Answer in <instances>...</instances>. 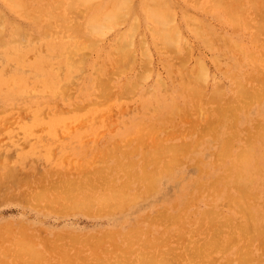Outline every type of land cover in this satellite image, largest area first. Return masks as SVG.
<instances>
[{
    "label": "rangeland",
    "instance_id": "rangeland-1",
    "mask_svg": "<svg viewBox=\"0 0 264 264\" xmlns=\"http://www.w3.org/2000/svg\"><path fill=\"white\" fill-rule=\"evenodd\" d=\"M5 1V2H4ZM0 0V16L4 13L5 15L3 16L4 18L2 19L1 17V22H0V31L5 35H1L2 33H0V36H2V38L0 37V42H3L2 45L0 44V184H1V189H0V224L3 225L0 227V264L4 263V264H13V262H15V264H17V262L20 260L24 261L23 264H26L29 260L26 258H35V257H31L29 256V251L32 250L30 253L35 256H39L38 253H40V256L42 255L41 253H43V255L41 257L37 256V260L33 261L36 262L39 260L41 261V263L39 262V264H55L56 262H58V264H69L67 261L68 260H72V258L68 259L66 261V263L64 262L68 257V255H71L72 253H74V255H76L75 251H79V248L83 250V252L81 251V254H78L77 252V257L73 256V254L71 255V257L75 258V262L72 261L74 264H84V261L86 264H90L89 261L92 260V264H96V262L98 260L95 261V259L97 258H102L103 260H105L106 262H101V260L99 259L98 263L101 262L106 264H111L110 262H114L115 260H126V257H124L122 251L119 254V250H123V248L125 249L126 246L129 247L125 252V256H129L130 254V258L127 259L126 261L130 263H136L139 264L141 260H139L140 258H142L143 253L142 252H146L144 254V256L146 257L147 255L149 257L152 256V252L154 253V251L156 253L153 254V256H155V254L157 255L158 253V257L157 259L159 260L160 257L162 258H166V256L168 257V259L171 256V252L172 256L170 259H172V261L175 260V257L178 256V258H182L181 255H176L177 252H181L182 250L184 252H181L182 255L184 253V259H180L182 262L181 264H207L209 260L210 262H215L213 264H226V262H230L228 264H241L244 263L243 261L247 260L252 262L251 264H264V149H262L264 147V80H261L264 78V73H263V77H261L262 73L264 72V41L262 42V40H264V10H260V6L262 7V5H260L262 2L264 3V0H258V1H254L255 3L257 2V4H254V8L253 6H251V2L248 0H239V3L236 0V2L234 3L235 5H241L236 6L238 9L237 11L233 8L234 4L229 3L231 1L234 2L235 0H221V4L220 2L217 0V6L214 5L213 1L214 0H198L197 5L199 6H195L194 4H196L197 0H120L119 3L118 0H95V4L93 1L91 0H84L82 2V0H78L76 1V3L74 5H69L71 2V0H67V3L69 2V4H66V0H62L64 2H59V9L56 8V4L57 2L54 0ZM18 1H21V4H18ZM53 1V2H52ZM74 1V2H75ZM91 1V3L93 2L94 5H91L89 2ZM113 1V2H111ZM117 1V2H116ZM132 1L134 3H132ZM148 1V2H147ZM152 1V3H151ZM163 1V2H162ZM174 1V2H173ZM183 1V2H182ZM216 1V0H215ZM225 6L229 3L231 7L229 8L230 10L233 8L234 10H228V7H223L224 3ZM261 1V2H260ZM25 2L26 4H23L24 9L21 8L22 3ZM52 2L53 6L55 7V10L53 9L54 7L52 6V4L49 3ZM72 2V3H74ZM87 2V3H85ZM117 6H116V3ZM154 2V3H153ZM166 2H168V5L166 6ZM180 2V3H179ZM189 2V3H188ZM212 2V3H211ZM10 3V4H9ZM13 3H17L18 5H21L20 7L16 4L15 6H13ZM36 3V4H35ZM47 3V4H45ZM79 3L83 4V5H79ZM104 3V4H103ZM121 3V4H120ZM128 3V4H127ZM138 3V4H137ZM145 5H144V4ZM159 3V4H158ZM204 3V4H203ZM210 3V4H209ZM260 3V4H259ZM12 4V5H11ZM43 4V5H42ZM102 4L104 5V7H102ZM108 4L110 5V8L113 4H115V6L117 8H119L118 11L115 12L114 10H116V8L114 9H110ZM175 4V5H172ZM181 4V5H180ZM213 4V5H212ZM216 4V3H215ZM219 4V5H218ZM245 4V7L242 6ZM248 4V5H247ZM252 4V5H253ZM30 5V6H29ZM46 5V6H45ZM48 5V7H47ZM84 5H85V9L88 8L86 6L89 5V9L87 14L86 11H83L84 9ZM96 5V6H95ZM99 5V6H98ZM124 5V7L122 6ZM131 5V6H130ZM152 7H151V6ZM158 5V6H157ZM171 5V6H170ZM179 5V6H178ZM210 5V6H208ZM212 5V6H211ZM221 5V6H220ZM255 5L258 6V10L255 9ZM7 6V7H6ZM18 6V8H17ZM22 6V7H23ZM43 6V7H42ZM68 6V9L74 10V12L76 13L79 8V6L81 7V10L83 12V16L84 18H82V12L79 11L76 15L74 13L73 16H71L73 13L71 12V14L69 13L70 18L69 21L72 19V23L75 22L76 24H79V26H83V29L81 27V29L84 31H81V34L83 33L84 35H82L83 37L85 36V33H89L88 35L91 34V36H85V40L82 38L81 40L79 39V34L80 31L78 32V38L76 39L77 36H74V34L76 35V28L77 25H73L71 22L67 21L66 18H69L66 14V12L68 13L69 10H66L65 7ZM78 6V7H76ZM108 6V7H107ZM133 6V7H132ZM182 6V7H180ZM185 6V7H184ZM187 6V8H186ZM10 9H9V8ZM28 9H27V8ZM38 7V8H37ZM76 7V8H75ZM83 7V8H82ZM99 7H101L99 9ZM172 7V8H171ZM177 7V8H176ZM195 7V8H194ZM206 7V8H205ZM215 7V8H214ZM242 7V9H241ZM34 8V9H33ZM39 9L41 11L44 10V12L39 13L38 11H36L37 9ZM44 8V9H43ZM50 8V9H48ZM93 8V9H92ZM107 8V9H106ZM129 8V9H128ZM136 8V9H135ZM149 8H151L150 10H148ZM161 8V9H158ZM167 8V9H166ZM181 8L183 10H181ZM211 8V9H210ZM240 8V9H239ZM247 8V9H246ZM253 8V10H252ZM257 8V7H256ZM264 8V5H263ZM26 9V10H25ZM33 9L34 12H32L31 10ZM36 9V10H35ZM52 9V10H51ZM96 9V10H95ZM140 9V10H139ZM172 9V10H171ZM244 9V10H243ZM27 12L28 10V16L27 14L25 15V12ZM108 10V11H107ZM111 10V11H110ZM146 10V11H145ZM158 10V11H157ZM207 10V11H205ZM210 10V11H209ZM216 10V11H215ZM219 10V11H218ZM246 10V11H245ZM260 10V11H259ZM31 11V12H30ZM51 11L53 14H50L51 12H49V17L50 15H59V12H61L60 14H62V18L64 17L66 22L69 23H64L65 25L68 24L67 27H70L71 29H69L68 31H71L74 33L72 34L71 32L68 33V31L66 30V27H58L59 24L58 23H62L59 22L58 19H60L59 17L57 18L56 22L53 16V19L51 20V22L53 21L54 23L51 24L50 19H48V17H46V12ZM98 11V12H97ZM113 11V12H112ZM122 11V12H121ZM129 11V12H128ZM150 11V12H149ZM165 11V12H164ZM173 11V12H172ZM182 11V12H181ZM227 11V12H226ZM229 11V12H228ZM233 11L235 12V18H237L239 15V18L241 17V19H234L230 17L233 16ZM239 11V12H238ZM242 11V13H241ZM245 11V12H244ZM248 11V12H247ZM263 11V13H261ZM21 12V13H20ZM57 12V13H56ZM96 12V13H95ZM112 12V14L110 15V13ZM119 12V13H118ZM149 12V14H148ZM157 12H164L161 13V15H159V13ZM167 12V13H166ZM188 12V13H187ZM190 12V13H189ZM194 12V13H193ZM216 12V13H215ZM220 15H219V13ZM232 12V13H231ZM250 12V13H249ZM252 12V13H251ZM255 12V13H254ZM256 12H258V14H256ZM34 15H40L39 17H41V14H44V18L41 17V19L39 20L38 18L33 19V18H26L29 17V15L31 14ZM38 13V14H37ZM81 13V14H80ZM85 13V14H84ZM90 13V14H89ZM103 13V14H102ZM144 13V14H143ZM187 13V14H186ZM218 13V14H217ZM14 14V15H13ZM23 14V15H22ZM65 14V15H64ZM78 14L80 16H78ZM89 14V15H88ZM98 14V15H97ZM120 14V15H119ZM124 14V15H123ZM130 14V15H129ZM132 14V15H131ZM143 14V15H142ZM168 14V15H167ZM176 14V15H175ZM178 14V15H177ZM203 14V16H201ZM226 14V15H225ZM230 14V17L228 16ZM237 14V15H236ZM18 15V16H17ZM25 15V17H24ZM47 15V16H48ZM88 17H87V16ZM139 15V16H138ZM147 15V16H146ZM164 15V16H163ZM197 15V16H195ZM205 15V16H204ZM219 15V17L217 18V16ZM253 15V16H252ZM257 15V16H255ZM259 15V16H258ZM263 17H260L262 16ZM8 16V17H7ZM67 16V17H66ZM97 16L98 20H96L94 17ZM111 16H113V19H110ZM116 16H119L116 17ZM122 16V17H121ZM131 16V17H130ZM141 16V17H140ZM151 16V17H149ZM153 16V18H152ZM158 16V17H157ZM168 16V17H167ZM177 16V18L175 17ZM184 16H185V20H184ZM249 16V17H248ZM254 17L252 19V17ZM23 19H22V18ZM35 18V16H32ZM52 17V16H51ZM99 17H101V19H99ZM113 22H111L109 19ZM124 17V18H123ZM172 17V18H171ZM199 17V18H198ZM207 17V18H206ZM211 17V18H210ZM6 18V19H5ZM42 18L44 19L43 21ZM61 18V19H62ZM79 18L77 21L78 23H76L75 19ZM93 18V21L91 20ZM105 18V19H104ZM123 18V19H122ZM138 18V20H137ZM140 18V19H139ZM142 18V19H141ZM146 18V19H145ZM202 18V19H201ZM205 18V19H204ZM220 18V19H219ZM244 18V19H243ZM247 18V19H246ZM249 18V19H248ZM18 19V20H17ZM27 21H26V20ZM41 21L40 23L36 22V20ZM74 19V21H73ZM91 23L93 22V25L89 24L90 20ZM102 19L105 21H102ZM115 19V21H114ZM120 21H118V20ZM127 19V20H126ZM137 21H136V20ZM145 19V20H144ZM154 19V20H153ZM158 19V20H157ZM176 19V20H174ZM181 19V20H180ZM193 19V20H192ZM196 19V20H195ZM209 21H207V20ZM222 19V20H221ZM258 19V21L256 22V20ZM260 19V20H259ZM263 20V23H260L259 25H261V30L260 27L258 25V22H261ZM12 20V21H11ZM15 20V21H14ZM80 20V21H79ZM83 20V22H82ZM108 20V21H107ZM125 20V21H124ZM220 20V21H219ZM230 20V22L228 21ZM237 20V21H236ZM249 20L248 24L247 21ZM251 20V21H250ZM62 21V20H60ZM140 21V22H139ZM144 21V22H143ZM154 21V22H153ZM177 21V22H176ZM236 22V23H232ZM4 22V23H3ZM11 22L13 24H11ZM21 22V23H20ZM47 22V23H46ZM82 22V23H80ZM97 22V23H96ZM115 22V24H114ZM119 22V23H116ZM134 22H136L134 24ZM149 22V23H148ZM157 22H159V24H157ZM168 22V23H167ZM175 26H174V24ZM183 22V23H182ZM191 22V23H190ZM196 22V23H195ZM198 22V23H197ZM223 22V23H222ZM240 22V23H239ZM50 23L51 27L54 28L51 30H54L53 32L49 33L51 36L49 38V36H45L46 38L43 37V35H41L42 30L45 32L46 31V24ZM63 23L60 26H64ZM95 23V24H94ZM108 23V24H107ZM171 23V24H170ZM187 23V25H186ZM203 23V24H202ZM242 24V26L237 25L236 24ZM17 24V25H16ZM49 24V25H50ZM82 24V25H80ZM103 24V25H102ZM111 24V25H110ZM118 24V25H116ZM139 24V25H137ZM153 24V25H152ZM155 24V25H154ZM165 24V25H164ZM178 24V25H177ZM185 24V25H184ZM194 24V25H192ZM198 24V25H196ZM213 24V25H212ZM219 24V25H218ZM224 24V26H223ZM227 24V25H226ZM249 25L247 27H245L246 25ZM255 25V27L253 25ZM44 25V27H43ZM58 25V26H57ZM121 25V26H120ZM161 25V26H160ZM208 25V27H207ZM211 25V26H210ZM218 25V27H217ZM221 25V26H220ZM231 25V26H230ZM16 26L20 29L19 33H24L27 34L25 32H28V35L23 36L25 43L21 40L23 38H21V36H19L18 34V30H16L15 27ZM28 26V27H27ZM76 27V28H73ZM137 26V29H136ZM139 26V27H138ZM149 26V27H148ZM197 26V27H196ZM207 27V29H205V27ZM235 26V27H234ZM252 26V28H251ZM257 26V27H256ZM5 27V29H4ZM27 27V28H26ZM56 27V29H55ZM88 27V28H87ZM95 27V28H94ZM148 27V28H147ZM163 27V28H162ZM175 27V28H174ZM186 27V29H185ZM191 27V28H190ZM210 27V28H209ZM223 27V28H222ZM230 27V28H229ZM235 29H234V28ZM237 27H239V29H237ZM250 29H249V28ZM8 28V30H7ZM12 28V29H11ZM32 28V29H31ZM64 28V29H63ZM79 28V27H78ZM77 28V29H78ZM91 28V29H90ZM102 28V29H101ZM106 30H105V29ZM152 28V29H151ZM162 28V29H161ZM166 28L168 30H166ZM172 28V29H171ZM195 28V29H194ZM216 28V29H214ZM225 28V29H224ZM228 28V29H227ZM248 28V29H247ZM257 28V30H256ZM25 29V30H23ZM30 29V30H29ZM63 29V30H60ZM68 29V28H67ZM73 29L75 31H73ZM79 29V30H81ZM100 29V30H97ZM136 29V30H135ZM174 29V30H173ZM199 29V30H198ZM202 29V31L200 30ZM231 29V30H230ZM234 29V30H233ZM242 29V30H241ZM254 29V30H253ZM3 30V31H2ZM17 31V33H14V31ZM23 30V31H21ZM55 30H59L60 33L56 34L58 31L55 32ZM105 30V31H104ZM157 30V31H156ZM173 30V31H171ZM206 30V31H205ZM227 35H226V32ZM260 30V31H259ZM89 31V32H88ZM94 31V32H92ZM158 32L156 34H152L154 32ZM160 31V32H159ZM164 31V32H163ZM171 31V32H170ZM178 31V32H177ZM198 31V33H196ZM200 31V33H199ZM215 31V32H214ZM230 31V32H229ZM232 31L234 34H232ZM256 31V32H255ZM263 31V32H262ZM30 32V34H29ZM55 32V33H54ZM66 33V34H63ZM98 32V33H97ZM100 32V33H99ZM109 32V33H108ZM150 32V33H149ZM162 32V33H161ZM188 32V33H187ZM223 32V33H222ZM241 32V34H240ZM243 32V33H242ZM246 32V33H245ZM256 34V38L254 37L255 35H252L254 33ZM7 33V34H6ZM121 33V34H120ZM123 33V34H122ZM129 33V34H128ZM143 33V34H142ZM183 33V34H182ZM186 33V34H185ZM203 33V34H202ZM244 33L246 35H244ZM249 37H248V35ZM17 34V35H16ZM44 34V32H43ZM46 34V33H45ZM48 34V33H47ZM48 34V35H49ZM61 34L63 36H61ZM70 34V35H69ZM94 34V35H93ZM117 34V35H116ZM128 36H127V35ZM159 34V35H158ZM175 34H179L177 36H174ZM210 34V35H209ZM238 34V36L236 35ZM243 36V37H241ZM32 35L34 36L35 39L32 37ZM54 35V36H52ZM56 35V36H55ZM60 35V37H59ZM103 35V36H101ZM107 35V36H106ZM136 35V36H135ZM141 35V36H140ZM163 35V36H161ZM167 35V36H166ZM169 35V36H168ZM200 35V36H199ZM208 35V36H207ZM258 35V36H257ZM13 36V38H12ZM69 36V37H68ZM74 36L75 39H71V37ZM81 36V35H80ZM97 36V37H96ZM115 36V37H114ZM135 36V37H134ZM171 39H167L168 37ZM197 36V37H194ZM220 36V37H219ZM240 36V38H239ZM21 39H18V38ZM39 40H38V38ZM62 37V39H61ZM92 37L91 39L96 42L91 43L90 45L89 42H87L86 40H90L88 38ZM114 37V38H113ZM122 37V38H121ZM130 37V38H129ZM141 37V38H140ZM146 37V38H145ZM153 37V38H152ZM174 37V38H173ZM224 37V39H223ZM253 37V38H252ZM260 39H258V38ZM44 38V40H43ZM64 38V39H63ZM104 38V40H103ZM119 38V39H118ZM126 38V39H125ZM129 38V39H127ZM133 38V39H132ZM155 38V39H154ZM165 38V39H162ZM178 38V39H177ZM239 38V39H238ZM248 40H247V39ZM250 38V39H249ZM27 39V40H26ZM31 39V44H30V40ZM57 39V40H56ZM102 39V40H101ZM121 39V40H120ZM145 39V40H144ZM161 39V40H160ZM175 43V46L173 45V43H170L172 40ZM183 39V40H182ZM200 39V40H198ZM210 39V40H209ZM227 39V41H226ZM230 39V40H229ZM252 39V40H251ZM257 39V40H256ZM4 40V41H3ZM19 40V41H18ZM35 40V42H34ZM81 41L84 40L81 44L80 42L77 43V41ZM98 40V41H97ZM101 40V41H100ZM117 40V41H116ZM120 40V41H119ZM125 40V43L123 42ZM139 40V41H138ZM169 40V42H167ZM176 40V41H175ZM203 40V41H202ZM208 40V41H207ZM214 40V41H213ZM247 40V41H246ZM14 41V42H13ZM114 41V42H113ZM130 41V42H129ZM133 41V42H132ZM144 41V42H143ZM181 41V42H180ZM186 41V42H184ZM195 41V42H194ZM212 41V42H211ZM225 41V42H224ZM238 41V42H237ZM255 43H254V42ZM261 41V42H260ZM20 42H22L20 44ZM87 42V43H85ZM91 42V40H90ZM101 42V43H100ZM120 42V43H119ZM137 42V43H136ZM147 42V43H146ZM156 42V43H155ZM167 42V43H166ZM205 42V43H204ZM215 42V43H214ZM258 42V43H257ZM11 43V44H10ZM16 43V44H15ZM76 44L77 47H74ZM98 43V44H96ZM125 46H124V44ZM133 43V44H132ZM136 43V44H135ZM162 43V44H161ZM172 44V46L174 48H176V53H174L173 49H168L169 45ZM178 43V44H177ZM180 43V44H179ZM223 43H225L224 45H222ZM229 46H228V44ZM244 43V44H243ZM250 43L252 44L250 46ZM5 44V45H4ZM72 46H71V45ZM78 44V45H77ZM85 44V45H84ZM86 44L88 45V47H86ZM117 44V45H115ZM129 46V48L127 47V45ZM145 44V45H144ZM168 44V45H167ZM185 44V46H184ZM203 44V47H202ZM217 44V45H216ZM233 44V45H232ZM236 44V45H235ZM83 45L85 46L83 48ZM110 47H109V46ZM120 45V46H119ZM122 45L125 47L123 48ZM147 45V46H146ZM168 46V48L166 49V47ZM183 45V46H182ZM221 45V46H220ZM244 45V47H243ZM257 45V46H256ZM261 47H260V46ZM5 46V47H4ZM42 46V47H41ZM82 46V47H80ZM93 48H92V47ZM98 46V47H96ZM119 46V47H118ZM131 46V47H130ZM141 46V47H140ZM177 46V47H176ZM219 46V47H218ZM224 46V47H223ZM231 46V47H230ZM234 46V48H233ZM241 48H240V47ZM4 47V48H3ZM71 47V48H69ZM80 47V48H79ZM91 47V48H89ZM122 47V48H121ZM161 47V48H160ZM223 47V48H221ZM226 47V48H225ZM246 47V48H245ZM259 49H258V48ZM42 48V49H41ZM62 48V49H61ZM67 48L71 49V50H67ZM72 48H79L80 50L84 49V53L86 52L87 55H85L83 53V51L78 52V50L73 49ZM82 48V49H81ZM118 48V52L117 49ZM122 51L126 52V50H128V55H130V57L133 59H131L132 63L130 65V60L128 59V55H125V53L121 54V49ZM144 48V49H142ZM183 48V49H182ZM185 48L189 49L186 50ZM199 48V49H198ZM207 48V50H206ZM213 48V49H212ZM229 48V49H228ZM231 48V49H230ZM257 48V49H256ZM64 49V50H63ZM66 49V50H65ZM219 51H218V50ZM239 49V50H238ZM43 50V51H42ZM89 50V51H88ZM108 52H107V51ZM154 50V51H153ZM163 50V51H162ZM166 50V51H165ZM169 50V51H167ZM172 50V51H171ZM185 50V51H184ZM191 50V51H190ZM201 50V51H200ZM216 50V51H215ZM226 50V51H225ZM238 50V51H237ZM250 50V51H249ZM262 50V51H261ZM66 51V52H65ZM69 51V53H68ZM105 51V52H104ZM114 52V53H111ZM120 51V52H119ZM137 51V52H136ZM187 51V52H186ZM222 51V52H221ZM230 53H228V52ZM232 51V52H231ZM242 51V52H241ZM76 52V53H75ZM89 52V53H88ZM132 52H135V54L133 55ZM180 52V53H179ZM182 52V53H181ZM189 52L188 55H185V53L187 54ZM240 52V53H239ZM258 52V53H256ZM262 52V53H261ZM64 53V54H63ZM72 53V54H71ZM78 53L80 55H78ZM104 53V54H103ZM119 53V55L117 56V54ZM140 53V54H139ZM150 53V54H149ZM179 53V54H178ZM192 53V54H190ZM235 53V54H234ZM237 53H239L237 55ZM245 53V54H243ZM251 53V55H250ZM253 53V55H252ZM74 54V61L75 58L79 59L77 62V60L74 62H72V57ZM90 54V55H89ZM102 54V55H101ZM127 54V53H126ZM149 54V55H148ZM166 54V55H165ZM222 54V55H221ZM227 54V56H226ZM263 54V57H262ZM31 57H30V56ZM77 55V56H76ZM101 55V58H100ZM121 55V57H120ZM123 55H125V57H123ZM156 55V56H155ZM179 55H181L180 57H183L182 59L179 58ZM184 55V56H183ZM202 55V56H201ZM247 55V56H246ZM59 56V57H58ZM63 56V57H62ZM79 56V57H78ZM87 56V57H86ZM111 56V57H110ZM117 56V57H116ZM139 56V58H138ZM175 56V57H174ZM187 56H189V58H187ZM212 56V57H211ZM220 56V57H219ZM224 56V57H223ZM240 56V57H239ZM246 56V57H245ZM251 56H255V58H251ZM2 57V58H1ZM58 57V58H57ZM80 57H82L80 59ZM107 57L109 59H107ZM129 57V58H130ZM167 57V59H165ZM170 57V58H169ZM186 57V58H185ZM193 57V58H192ZM223 57V58H221ZM243 57V58H242ZM256 57H258L256 59ZM260 57V58H259ZM262 57V58H261ZM86 58V60L84 59ZM104 58V59H103ZM112 58V59H111ZM119 59V61L117 59ZM123 58H127L129 62V67L127 66V62L126 59ZM137 58V59H136ZM214 58V59H213ZM220 58V59H219ZM238 58V59H237ZM240 58V59H239ZM60 59V60H59ZM71 59V60H70ZM84 59V60H83ZM106 59V60H105ZM114 59V60H113ZM175 59V60H174ZM181 59V60H180ZM190 59V60H189ZM229 61H228V60ZM233 59V60H231ZM236 59V62L235 60ZM245 59V60H243ZM248 59V60H247ZM253 59V60H252ZM256 59V60H255ZM82 60V61H81ZM101 60V65L98 63ZM103 60V61H102ZM108 60V61H107ZM113 60V61H112ZM116 60L118 63H116ZM146 60V61H144ZM163 60V61H162ZM168 60V61H167ZM184 60V63H182V61ZM186 60V63H185ZM188 60V62H187ZM195 60V61H194ZM225 60V61H224ZM247 60V62H246ZM252 60V61H251ZM260 60V61H259ZM262 60V61H261ZM85 61V63H84ZM98 61V62H97ZM121 61V62H120ZM123 61H125L124 64ZM135 61V62H133ZM141 61V62H140ZM161 61V62H160ZM167 61V62H166ZM170 61V62H169ZM178 62L177 63H175ZM220 61V62H219ZM234 61V62H233ZM240 63H239V62ZM243 63H242V62ZM245 61V62H244ZM255 61V63L253 62ZM71 62L73 64H71ZM97 62V63H96ZM114 62V63H113ZM140 62V64H139ZM145 62V63H144ZM148 62V65H146V63ZM165 62V63H163ZM181 65H180V63ZM190 62V63H189ZM230 62V63H229ZM253 62V63H252ZM261 62V63H260ZM82 63V64H81ZM107 63L109 65H107ZM113 63V64H111ZM118 64L116 66V64ZM173 63V64H171ZM175 63V64H174ZM194 63V64H193ZM196 63V64H195ZM217 63V64H216ZM223 63V65H222ZM237 63V64H236ZM239 63V64H238ZM249 63V64H248ZM75 64V65H74ZM85 66H84V65ZM111 64V65H110ZM125 67H124V65ZM134 64V65H133ZM165 64V65H164ZM184 64V65H183ZM187 64V66H185ZM193 64V65H192ZM229 64V65H228ZM232 64V65H231ZM255 64V65H253ZM106 65V66H105ZM123 65V67L121 66ZM139 65V66H138ZM153 65V66H152ZM175 65V66H174ZM178 65V66H177ZM247 65V66H246ZM64 66V67H63ZM112 66V67H111ZM132 66V67H131ZM137 66V67H136ZM182 66V67H180ZM219 66V67H218ZM243 66V67H242ZM63 67V69H62ZM115 67V68H114ZM124 68L125 71H123V69L120 72L121 68ZM128 67V68H127ZM139 67V69H138ZM145 67V68H144ZM167 67V68H165ZM170 67V68H169ZM176 67V68H175ZM186 67V70H181V68ZM189 67V68H188ZM197 68L196 73L195 70L194 73L192 72V69ZM201 67V68H200ZM249 67V68H248ZM259 67V68H257ZM80 68V70H79ZM84 74L81 75V70L83 73V69ZM130 68V69H129ZM135 68V69H134ZM137 68V69H136ZM147 68V69H146ZM222 68V70H221ZM232 68V70H231ZM235 68V69H234ZM246 68V69H245ZM63 72H61L62 70ZM97 69L99 70V72L97 71ZM103 69V70H102ZM108 69H110V71H108ZM119 69V70H118ZM180 69V70H179ZM185 69V68H184ZM206 69V70H205ZM248 69V70H247ZM261 69V71H260ZM114 70V71H111ZM167 70V71H166ZM178 70V71H177ZM215 70V71H214ZM263 70V71H262ZM80 71V72H79ZM127 71V72H126ZM129 71V72H128ZM175 71V72H174ZM183 73H182V72ZM186 71H189L188 73H191V75H189L190 79L192 80V82H190V79H188L189 77L186 76ZM197 71L199 72L197 75ZM60 72V73H59ZM93 72V74H92ZM109 72V74H108ZM117 72L116 74L113 73ZM136 72V73H135ZM154 72V73H152ZM204 72V73H202ZM224 72V73H223ZM229 72V73H228ZM237 72V73H236ZM255 72V73H254ZM110 73H112L111 75H113L111 77ZM130 73V74H129ZM135 73V74H134ZM150 75H149V74ZM168 75H167V74ZM175 73V74H174ZM202 73V74H201ZM243 73V74H242ZM249 73V74H248ZM253 73V75L251 74ZM120 76H118V75ZM125 74V75H124ZM160 76H159V75ZM194 76H193V75ZM201 74V75H200ZM223 74V75H221ZM227 74V75H226ZM75 75V76H74ZM76 75H78V79L76 77ZM81 75V77H80ZM110 75V76H109ZM118 77H117V76ZM134 75V76H133ZM138 75V76H137ZM185 75V77L183 76ZM215 75V76H214ZM248 75V76H247ZM256 75V76H255ZM259 75V77L257 78V76ZM109 76V77H108ZM116 76V77H115ZM136 76V77H135ZM195 78H193V77ZM200 76V77H199ZM232 76V77H230ZM239 76V77H238ZM254 77L253 78H251ZM74 77V78H73ZM115 79H114V78ZM125 77V80H124ZM129 77V78H128ZM149 77V78H148ZM153 79H152V78ZM171 77V79H170ZM176 77H178L176 79ZM214 77V79H213ZM241 77V78H240ZM81 78V80L79 79ZM85 78V79H84ZM100 78H106L108 80V83L106 84V82H103L100 80ZM181 78H185V80L181 79ZM208 78V79H207ZM247 78V79H245ZM250 78V79H248ZM256 78L258 80V82L256 81ZM77 79V80H76ZM87 79V80H86ZM112 81H111V80ZM117 79V80H116ZM120 79V80H119ZM137 79H142L141 81L139 80V82H137ZM145 79V80H144ZM147 79V80H146ZM174 79V80H173ZM188 79V80H187ZM201 81H199V80ZM72 80V81H71ZM74 80V81H73ZM83 80H86L85 82ZM130 80V81H129ZM151 80V81H150ZM173 80V81H171ZM178 80V81H177ZM199 82H198V81ZM214 80V81H213ZM223 80V81H222ZM232 80V81H231ZM243 80V81H242ZM249 80V81H248ZM253 80V82H252ZM71 81V82H70ZM98 81V83H96ZM111 81V82H110ZM115 81V83H114ZM170 83H169V82ZM187 81V83L185 84V82ZM194 81V82H193ZM206 81V82H205ZM217 81V83L215 82ZM238 83H237V82ZM263 81V82H262ZM73 82V83H72ZM93 82V83H92ZM103 82L104 84H106V86H104L101 83ZM120 82V83H119ZM123 82V84H122ZM135 82V83H134ZM144 82V83H143ZM150 84H149V83ZM161 82V83H159ZM178 82V84H177ZM182 82V84H180ZM191 84H190V83ZM201 82V85H200ZM227 82V84H226ZM234 82V83H233ZM241 82V84H240ZM254 82H256L254 84ZM261 82V83H260ZM62 83H64V86H62ZM72 83V84H71ZM110 83V84H109ZM142 83V84H141ZM153 83V84H152ZM189 83V84H188ZM204 83L205 86L202 84ZM216 83V84H215ZM253 85H252V84ZM258 83V84H257ZM93 84V85H92ZM96 84L98 86H96ZM135 84V85H134ZM157 84V85H156ZM209 84V85H208ZM212 84V85H210ZM222 84V85H221ZM82 85V86H81ZM111 85L112 89H111ZM120 85V86H119ZM128 85V86H127ZM137 85V86H136ZM147 85V86H146ZM150 85V86H149ZM156 86V88L154 86ZM167 85V87H166ZM175 85V86H174ZM180 87H178V86ZM183 85V86H181ZM188 85V86H187ZM221 86V90H218L217 92H219V94L216 92L215 95V90L218 86ZM247 87H246V86ZM257 85V86H256ZM259 85V86H258ZM125 86V87H124ZM159 86V88H158ZM192 86V87H191ZM202 86V87H200ZM208 86V87H207ZM219 86V88H220ZM239 86V87H238ZM252 86V87H251ZM255 86V87H254ZM60 87H63L62 89H60ZM68 87V88H67ZM95 87V88H94ZM99 87V90H98ZM104 87V88H103ZM110 87V88H109ZM115 87V88H114ZM128 87V89H127ZM130 87V88H129ZM175 87V88H174ZM185 87V90H184ZM258 87V90H257ZM260 87L262 88V90L260 89ZM83 88V89H82ZM108 88V89H107ZM146 88V89H145ZM151 88V89H149ZM172 88V89H171ZM174 88V89H173ZM179 88V89H178ZM183 88V89H182ZM193 88V89H192ZM199 88L200 91H202V93L206 94L205 96L201 93H194L196 92V89ZM201 88V89H200ZM204 88L206 90H204ZM223 88V89H222ZM232 88V89H231ZM234 88V90H233ZM245 88V90L243 89ZM249 88V91H247V89ZM254 88V89H253ZM66 89V91H64ZM100 91L98 93V91ZM110 89V90H109ZM121 89V90H120ZM139 89V90H138ZM162 89V90H160ZM166 91H165V90ZM230 89V90H229ZM242 89V91L240 90ZM256 89V90H255ZM95 90V91H94ZM133 90V91H132ZM152 90V91H151ZM158 90V92L156 91ZM171 90V91H169ZM190 90V91H189ZM195 90V91H192ZM197 90V92L199 91ZM210 90V91H209ZM212 90V91H211ZM242 92L239 93L238 92ZM244 90V92H243ZM62 93H61V92ZM97 91V92H96ZM113 91V93H111ZM116 93H115V92ZM131 91V92H130ZM150 91V93H149ZM154 91V92H153ZM161 91V92H159ZM189 93H188V92ZM192 91V92H191ZM204 91V92H203ZM232 91V93H231ZM259 93H258V92ZM120 92V93H119ZM136 92V93H135ZM148 92V93H147ZM151 92H153L151 94ZM178 92V93H177ZM180 92V93H179ZM183 92V93H182ZM234 92V93H233ZM253 92V93H252ZM255 92V93H254ZM258 96H257V93ZM17 93V94H16ZM58 93V94H57ZM104 93V94H103ZM107 93V94H106ZM110 93L112 94L111 97L112 99H110V97H108ZM126 93L128 94H132L135 95H129L128 97H126ZM145 93V96H144ZM170 93V94H168ZM177 93V94H176ZM188 93V96H187ZM209 93V94H208ZM227 93V94H226ZM262 93V94H261ZM97 94V95H96ZM106 94V95H105ZM114 94V95H113ZM122 94H124L123 96H121ZM127 94V95H128ZM154 94V95H153ZM165 94V95H164ZM174 94L176 96H174ZM182 94V95H180ZM196 96H195V95ZM203 95L202 100L199 99V95ZM208 94V96H207ZM211 94H214V96H212ZM218 94V95H217ZM224 94V95H223ZM242 94V95H241ZM15 95V96H14ZM33 95V97H32ZM36 95V96H35ZM56 95V96H55ZM108 95V96H107ZM192 95L195 97H192ZM211 97H216V102L219 105V108L217 105V103L215 102L214 98H210ZM241 99H238V96ZM244 95V96H243ZM255 95V97H253ZM262 95V96H261ZM121 96V97H120ZM151 98H150V97ZM158 96V97H156ZM166 96V98H164ZM190 96V97H189ZM219 96V97H218ZM241 96V97H240ZM262 98H261V97ZM15 97V98H12ZM52 99H51V98ZM108 97V98H107ZM115 97V98H114ZM120 97V98H119ZM148 97V98H147ZM169 97V98H168ZM177 97V99H176ZM186 97V98H185ZM201 97V96H200ZM231 97V98H230ZM235 97V98H234ZM251 97V98H250ZM261 98L259 99V101H257V98ZM25 98V99H24ZM27 98V99H26ZM29 98V99H28ZM194 98V99H193ZM224 98V99H223ZM161 99V100H160ZM192 101H191V100ZM199 99V100H198ZM204 99V100H203ZM211 99V101H210ZM218 99V100H217ZM227 99V100H225ZM230 102H229V100ZM237 101H235V100ZM26 100V101H25ZM29 100V101H28ZM163 100H165L164 102L168 103H164ZM171 100V101H170ZM179 100V101H178ZM189 100V101H188ZM199 101L198 102L196 101ZM212 100H214V102H212ZM253 102H252V101ZM261 100V101H260ZM194 101H196L194 103ZM207 101L209 103H207ZM240 101V102H239ZM244 101V102H243ZM248 101V102H247ZM251 101V102H250ZM221 102V103H220ZM262 105H260V103ZM151 103V104H150ZM182 103V104H180ZM192 103V104H191ZM194 103V104H193ZM202 103V104H201ZM216 103V104H215ZM224 103V104H223ZM228 103V104H227ZM245 103V104H243ZM248 103H250L248 105ZM161 104V105H160ZM197 104V105H196ZM211 104V105H210ZM214 104V105H213ZM260 106H259V105ZM164 105V106H163ZM175 105H177L175 107ZM192 105V106H191ZM195 105V106H194ZM200 105V108H198ZM229 105V106H228ZM245 105L247 107H245ZM180 106V107H179ZM187 106V107H186ZM195 109H194V107ZM197 106V107H196ZM227 106V107H226ZM234 106V107H233ZM236 106V107H235ZM241 106V109L239 108ZM152 110H150L149 109ZM154 107L156 109H154ZM163 107V108H162ZM174 107L176 108V111H174ZM217 107L216 110L219 111V115L221 113L222 118L219 117L218 112L215 110V108ZM224 107H226L227 111L224 110ZM229 107V108H228ZM259 107V108H258ZM262 107V108H261ZM14 108V109H13ZM181 108V109H180ZM192 108V109H191ZM199 109L201 110V112H203L201 114V112L198 111H194ZM205 110H204V109ZM213 108V109H212ZM233 108V109H232ZM160 109V110H159ZM163 109V110H162ZM180 109V110H179ZM222 110V112H220V110ZM230 109V110H229ZM235 109V110H234ZM237 109V110H236ZM239 109V110H238ZM249 109V111H248ZM158 110V112H157ZM179 110V112L177 113V111ZM189 110V111H188ZM203 110V111H202ZM232 110V111H231ZM211 111V112H210ZM226 111V112H225ZM235 111V112H233ZM245 111V112H244ZM161 114H160V113ZM197 114H196V113ZM201 116V120L199 118V121H201L202 123H199L198 121V117L199 114ZM231 112V114H230ZM239 115H237L236 114ZM173 113V114H172ZM195 113V114H194ZM212 115H211V114ZM214 113V114H213ZM216 113V114H215ZM223 113V114H222ZM233 113H235L233 116ZM242 113V114H241ZM246 114V115H245ZM184 115H186V118H184ZM208 115L210 116V119H208ZM228 117H227V116ZM230 115V116H229ZM246 117H245V116ZM234 117V119H232ZM160 118V119H159ZM207 118V119H206ZM220 118V119H219ZM237 118V119H236ZM252 118V120H251ZM256 118V119H255ZM217 119V120H216ZM231 119V120H230ZM241 119V120H240ZM244 119V120H243ZM261 119V120H260ZM166 120V121H165ZM216 120V121H215ZM218 120H220L219 122H217ZM228 122H227V121ZM233 120L234 124H231ZM243 120V121H242ZM257 120V121H256ZM195 121V122H194ZM197 121V128L196 130H194L192 132V128L195 129V125ZM211 121V122H210ZM222 121V122H221ZM230 121V122H229ZM255 121V122H254ZM261 121V122H260ZM163 122V123H162ZM194 122V123H191ZM214 122V123H213ZM145 123V125H144ZM199 123V124H198ZM208 123V124H207ZM215 123H217V125H215ZM228 123V124H227ZM231 127H230V125ZM255 128H254V125ZM256 123H258V125H256ZM202 124V130L200 129ZM207 124V125H206ZM211 124V125H209ZM247 124V125H246ZM261 124V125H260ZM150 125V126H148ZM155 125V126H154ZM157 125V126H156ZM213 125L217 126V129H219L218 131H213V130H217L214 126L213 129L209 130L210 127L212 128ZM227 125V126H226ZM144 126V127H143ZM209 126V127H208ZM225 126V127H224ZM234 126L237 129H233ZM249 126V127H248ZM258 126V127H257ZM151 127V129H149ZM170 127V128H169ZM206 127V128H205ZM220 127V128H219ZM162 128V129H161ZM172 128V129H171ZM186 128V129H185ZM208 128V129H207ZM240 128V129H239ZM244 128V129H243ZM246 128L247 131L246 132ZM251 128V129H250ZM160 129V131H158ZM165 129H168L169 131H166ZM191 132L188 133L190 130ZM206 129V130H205ZM231 129V130H230ZM173 130V131H172ZM185 130V131H184ZM188 130V131H186ZM205 130V131H204ZM234 130H236L235 132H239L238 135H234L235 132ZM245 130V131H244ZM259 130H262L259 132ZM155 131V132H154ZM157 131V133H156ZM177 131V132H176ZM202 131V132H201ZM206 131H209L208 133ZM214 134H213V132ZM167 132V134H166ZM172 133V135H174V133L176 135H174V137L171 138V136L169 135V133ZM183 132H187L188 134L183 135ZM203 132H206L207 134L204 135ZM217 132V133H216ZM230 132V133H229ZM233 132V133H232ZM250 132V134H249ZM253 132V133H252ZM257 132V133H256ZM259 132V133H258ZM156 133V135H155ZM159 133V134H158ZM178 133V134H177ZM182 133V134H180ZM201 133V134H200ZM248 133V134H247ZM190 134V135H189ZM193 134V135H192ZM201 136H200V135ZM211 134V135H210ZM218 134V135H217ZM230 135L231 137L227 136ZM240 134V135H239ZM245 134V136L243 135ZM255 136H254V135ZM262 134V135H261ZM159 135V136H158ZM166 135V136H165ZM168 135L170 137H168ZM192 135V136H191ZM197 135L199 136L197 138ZM214 137H213V136ZM222 135V136H221ZM258 135V136H257ZM156 136V137H155ZM206 136V137H205ZM220 136V137H219ZM254 136V137H252ZM164 137V138H163ZM168 137V138H166ZM185 137V138H183ZM240 137V138H238ZM246 137H249L246 139ZM160 138V139H159ZM186 140L188 142L185 141V143L183 142V140ZM193 138V140H192ZM218 138V140L216 141V139ZM220 138H222V140L224 141L225 139L228 141H222ZM225 138V139H224ZM231 138V139H229ZM242 138V140H241ZM244 138V140H243ZM159 139V141H158ZM205 139V140H204ZM207 139V140H206ZM258 141H256V140ZM262 139V140H261ZM147 140L148 143H150L149 147L147 148L148 145L145 146V141ZM156 142H155V141ZM163 140V141H162ZM177 140V141H176ZM181 140V141H180ZM220 140V142H219ZM230 140V142H229ZM155 143H154V142ZM165 141V142H164ZM190 141V142H189ZM192 141V142H191ZM194 149L192 144L194 143ZM196 141H200L198 144ZM208 141V142H207ZM213 141V142H212ZM233 141V143H231ZM250 141V142H249ZM254 143H253V142ZM164 142V143H163ZM204 142V143H203ZM208 144H207V143ZM218 142V143H217ZM235 142V143H234ZM242 142V143H240ZM247 142H249V144H247ZM256 142V143H255ZM138 143V144H137ZM154 143V145H152ZM158 143V144H157ZM171 143V145H169ZM181 143H183L182 145H180ZM216 143V144H215ZM221 143V144H220ZM226 143H228V147L226 145ZM262 143V144H261ZM113 144V147H112ZM144 144V146H143ZM161 144V145H160ZM165 146H164V145ZM172 144H174L175 146H172ZM186 146V145H189ZM202 144V145H201ZM212 144V145H211ZM230 144V145H229ZM257 144V146H256ZM121 145V146H120ZM130 145V146H128ZM137 145V146H136ZM180 146L184 147V149L181 147L179 149L178 152V147ZM210 145V147H209ZM221 147H220V146ZM224 145V146H223ZM239 145V146H238ZM260 145V146H259ZM110 146V147H109ZM118 146V151L116 149V147ZM138 147L134 148V147ZM147 153H145V149ZM154 148H153V147ZM186 147H189L190 149L185 152L184 150L186 149ZM248 146V152H244L246 151L245 149H247ZM115 147V150L113 149ZM152 147V148H151ZM155 147L156 150H155ZM166 147V148H165ZM174 147V148H173ZM196 147V148H195ZM207 147V148H206ZM227 147V148H226ZM244 147V148H243ZM259 147V148H258ZM109 148V149H108ZM110 148L112 152H110ZM171 148V150H170ZM203 148V149H202ZM257 148V149H256ZM134 152V150H136ZM161 149V150H160ZM175 149V150H174ZM183 149V150H182ZM193 149V150H192ZM215 149V150H214ZM219 149V150H218ZM223 149V150H222ZM236 149V150H235ZM107 150V151H106ZM109 150V151H108ZM123 150V151H122ZM126 150V151H125ZM142 150V151H141ZM154 150V151H153ZM158 150V151H157ZM177 150V151H176ZM187 150V149H186ZM200 150V151H199ZM208 152H207V151ZM221 150V151H220ZM231 152H230V151ZM243 150V151H242ZM254 150V152H253ZM109 152V154H111V156L108 158V155L106 152ZM157 151V152H155ZM182 151V152H181ZM199 151V152H198ZM217 151V152H216ZM219 151L221 154H219ZM224 151V152H223ZM234 151V152H233ZM116 152V153H115ZM118 152V153H117ZM132 152V154L130 153ZM134 152V153H133ZM140 152V153H139ZM143 152V154H142ZM165 152V153H164ZM205 152V153H204ZM214 152V153H213ZM226 152V153H225ZM227 152L229 153V155L227 154ZM242 153V154H239ZM103 153V155H102ZM121 153V154H120ZM129 153V154H127ZM147 155H145V154ZM158 153V154H157ZM164 153V155H163ZM169 153V154H168ZM182 153V155H181ZM190 153V154H189ZM215 153L218 154L215 156ZM235 153V154H234ZM247 153V154H246ZM254 153V155H253ZM263 153V154H262ZM126 154V155H124ZM131 154V155H130ZM166 154V155H165ZM175 154V155H174ZM178 154V155H176ZM207 154V155H206ZM214 154V155H213ZM224 154H226L224 156ZM242 155L241 157H237V155ZM246 154V156H245ZM259 154V156H258ZM104 155L106 156V160L104 158ZM115 155V156H114ZM144 155V156H143ZM151 155V156H150ZM169 155V156H167ZM199 155V156H198ZM211 155V156H210ZM103 157L104 160L101 158V160H98V157L100 158ZM120 156V157H119ZM146 156V157H145ZM172 156V157H171ZM253 156H254V160H253ZM11 157V158H10ZM123 157V158H122ZM128 157V158H126ZM150 157V158H149ZM155 159H153V158ZM160 159H159V158ZM164 157V158H163ZM166 157V158H165ZM177 157V158H176ZM212 157V158H211ZM216 162H215V159ZM219 159H218V158ZM96 158V163L98 164H90V162H95ZM108 158V161H107ZM173 158H175V162L173 160ZM179 158V159H178ZM185 158V159H184ZM192 158V159H191ZM222 158V159H221ZM237 158V159H236ZM247 160H246V159ZM134 159V161H133ZM136 159V160H135ZM151 159H152V163H151ZM171 159V160H170ZM177 159V161H176ZM93 160V161H92ZM103 160V161H102ZM145 160V161H144ZM155 160V161H154ZM160 160V161H159ZM173 160V161H172ZM189 162H188V161ZM228 162H227V161ZM236 160V161H234ZM242 160V161H241ZM10 161L9 165L7 164ZM89 161V163H88ZM104 161L106 163H104ZM120 161V162H119ZM123 161V162H122ZM128 161L132 162V167L131 166V162L129 164L126 165V163H128ZM148 161V162H146ZM171 161V163H170ZM187 161V163H186ZM248 161V162H247ZM103 165H101L102 163ZM119 162V163H118ZM151 164H150V163ZM169 162V163H168ZM174 162V163H172ZM182 162V163H181ZM185 162V163H184ZM197 162V163H196ZM263 162V163H262ZM5 163V164H4ZM117 163V164H116ZM136 163V164H135ZM142 163V164H141ZM147 163V164H145ZM158 163V164H157ZM166 163V164H165ZM181 163V164H180ZM218 163V164H217ZM238 165H237V164ZM246 163V164H245ZM90 164V165H89ZM108 164V165H107ZM134 164V165H133ZM138 164V165H137ZM164 164V165H163ZM173 164V165H172ZM183 164V165H182ZM191 164V165H190ZM201 164V165H200ZM214 164V165H213ZM244 164V165H243ZM4 167H3V166ZM84 172L89 173V175L91 176L89 179V175L88 177H86L87 173H84V179H81L82 182H80L81 176H83L81 171L85 168ZM89 165V166H87ZM113 165L114 168H111ZM115 165V166H114ZM119 165V166H118ZM144 165V166H143ZM155 165V166H154ZM158 165V166H157ZM168 168H165L163 166H165ZM182 166V169L180 168ZM197 167H196V166ZM231 165V166H230ZM260 167H259V166ZM6 166V167H5ZM16 166V167H15ZM82 166V167H81ZM101 166V167H99ZM105 166V167H104ZM143 166V167H142ZM146 166V167H145ZM160 166V167H159ZM178 166V167H175ZM187 166V167H186ZM212 166V167H211ZM230 166V167H229ZM263 166V167H262ZM8 167V168H7ZM13 169H12V168ZM81 167V168H80ZM95 167H99L98 169H100V171L97 172L98 169H96ZM104 167V168H102ZM109 167V168H108ZM121 167V168H119ZM142 167V170H141ZM172 167V168H171ZM193 167V168H190ZM201 167V171L200 168ZM203 167V168H202ZM259 167V168H258ZM10 168L14 171V169H17V171L15 170V173L18 172L14 177H15V182H16V177H18V183L13 182V180L9 181L10 175H13V173L11 172ZM94 168V169H93ZM127 168V169H126ZM137 168V169H136ZM139 168V169H138ZM146 168V172L143 171V169ZM190 168V169H189ZM199 168V169H198ZM79 169V170H78ZM121 169H125V171L123 172V170ZM136 169V170H135ZM152 169V170H151ZM155 169V172H154ZM178 169V170H176ZM186 169V170H185ZM217 169V170H216ZM230 171H229V170ZM240 169V170H239ZM65 170L69 171V173L67 174V172H65ZM89 170V172H88ZM96 170V171H95ZM103 172H102V171ZM118 172H117V171ZM129 170V171H128ZM151 170V171H150ZM168 174L166 171H168ZM195 172H194V171ZM242 170V171H241ZM254 170H256L254 172ZM258 170V171H257ZM261 170V172H260ZM8 171V172H7ZM24 171V172H22ZM58 171H63V175L62 173L59 174ZM72 171V172H70ZM73 171H75V174L73 173ZM81 171V172H79ZM96 172V174L94 172ZM111 171V172H110ZM113 171V173H112ZM128 171V172H127ZM163 171V172H162ZM165 171V172H164ZM178 171V172H177ZM199 171V173H198ZM207 171V172H206ZM223 171V172H222ZM234 171V172H232ZM246 171V172H245ZM2 172H7L9 174H6V176L8 177H3L4 175L2 174ZM47 172V173H46ZM77 172V173H76ZM105 172V173H104ZM133 174H132V173ZM139 172V173H138ZM151 172V173H150ZM153 172L155 174H153ZM162 172V175H161ZM218 172V173H217ZM225 172V173H224ZM230 172V174H229ZM237 172V174H236ZM244 174H243V173ZM252 172V174H251ZM14 173V174H15ZM20 173V175H19ZM25 173V174H24ZM41 173V175L39 174ZM66 173V174H65ZM74 175H73V174ZM94 173V175L92 174ZM126 173V174H125ZM131 173V174H130ZM146 175H145V174ZM157 173V174H156ZM175 173V174H174ZM202 173V174H201ZM243 175H242V174ZM255 173V174H254ZM258 175H257V174ZM48 174V175H47ZM110 174V175H109ZM112 174V175H111ZM127 174H129L130 176H127ZM166 174V175H165ZM236 176H235V175ZM249 174V176H248ZM254 174V175H253ZM27 175V176H26ZM29 175V177H28ZM42 175L44 179L42 178ZM47 175V176H46ZM50 175H52V177H50ZM58 175V179L57 178ZM100 175V176H99ZM102 175V177H101ZM107 175V176H106ZM114 175V176H113ZM134 175H136V177H134ZM155 175V176H154ZM169 175V176H168ZM220 177H218V176ZM228 175V176H227ZM251 175V176H250ZM253 175V176H252ZM36 177V180L34 181V178ZM97 176V177H96ZM103 176H105L106 178L103 179ZM118 176V177H117ZM140 176V177H139ZM144 176V178H143ZM147 176V178H146ZM151 176V177H150ZM160 176V177H159ZM235 176V177H234ZM13 177V178H14ZM23 177V178H22ZM24 177L30 178V181ZM40 179H39V178ZM47 177V179H46ZM78 177V180L76 179ZM86 177V178H85ZM110 177V178H109ZM139 177V178H138ZM156 177H158L156 179ZM176 177V178H175ZM180 177V178H179ZM216 177V178H215ZM219 179H218V178ZM248 177V178H247ZM94 178V179H93ZM100 178V179H99ZM104 181H102V179ZM109 178V179H108ZM115 180H114V179ZM128 178V179H127ZM130 178V179H129ZM132 178V180H131ZM137 178V180H136ZM150 178H152L150 180ZM160 178V179H159ZM179 178V179H178ZM253 178V179H252ZM8 181H7V180ZM12 179V178H11ZM20 179V180H19ZM50 179V180H49ZM69 179V182L66 180ZM118 179V180H117ZM143 179V180H142ZM147 179H149V181H147ZM177 179V180H176ZM217 179V180H216ZM236 179V181H234ZM252 179V180H251ZM258 179V181H257ZM7 181L6 183L3 181ZM37 180H39L38 182H36ZM41 180H44V183H46L47 185L49 184L48 181H50V184L48 186L44 185L45 189V194L46 195H42L40 192L38 194L39 188H40V182ZM52 180H54L53 182L58 184V185H63L65 184L66 187L63 185L62 188L55 186V188L53 187L55 183L52 182ZM59 180H64V181H59ZM76 183L73 184L72 188L70 186V183H74L73 181ZM85 180V181H84ZM89 180V181H88ZM114 180V181H111ZM142 182H141V181ZM176 180V181H175ZM199 180V181H198ZM27 181V182H25ZM47 181V182H46ZM66 181V182H65ZM72 181V182H71ZM90 184H86L87 182ZM93 183H91V182ZM117 181V182H116ZM141 183H140V182ZM174 181V182H173ZM245 181V183H244ZM13 182V183H12ZM21 182V183H20ZM35 182V183H34ZM43 182V181H42ZM41 182V183H42ZM67 182L69 183V185H67ZM100 182V183H98ZM124 186H122L121 184ZM126 182V183H125ZM139 182V183H138ZM152 182V185H151ZM179 182V183H178ZM211 182V183H210ZM218 182V183H217ZM231 182V183H228ZM3 183V185H2ZM6 185H5V184ZM12 183V184H11ZM61 183V184H60ZM83 183V185H82ZM104 183V184H103ZM130 183V184H129ZM157 183V184H156ZM199 183V184H198ZM224 183V184H222ZM226 183H228V187L226 185ZM233 183V184H232ZM235 183V184H234ZM238 183V184H237ZM18 184V185H17ZM30 184L32 186H30ZM53 184V185H52ZM55 184V185H56ZM94 184H97L98 186H95ZM101 184V185H100ZM103 184V185H102ZM144 184V185H143ZM171 184V185H170ZM197 184V185H196ZM207 184V185H206ZM210 184V185H209ZM241 184V185H240ZM248 184V185H247ZM262 184V185H261ZM39 185V188L38 186ZM41 185V186H43ZM52 188H50L51 186ZM80 185V186H78ZM84 186L85 188H80ZM107 185V186H106ZM120 185V186H118ZM126 185V186H125ZM161 185V186H160ZM202 185V186H201ZM212 185V186H211ZM215 185V187L213 186ZM217 185V186H216ZM253 185V186H252ZM258 185V186H257ZM259 185H261L259 187ZM35 186V187H34ZM49 187L46 189L45 188ZM68 186H70V190H72V193H70L71 191H68L69 188ZM90 186H95L97 188H91ZM104 186V187H103ZM133 186V187H132ZM140 186V187H138ZM151 186V187H148ZM166 186V187H165ZM190 186V187H189ZM200 186V187H199ZM219 186V187H218ZM235 186L237 188H235ZM238 186H241L240 188ZM248 186V188H247ZM4 187V189H3ZM76 187V188H75ZM103 187V188H102ZM107 187V188H106ZM113 187V188H111ZM117 187V188H116ZM137 187V188H136ZM149 189H148V188ZM204 187V188H203ZM213 187V188H212ZM218 187V188H217ZM222 187V189H221ZM252 187V188H251ZM258 187V190H256ZM262 187V188H261ZM57 188L59 190H57ZM67 188V189H64ZM102 188V189H101ZM127 188V189H126ZM135 188V189H134ZM172 188V190H171ZM183 188V189H182ZM201 190H200V189ZM232 188V189H231ZM242 191L240 193V191ZM65 191H63V190ZM75 189H79L78 191H74ZM82 189V192H81ZM86 189V190H85ZM107 191H106V190ZM156 189V190H155ZM174 189V190H173ZM182 189V190H181ZM221 189V190H220ZM245 189V190H244ZM251 189V190H250ZM25 191L21 192V191ZM30 190V191H29ZM33 190H35V192H31ZM47 190V191H46ZM67 190V191H66ZM97 190V191H96ZM99 190V191H98ZM152 190V191H150ZM155 190V191H153ZM163 190V191H162ZM180 190V191H179ZM218 190H220L219 192H217ZM234 190V191H233ZM247 194L245 195L246 192ZM249 190V191H248ZM5 191V192H4ZM41 191V190H40ZM51 191H53V193H51ZM58 191V192H57ZM62 191V192H61ZM74 191V192H73ZM91 191V192H89ZM93 191V192H92ZM111 191V192H110ZM147 191V192H146ZM223 191V192H222ZM229 191V192H228ZM231 191V192H230ZM262 191V192H261ZM30 194V199L29 196ZM61 192V193H60ZM63 192H69V193H65L70 194V198L73 196L75 197L76 194L77 196L74 198V200L77 202L80 207L75 210V206H77L76 204L71 205V203L69 202V197H64V193ZM95 192V193H94ZM144 194H143V193ZM160 192L161 196H160ZM169 192V193H168ZM199 192H201L199 194ZM251 194H249V193ZM257 192V193H256ZM261 192V193H260ZM24 193V196H23ZM57 193V194H56ZM83 193V194H82ZM93 193V194H92ZM111 193V194H110ZM127 196H126V194ZM136 193V194H135ZM155 193V194H154ZM173 193V194H171ZM179 193V194H178ZM194 193V194H193ZM211 193V194H209ZM223 193V194H222ZM227 193V194H226ZM254 193V194H253ZM260 193V194H259ZM72 194V195H71ZM81 194V195H80ZM99 194V195H98ZM115 194V195H114ZM139 194V195H138ZM154 194V195H153ZM159 194V195H158ZM170 194V196H169ZM208 194V195H207ZM214 194V195H213ZM217 194V195H216ZM243 196H242V195ZM9 196L11 198H6L5 197ZM26 195V196H25ZM35 195V200L33 199ZM39 195V196H36ZM55 195V196H53ZM61 197H58L60 196ZM112 195V197H111ZM141 195V196H140ZM148 195V196H147ZM164 195V197H163ZM168 195V196H167ZM181 195V196H180ZM200 195V196H199ZM230 195V196H229ZM232 195V196H231ZM247 196V197H244ZM4 196V197H3ZM15 196V197H14ZM55 197V198H52ZM69 196V195H67ZM123 196V198H122ZM126 196V197H125ZM135 196V197H134ZM145 196V197H143ZM154 196V197H153ZM160 196V197H159ZM166 196V197H165ZM225 196V197H224ZM236 196V197H235ZM242 196V197H241ZM262 196V197H261ZM39 197V198H38ZM41 197V198H40ZM82 197V198H81ZM119 197V198H118ZM140 197V198H139ZM148 197V199H147ZM152 197V198H151ZM159 197V198H158ZM193 197V198H192ZM198 197V198H197ZM215 197V198H214ZM221 197V198H220ZM230 197V198H229ZM245 198V201L244 198ZM253 197V199H252ZM259 197V198H258ZM6 198V200H5ZM19 198V199H17ZM26 198V199H25ZM28 198V201H26ZM39 200H38V199ZM49 198L50 201H49ZM85 198V199H83ZM146 198V199H145ZM150 198V199H149ZM195 198V199H194ZM218 198V199H217ZM234 198V199H233ZM236 198L239 200L237 201ZM241 198V199H240ZM251 198V199H250ZM262 198V199H261ZM42 202H41V200ZM47 199V200H46ZM55 199H58V203L60 202L62 205H68V207L71 208V206L73 207L72 209L67 210V208H65L64 206H61V204L57 203L55 201ZM68 199V201H67ZM112 199V200H111ZM152 199V200H151ZM155 199V200H154ZM161 199V200H160ZM191 199V200H190ZM204 199V200H203ZM216 199V200H214ZM230 199V200H229ZM232 199V200H231ZM5 200V201H2ZM38 200V201H37ZM97 200V201H95ZM106 200V201H105ZM111 200V201H109ZM114 200V201H113ZM116 200V201H115ZM119 200V201H118ZM126 200V201H124ZM143 200V201H142ZM190 200V201H189ZM209 200V201H208ZM219 202H218V201ZM259 200V201H257ZM47 201V204L50 205V207L48 205V207H46L44 205V203ZM63 201V202H62ZM81 204H79L80 202ZM132 201V202H131ZM135 201V202H134ZM146 201V202H145ZM149 201V203H147ZM193 201V202H192ZM234 201V202H233ZM254 201V202H253ZM27 202V204H26ZM31 202V203H30ZM39 202V203H38ZM49 202V203H48ZM91 202V203H90ZM105 202V203H104ZM134 202V203H133ZM192 202V204H190ZM211 202H213L214 204L212 205ZM217 202V203H216ZM231 202L233 204H231ZM239 202V203H238ZM53 203V204H51ZM66 203V204H65ZM85 203V204H84ZM116 205H115V204ZM124 203V204H123ZM126 203V205H125ZM142 203V204H141ZM146 203V204H145ZM153 203V204H152ZM164 203V204H163ZM166 203V204H165ZM185 203V204H184ZM204 203V204H203ZM222 203V204H220ZM228 203V204H227ZM230 203V205H229ZM246 203V204H244ZM254 203V204H253ZM34 204H36L34 206ZM37 204H41L37 209ZM46 204V203H45ZM93 204V205H92ZM110 204V206H109ZM123 204V205H122ZM144 204V205H143ZM151 204V205H150ZM161 204V205H160ZM180 204V205H179ZM226 204V205H225ZM239 204V205H238ZM243 205L244 209H242L240 207V205ZM260 204V205H259ZM52 205V206H51ZM71 205V206H70ZM125 205V206H124ZM139 205V207H138ZM157 205V206H156ZM175 205V206H174ZM187 207H186V206ZM210 205V206H208ZM232 205H234V207H232ZM238 205V206H237ZM252 205V206H251ZM259 205V207H258ZM59 206V207H58ZM85 206V207H84ZM111 206L113 208H111ZM137 206V207H136ZM147 206V207H146ZM174 206V207H173ZM178 206V207H177ZM214 206V207H213ZM236 206V207H235ZM248 206V207H247ZM56 207V208H55ZM58 207V209H57ZM61 207V208H60ZM65 210H63V208ZM78 207V206H77ZM93 207V208H92ZM128 207V208H127ZM168 207V208H167ZM195 207V208H194ZM207 207V208H206ZM248 209H246V208ZM52 208V209H50ZM60 208V209H59ZM109 208L111 212H109ZM115 208V209H114ZM133 208V209H132ZM151 208V209H150ZM161 208V209H160ZM186 208V212L184 211V209ZM204 208V209H203ZM257 208V209H256ZM262 208V209H261ZM30 209V210H29ZM45 209V210H43ZM57 210L54 212V210ZM82 209V210H81ZM145 209V210H144ZM160 210V212L158 210ZM171 209V210H170ZM181 209V210H180ZM212 211L209 214L208 211ZM233 211H232V210ZM242 212H240L241 210ZM252 215H249L250 217V221L248 220V212H245L246 210ZM53 210V211H51ZM97 210H99L98 212H96ZM102 210H104V212H102ZM120 210V211H119ZM126 210V211H125ZM158 212H157V211ZM163 210V213L165 215H163V213L161 212ZM165 210V211H164ZM178 210V211H177ZM208 210V211H207ZM219 210V211H218ZM239 212H238V211ZM244 210V211H243ZM41 211V212H40ZM66 211H72L70 213L66 212ZM80 211V212H79ZM93 211V212H92ZM108 211V212H106ZM135 213H134V212ZM139 211V212H138ZM153 211V212H152ZM175 211V212H174ZM206 211V212H205ZM221 211V213H220ZM224 211V212H223ZM227 211V212H225ZM260 211V213H258ZM63 212V213H62ZM77 212V213H76ZM88 212V214H87ZM100 212V216L99 215ZM127 212V213H126ZM149 212V213H148ZM183 212V213H182ZM195 212V213H194ZM203 212V213H202ZM206 214H205V213ZM218 212V214H217ZM236 212V213H235ZM41 213V214H40ZM66 213V214H65ZM72 213V214H71ZM108 213V214H107ZM119 213V214H118ZM121 213V214H120ZM124 213V214H123ZM148 213V214H147ZM160 213V214H159ZM162 213V214H161ZM170 216H169V214ZM175 213V215H174ZM227 213V214H226ZM257 213V214H256ZM38 214V215H37ZM46 214V215H45ZM49 214V215H48ZM54 214V216L52 215ZM57 214V215H56ZM70 214V215H67ZM75 214V215H74ZM78 214V215H77ZM82 214V215H81ZM94 214V215H93ZM97 214V215H96ZM102 214V215H101ZM113 214V215H112ZM136 214V215H135ZM179 214V216H178ZM184 214V215H183ZM214 214V215H211ZM217 214V215H216ZM80 215V216H79ZM105 215V216H104ZM110 215V216H108ZM115 215V216H114ZM134 215V217H133ZM138 215V216H137ZM143 215V216H142ZM155 215V217H153ZM157 215V216H156ZM163 215V216H162ZM200 215V216H199ZM204 215V216H203ZM212 218H210L209 217ZM221 215V216H220ZM227 217H226V216ZM237 215V216H236ZM242 215V216H241ZM43 216V217H42ZM60 216V217H59ZM137 216V217H136ZM162 216V218H161ZM167 216V217H166ZM171 216H175L174 218ZM176 216L178 217V219H176ZM183 216V218H182ZM188 216V217H187ZM193 216V217H192ZM233 216V217H232ZM235 216V218H234ZM239 216V217H238ZM241 216V217H240ZM37 217V219H36ZM42 217V218H40ZM75 217V218H74ZM105 217V218H104ZM112 219H111V218ZM116 217V218H115ZM119 217V218H118ZM125 217V218H124ZM134 219H133V218ZM143 217V218H140ZM147 217V218H146ZM149 217V218H148ZM157 217V218H156ZM181 217V218H180ZM209 219L211 220H208ZM221 217V218H220ZM230 217V218H229ZM238 217V218H237ZM252 217V218H251ZM40 218V219H38ZM93 218V219H92ZM95 218L98 220H95ZM104 218V219H103ZM108 218V220H107ZM115 218V219H113ZM130 218V219H129ZM145 218V219H144ZM152 218V219H151ZM154 218V219H153ZM160 218V219H159ZM165 218V219H164ZM192 218V219H191ZM215 220H214V219ZM224 218V219H223ZM232 218V220H231ZM237 218V220H235ZM254 218V219H253ZM7 219V220H6ZM28 219V220H27ZM30 219V220H29ZM103 219V220H102ZM111 219V220H110ZM117 219V220H116ZM119 219V220H118ZM124 219V220H123ZM129 219V220H128ZM138 219V220H137ZM151 220H153V222L151 223ZM156 219V220H155ZM158 219V220H157ZM164 219V220H163ZM167 219H169L167 221ZM174 219V222H173ZM176 219V220H175ZM191 219V220H190ZM200 219V220H199ZM217 219V220H216ZM228 219V220H226ZM38 220V221H37ZM52 220V221H51ZM95 220V221H94ZM105 220V221H104ZM113 220V221H112ZM115 220V221H114ZM160 220V221H159ZM163 220V221H162ZM179 220V221H178ZM195 220V221H194ZM208 220V221H206ZM225 221L224 224L221 226V221ZM243 220V221H242ZM50 221V222H49ZM102 221V222H100ZM120 221V222H119ZM129 221V222H128ZM141 221V222H140ZM171 221V222H170ZM202 222V224H204L201 228H199L200 222ZM212 221H217L216 225L213 224ZM220 221V222H219ZM230 221V222H229ZM236 221H238L236 223ZM246 221V222H245ZM257 221V222H256ZM43 222V223H42ZM96 222V223H94ZM110 222V223H109ZM114 222V223H113ZM158 222V223H155ZM161 222L163 224H161ZM173 222V224H172ZM185 222V223H183ZM209 222V223H208ZM212 222V223H211ZM219 222V224H218ZM227 222V225H226ZM233 222V223H231ZM103 226H101L100 225ZM119 223V224H118ZM125 223V224H124ZM141 223V224H140ZM192 223V224H191ZM221 223V224H220ZM238 223H240L241 225H238ZM32 224V225H31ZM46 224V225H45ZM108 224V225H106ZM117 224V225H116ZM170 224V225H169ZM191 224V225H190ZM208 224H212L213 227H211ZM231 224V226H230ZM233 224V225H232ZM242 226L244 225V228H246L247 226H251V227H255L253 229H251V231H246L243 230V235L241 236V231H242V227H240L241 231L235 227V226ZM246 224V225H245ZM14 225V226H13ZM22 225V226H20ZM43 225V226H42ZM97 225V226H96ZM164 225V226H163ZM169 225V227H168ZM178 225V226H177ZM199 225V227H197ZM208 225L209 229H208ZM217 227V229L221 228L223 229L224 232H222L220 229L219 231H217L215 234L217 236H215L212 231L215 230V226ZM221 227H219V226ZM235 225V226H234ZM12 226V227H10ZM25 226H28V228H24ZM77 226V227H76ZM97 228H96V227ZM122 226V229H121ZM153 226V227H152ZM157 226V227H155ZM166 226V227H165ZM184 226V227H183ZM234 226V227H233ZM10 227V230H9ZM16 227V228H15ZM21 227V228H20ZM34 227H36L34 229ZM62 227V228H61ZM65 227V228H64ZM70 227V228H69ZM95 227V228H94ZM114 227V228H113ZM120 227V228H119ZM165 229H163V228ZM178 227V228H177ZM181 227V228H180ZM195 227V228H194ZM206 227V229H205ZM231 228V230H229ZM261 227V228H260ZM9 230H7V229ZM14 228V229H13ZM20 228V229H19ZM44 231V232H42ZM45 228V229H42ZM75 228V229H74ZM92 228V229H91ZM101 228V229H100ZM107 228V229H106ZM125 228V229H124ZM138 228V229H136ZM140 228V229H139ZM151 228V229H150ZM154 228V229H153ZM158 228V229H157ZM173 228V229H172ZM176 228V229H175ZM180 228V229H179ZM192 228V229H191ZM199 228V229H198ZM215 228V229H214ZM227 230H226V229ZM13 229V230H12ZM24 229V231H23ZM79 229V230H78ZM85 229V230H84ZM124 229V230H123ZM127 229V230H126ZM135 229V230H134ZM151 231H150V230ZM162 229V231H161ZM170 229V230H169ZM185 229L186 232H185ZM198 230V231H194V230ZM202 229H205L208 232H205V230L202 231ZM216 229V230H217ZM236 230L233 231L232 230ZM263 230L258 231V230ZM5 230V231H4ZM8 232H7V231ZM40 230V231H39ZM48 230V231H46ZM64 230V231H63ZM78 230V231H76ZM88 230V231H87ZM106 230V231H105ZM143 230V231H142ZM156 230V231H154ZM160 230V231H159ZM169 230V231H168ZM178 230V232H177ZM180 230V231H179ZM183 232H182V231ZM190 230V231H189ZM191 230L194 231V233H191ZM201 230V231H200ZM215 230V231H216ZM4 231V232H3ZM21 231V232H20ZM27 232V234H18V233H23V232ZM67 231V232H66ZM80 231V232H79ZM153 231V232H152ZM168 231V232H167ZM172 233H171V232ZM189 231V232H188ZM222 232V236L220 233L218 232ZM230 231V234H228ZM251 232V233H247L246 232ZM7 232V233H6ZM11 232V234L9 233ZM57 232V234H56ZM74 232V233H73ZM90 232V233H89ZM122 232V233H121ZM129 232V233H128ZM146 232V233H145ZM152 232V233H151ZM180 232V234H179ZM201 232V233H200ZM213 234V238L215 236V238H221L219 241V239L215 240L212 239V236L210 235L211 233ZM214 232V231H213ZM259 232V233H258ZM115 233V234H114ZM135 233V234H134ZM138 235H137V234ZM142 233V234H140ZM149 233V234H148ZM155 233V234H154ZM182 233V234H181ZM196 233V234H195ZM207 233V235H206ZM215 233V232H214ZM245 233V235H244ZM13 234V235H12ZM17 234V235H16ZM31 234H33V236H31ZM40 234V235H39ZM43 234V235H42ZM58 234H61L60 238L63 239H57L56 237H58ZM63 234V235H62ZM81 234V235H80ZM106 234V236H105ZM108 234V235H107ZM122 234V235H121ZM150 237H148L147 235ZM162 234V235H161ZM169 234V235H168ZM177 235H184L183 239L182 237L177 239L178 242H176L175 244V240ZM195 234V235H194ZM235 234V235H233ZM256 234V235H255ZM11 237H10V236ZM20 235H22L23 239ZM26 235L28 236L26 238ZM29 235L31 237H29ZM39 235V236H38ZM42 235V236H41ZM48 235V236H47ZM65 235V236H64ZM66 235H72V237L74 236V240H79L73 242V240H70L69 236ZM84 235V236H82ZM89 235H93V237L89 236ZM97 238H101L100 241H97L99 239H95V236ZM104 235V236H103ZM133 235V236H132ZM135 235V236H134ZM137 235V236H136ZM145 235V236H144ZM154 235V236H153ZM170 236V238L168 239V237L166 236ZM190 235V237H189ZM205 235V236H203ZM210 235V236H209ZM220 235V237H218ZM227 235H232L233 237L237 238V243L235 241V239L233 238V241H235V243H231V239L232 237H229ZM247 235V236H246ZM254 236V240L253 238H251L253 241L251 242L252 244L250 245V241L251 240L249 238ZM17 236V237H15ZM34 236L36 238H34ZM38 236V237H37ZM46 236V237H45ZM55 236V237H54ZM82 236V237H81ZM100 236V237H99ZM108 236V237H107ZM111 236V237H110ZM115 236V237H114ZM118 236V238H117ZM125 236V237H124ZM132 238H131V237ZM159 236V238H158ZM164 236V237H163ZM172 236V237H171ZM203 236V237H202ZM207 236V237H206ZM226 236V237H225ZM244 236H246L247 238H245L244 240ZM7 237L9 238V242L8 240H3V239H7ZM54 237V238H52ZM75 237H77L75 239ZM89 238V244H91L92 246L94 245L95 240L97 242H95L98 247H92L94 248L95 252L91 251V248L87 242V244H85V238ZM110 237V238H109ZM142 237V238H141ZM148 237V238H146ZM156 237V238H155ZM197 239H196V238ZM202 237V238H201ZM205 237V238H204ZM223 237V238H222ZM240 237V239H239ZM242 237V238H241ZM260 237V238H259ZM262 237V240H261ZM15 238V239H13ZM19 238V239H18ZM30 238V240H29ZM46 238L51 239V243L49 240H46ZM57 240H56V239ZM65 238V239H64ZM84 238V240H83ZM152 238V239H151ZM168 241H166L167 239ZM173 238V239H172ZM178 238V237H177ZM185 238H187V240H184ZM200 238V239H199ZM211 238L212 240H214V242L209 239ZM230 240V245L228 246V244L226 243L227 241L224 240ZM18 239V240H17ZM29 241H28V240ZM56 241L57 244H61L57 246V244H55L57 247L55 250H52L53 248V242ZM116 239V240H113ZM126 239V240H125ZM128 239V240H127ZM130 239V240H129ZM139 239V240H138ZM147 239V240H146ZM154 239V240H153ZM158 239V240H156ZM164 239V242H163ZM172 239V240H171ZM191 239V240H188ZM198 240V242H194V240ZM207 241H211L212 243H214L216 245V247H214L215 245H212L210 243L211 246L207 245L208 250L211 251H216L212 252L206 250L205 246L203 245L204 240ZM209 239V240H208ZM23 242H20L22 241ZM35 241V243L33 241ZM44 240V241H43ZM108 240V241H107ZM118 240V241H117ZM135 240V242H134ZM141 240V241H140ZM149 240V241H148ZM156 240V241H155ZM171 240V241H170ZM195 240V241H196ZM223 240V241H222ZM248 240V241H247ZM4 241V242H2ZM19 241V242H18ZM48 243V245L52 246L51 248H49L50 250L48 251L47 247L44 246V244H46V242ZM65 241L68 244H72L74 243L75 246L72 245H66ZM72 241V243L70 242ZM94 241V242H93ZM103 244H101L99 246V242H102ZM107 241V244H106ZM111 241V243L109 242ZM132 241V242H131ZM146 241V242H145ZM148 241V242H147ZM158 242L157 245L156 243H152V242ZM184 241V242H183ZM216 241V242H215ZM13 242V243H12ZM15 242V243H14ZM18 242V245H17ZM33 242V244L31 243ZM45 242V243H43ZM82 242V243H80ZM91 242V243H90ZM105 242V243H104ZM129 242V243H127ZM134 242V243H133ZM137 242V243H136ZM164 243V246L159 243ZM167 242V243H166ZM170 242V243H169ZM181 242H183L182 244H180ZM186 242V243H185ZM188 242V244H187ZM209 242H204V244ZM221 242V243H220ZM223 242V243H222ZM245 245L248 242V248L243 246L242 248H240V245L242 243ZM260 242H262L260 244ZM19 243L21 244V247L19 246ZM27 243V247H24V244L26 246ZM53 243V244H52ZM120 245L121 248H116L113 247V245L115 244ZM121 243V244H120ZM131 244V246H129ZM144 243V244H141ZM146 243V244H145ZM148 243V246H147ZM195 243H197L198 247L195 245ZM217 243V244H216ZM220 243V244H219ZM2 244V245H1ZM30 244H32L30 246ZM36 244V245H35ZM77 244V245H76ZM85 244V246H84ZM112 244V245H111ZM128 244V245H127ZM153 244V246H152ZM166 244V245H165ZM169 244V246H168ZM173 244V245H172ZM188 246H187V245ZM224 244V245H223ZM227 244V245H226ZM11 245V246H9ZM14 245V246H13ZM23 245V246H22ZM65 245V246H64ZM124 245V246H123ZM142 245V246H141ZM144 245V246H143ZM155 245V246H154ZM178 247H182L181 248H175V249H170L169 247L173 248L175 246ZM204 246L203 249V255H200V253L202 254V248H200L201 246ZM225 245L228 246L225 248ZM255 245V246H254ZM263 245V247L261 246ZM35 246V247H34ZM69 246V247H68ZM72 246V248H71ZM95 246V245H94ZM103 246V247H102ZM107 246V247H106ZM116 246V245H115ZM146 246V248H145ZM162 248V249H160ZM168 246V247H167ZM176 246V247H177ZM187 246V250L190 251V253L186 250ZM196 246V247H194ZM224 248L222 249V251L224 250V252L222 253L220 248ZM222 246V247H221ZM15 247V248H14ZM23 247V250L20 248ZM33 247V248H32ZM113 247V248H112ZM132 247V248H131ZM185 247V248H184ZM198 248L195 249V251H192V249L194 250V248ZM212 247V249L214 248V250L210 249ZM230 247V248H229ZM254 249H252V248ZM258 247V249H257ZM263 250H262V248ZM36 248V251H35ZM68 251L67 256L63 257L61 253L58 254V252H61V250ZM66 248V249H65ZM71 248V249H68ZM76 248V249H75ZM97 248V250H96ZM102 248H104L105 250H107V252H102ZM111 250V254H110V249ZM118 250H116V249ZM149 248V249H148ZM159 248V249H158ZM169 248V249H168ZM239 248L241 249L240 251H242L243 253L239 252ZM246 248V249H245ZM256 248V249H255ZM9 253L10 250V257L8 254H4L5 256H3L2 253H7V251ZM12 249V251H11ZM15 249V250H14ZM37 249H40L37 250ZM61 249V250H60ZM78 249V250H77ZM88 249V250H86ZM135 249V251H134ZM146 249V250H145ZM166 249V250H165ZM200 249V250H199ZM244 249V250H243ZM249 249V256L248 257V253L247 250ZM16 250L18 251V256L21 253V259L16 258L18 257L17 254H14L16 252ZM22 250V251H21ZM29 250V251H28ZM115 250V251H114ZM154 250V251H153ZM160 250V251H159ZM165 252H164V251ZM169 250V253H166V251ZM174 250V251H173ZM176 250V251H175ZM48 251V252H47ZM58 251V252H57ZM89 251V252H88ZM101 251V252H100ZM114 251V253H113ZM128 251H134V252H130L129 254ZM150 251V252H149ZM159 251V252H158ZM164 253H163V252ZM191 251L196 253V251H200L199 253L197 252V257L195 258L194 255H190V257H194V260L190 261V257L188 256L189 254H191ZM246 251V253L244 252ZM254 251V252H253ZM25 252H27L25 254ZM38 252V253H37ZM55 252V253H54ZM71 252V253H70ZM101 254H100V253ZM140 252L141 257L140 256ZM147 252L151 253V254H147ZM168 252V251H167ZM188 255H187V253ZM204 252L206 253L204 256ZM211 254H208V253ZM263 252V253H262ZM13 253V254H12ZM17 253V252H16ZM51 253V254H50ZM64 253V252H63ZM92 253V254H91ZM99 255L101 256H98ZM165 254V257L162 255ZM260 253V254H259ZM22 254H24L22 256ZM30 254V255H31ZM54 254V255H53ZM56 254V256H55ZM121 258H117L118 255ZM127 254V255H126ZM147 254V255H146ZM168 254V255H166ZM174 254V256H173ZM195 254V255H196ZM232 254V255H231ZM254 254L256 258H254ZM8 255V256H7ZM14 255L16 259H12L14 258ZM29 257H27V256ZM49 255V256H48ZM66 255V254H64ZM79 255L81 256H86V258L88 259V263L86 262L87 259L85 258L84 260L81 261V259H79ZM116 255V256H115ZM122 255V256H120ZM138 255V256H137ZM151 255V256H150ZM213 255V256H212ZM223 257H222V256ZM226 255V256H225ZM230 255V256H229ZM243 255L246 256V258L244 257V259L241 257ZM261 255V256H259ZM7 256V257H6ZM45 256V257H44ZM61 256L63 257V261H58V260H62ZM93 256L97 257V258H93L91 259ZM111 256V257H110ZM133 256V257H132ZM135 256V257H134ZM152 256V258H153ZM198 256H204V261L198 259ZM218 258L216 260V257ZM241 257V259L239 261V258ZM52 258L50 260V258ZM54 257V258H53ZM58 257V258H57ZM114 257V259H113ZM149 257H146L145 260H148ZM174 257V260L173 258ZM187 257V259H186ZM192 257V258H193ZM211 257H215L214 261H211L213 259H211ZM252 257L254 259H252ZM262 260H260L261 258ZM8 258V260H7ZM49 258V259H47ZM61 258V259H60ZM73 258V260H74ZM110 260H108V259ZM112 258V259H111ZM133 258H135V260H133ZM144 258V257H143ZM161 258V259H162ZM201 258V257H200ZM208 258V259H207ZM233 258V260L231 259ZM23 259V260H22ZM26 261H25V260ZM91 259V260H90ZM107 259V260H106ZM151 259V258H150ZM156 259V258H155ZM160 259V261H161ZM169 259V260H170ZM179 259H177L176 261H174V264H177L180 261ZM197 259V260H196ZM211 259V260H210ZM226 259H231L228 261H225ZM250 259V260H248ZM252 259V260H251ZM18 260V261H16ZM28 260V261H27ZM49 260V261H48ZM57 260V261H56ZM102 260V261H103ZM139 260V261H138ZM143 260V259H142ZM154 260V258H153ZM151 260V262H154L156 264H169L168 261H166L167 259H162V261L158 262L156 260L153 261ZM190 262H188V261ZM199 260V261H198ZM8 261V263L6 262ZM13 261V262H12ZM52 263H51V262ZM54 261V263H53ZM110 261V262H109ZM116 261L114 262L115 264ZM132 261V262H131ZM150 260H148L149 263ZM185 261V262H184ZM196 261H198L196 263ZM225 261V263H224ZM241 263H239V262ZM246 261V263H247ZM10 262V263H9ZM30 262V261H29ZM33 262H31V264H34ZM78 262V263H77ZM124 261L121 262V264ZM127 262H124L123 264H126ZM146 262V261H143ZM150 262V263H151ZM163 262V263H162ZM188 262V263H186ZM113 263V264H114ZM129 263V264H130ZM142 263V261H141ZM147 262L145 264H148ZM170 263V264H173ZM245 263V264H246ZM247 263V264H249ZM30 264V263H27ZM57 264V263H56ZM71 264V262H70ZM118 264H120L118 262ZM128 264V263H127ZM143 264V263H142ZM153 264V263H151Z\"/></svg>",
    "mask_w": 264,
    "mask_h": 264
},
{
    "label": "bare ground",
    "instance_id": "bare-ground-1",
    "mask_svg": "<svg viewBox=\"0 0 264 264\" xmlns=\"http://www.w3.org/2000/svg\"><path fill=\"white\" fill-rule=\"evenodd\" d=\"M3 1H4V0H3ZM12 1H13V0H12ZM21 1H22V0H21ZM21 1H18V4H21ZM23 1H24V0H23ZM37 1H39V0H37ZM54 1H56V0H54ZM57 1H58V2H57ZM57 1H56V2H57V4H56V5H57L56 8L59 9L58 7H59V5L61 4V3L59 4V2H61L62 0H61V1H60V0H57ZM74 1H75V0H71V1H70V2H71L70 4H69V2L67 3V0H66L65 2H66V4L74 5V4L76 3V1H78V0H76L75 2H74ZM83 1H84V0H82V2H83ZM85 1H86V0H85ZM91 1H93V2L95 3V0H91ZM91 1H90L89 3H90L91 5H94L93 2L91 3ZM96 1H97V0H96ZM98 1H99V0H98ZM100 1H101V0H100ZM100 1H99V2H100ZM127 1H128V0H127ZM129 1H130V0H129ZM135 1H136V0H135ZM148 1H149V0H148ZM148 1H147V2H148ZM175 1H176V0H175ZM189 1H190V0H189ZM192 1H193V0H192ZM194 1H195V0H194ZM200 1H201V0H200ZM203 1H204V0H203ZM218 1H219L220 4H221V0H218ZM237 1H238V2H236V0H235V1L232 2V3H231V1H230L229 3L231 4V6H232V4H234L235 2L240 4L241 0H240V2H239V0H237ZM243 1H244V0H243ZM247 1H248V0H247ZM249 1H250V2L252 1L250 4H251V6H253V8H254V4H257V2L255 3V2H254L255 0H254V1H253V0H249ZM256 1H258V0H256ZM261 1H262V0H261ZM261 1H260V2H261ZM4 2H5V1H4ZM52 2H53V1H52ZM52 2H51V3L48 2V3H49V4H52ZM62 2H64V1H62ZM72 2H74V3H72ZM111 2H113V1H111ZM116 2H117V1H116ZM116 2H115V3H116ZM119 2H120V0H118L117 3H119ZM136 2H137V1H136ZM162 2H163V1H162ZM173 2H174V1H173ZM176 2H177V1H176ZM182 2H183V1H182ZM196 2H197V3L194 4L195 6H196L197 4H199V3H198V0H197ZM201 2H202V1H201ZM213 2H214L213 4L217 6V0H216V1L214 0ZM227 2H228V0H227ZM0 3H1V2H0ZM85 3H87V2H85ZM85 3H83V4H85ZM96 3H97V2H96ZM96 3H95V4H96ZM113 3H114V2H113ZM117 3H116V6H117ZM132 3H134V2L132 1ZM151 3H152V1H151ZM153 3H154V2H153ZM179 3H180V2H179ZM188 3H189V2H188ZM211 3H212V2H211ZM215 3H216V4H215ZM223 3H224V1H223ZM229 3H228V4H229ZM253 3H254V4H253ZM9 4H10V3H9ZM16 4H17V3H13V6H15ZM18 4H17V5H18ZM23 4H26V5H27V3H25V2L22 3V6H23ZM35 4H36V3H35ZM45 4H47V3H45ZM83 4L79 3V5H83ZM103 4H104V3H103ZM103 4H102V7H104ZM120 4H121V3H120ZM127 4H128V3H127ZM137 4H138V3H137ZM143 4H144V3H143ZM158 4H159V3H158ZM165 4H166V6H167V5H168V2H166ZM203 4H204V3H203ZM209 4H210V3H209ZM213 4H212V5H213ZM225 4H226V3L223 4V5H224L223 7H228V6H230V4H229V5L227 4L228 6H227V5L225 6ZM252 4H253V5H252ZM259 4H260V3H259ZM11 5H12V4H11ZM42 5H43V4H42ZM61 5H62V4H61ZM96 5H97V4H96ZM96 5H95V6H96ZM144 5H145V4H144ZM172 5H175V4H172ZM180 5H181V4H180ZM212 5H211V6H212ZM218 5H219V4H218ZM247 5H248V4H247ZM260 5H262V7L260 6V8H261L260 10H262V9L264 10V8H263L264 3L262 2ZM18 6L20 7L21 5H18ZM18 6H17V8H18ZM22 6H21V8L24 9V6H23V7H22ZM29 6H30V5H29ZM45 6H46V5H45ZM52 6H53V4H52ZM98 6H99V5H98ZM108 6H109V8H110V5H109V4H108ZM108 6H107V7H108ZM113 6L116 8V10H114V12L119 10V8H117V7L115 6V4H113V5L111 6L110 9H113V8H114ZM121 6H122V5H121ZM130 6H131V5H130ZM150 6H151V5H150ZM157 6H158V5H157ZM170 6H171V5H170ZM178 6H179V5H178ZM197 6H199V5H197ZM208 6H210V5H208ZM220 6H221V5H220ZM236 6H239V7H240L241 5H238V4L235 5V4H234L233 8L237 11L238 8H237ZM242 6L245 7V4L242 5ZM258 6H259V5H258ZM258 6L255 5V9L258 10ZM6 7H7V6H6ZM42 7H43V6H42ZM47 7H48V5H47ZM53 7H54V6H53ZM76 7H78V6H76ZM76 7H75V8H76ZM86 7H88V8H86V9H89V8H90L89 5L86 6ZM122 7H124V5H123ZM132 7H133V6H132ZM151 7H152V6H151ZM180 7H182V6H180ZM184 7H185V6H184ZM256 7H257V8H256ZM8 8H9V7H8ZM26 8H27V7H26ZM37 8H38V7H37ZM37 8H36V9H37ZM65 8H66V10H69L68 13L66 12L67 16L69 17V18H66V20L69 21L70 18L75 17V16H73L74 13H75V12H74L75 9H74V10L68 9V6L65 7ZM82 8H83V7H82ZM100 8H101V7H99V9H100ZM115 8H114V9H115ZM171 8H172V7H171ZM176 8H177V7H176ZM186 8H187V6H186ZM194 8H195V7H194ZM205 8H206V7H205ZM214 8H215V7H214ZM229 8H231V7H228L227 9L230 10ZM233 8H232L231 10H234ZM253 8H252V10H253ZM9 9H10V8H9ZM27 9H28V8H27ZM33 9H34V8H33ZM33 9L31 10L32 12H34ZM36 9H35V10H36ZM43 9H44V8H43ZM48 9H50V8H48ZM53 9L55 10V7H54ZM78 9H80V10H78V11L75 13V15H76L79 11L82 12L80 6H79ZM86 9H85V5H84V9H83V11H86V14H87L88 10H86ZM92 9H93V8H92ZM106 9H107V8H106ZM117 9H118V10H117ZM128 9H129V8H128ZM135 9H136V8H135ZM150 9H151V8H149L148 10H150ZM158 9H161V8H158ZM166 9H167V8H166ZM210 9H211V8H210ZM239 9H240V8H239ZM241 9H242V7H241ZM246 9H247V8H246ZM25 10H26V9H25ZM25 10H24V12H25ZM38 10H39V9H37L36 11H38ZM44 10H45V9H44ZM44 10L41 9V11L39 10L40 12H39V11H38V12H39V13H41V12L43 13ZM51 10H52V9H51ZM95 10H96V9H95ZM139 10H140V9H139ZM171 10H172V9H171ZM181 10H183V9L181 8ZM231 10H230V11H231ZM235 10H234V11H235ZM243 10H244V9H243ZM260 10H259V11H260ZM28 11H29V10H28ZM28 11L25 12V15L28 13ZM31 11H30V12H31ZM107 11H108V10H107ZM110 11H111V10H110ZM145 11H146V10H145ZM157 11H158V10H157ZM205 11H207V10H205ZM209 11H210V10H209ZM215 11H216V10H215ZM218 11H219V10H218ZM234 11H233V16H232V17H230V14L228 15V16L230 17V19L233 18V17H234V18L236 17ZM245 11H246V10H245ZM245 11H244V12H245ZM49 12H51V11H49ZM49 12L47 11L45 14H46V17H48V19H50V21H48V22H50L51 24H53L54 22H53V21L51 22V20L53 19V16H54V15H50V17H49V15H48ZM54 12H55V11H54ZM54 12H53V13H54ZM71 12L73 13V14L71 15V16H73V17H70V16H69V13L71 14ZM97 12H98V11H97ZM112 12H113V11H112ZM112 12L110 13V15L112 14ZM121 12H122V11H121ZM128 12H129V11H128ZM149 12H150V11H149ZM149 12H148V14H149ZM164 12H165V11H164ZM164 12H161V13H164ZM172 12H173V11H172ZM181 12H182V11H181ZM226 12H227V11H226ZM228 12H229V11H228ZM238 12H239V11H238ZM247 12H248V11H247ZM20 13H21V12H20ZM34 13H36V12H34ZM47 13H48V14H47ZM53 13L51 12L50 14H53ZM56 13H57V12H56ZM60 13H61V12H59V15H58V16H57V14L54 16V18L56 17L55 22H56L57 18H58L59 16L61 17L62 14H63L64 12H63L62 14H60ZM95 13H96V12H95ZM118 13H119V12H118ZM157 13H159V15H161L160 12H157ZM166 13H167V12H166ZM187 13H188V12H187ZM187 13H186V14H187ZM189 13H190V12H189ZM193 13H194V12H193ZM207 13H208V11H207ZM215 13H216V12H215ZM218 13H219V12H218ZM218 13H217V14H218ZM231 13H232V12H231ZM241 13H242V11H241ZM249 13H250V12H249ZM251 13H252V12H251ZM254 13H255V12H254ZM261 13H263V11H262ZM30 14H31V13H30ZM37 14H38V13H37ZM80 14H81V13H80ZM84 14H85V13H84ZM89 14H90V13H89ZM89 14H88V15H89ZM102 14H103V13H102ZM143 14H144V13H143ZM143 14H142V15H143ZM256 14H258V12H256ZM2 15H3V14H2ZM2 15H1L0 17L3 19V18H4L3 16L5 15V13H4L3 16H2ZM13 15H14V14H13ZM22 15H23V14H22ZM25 15H24V17H25ZM47 15H48V16H47ZM64 15H65V14H64ZM97 15H98V14H97ZM115 15H116V12H115ZM119 15H120V14H119ZM123 15H124V14H123ZM129 15H130V14H129ZM131 15H132V14H131ZM167 15H168V14H167ZM175 15H176V14H175ZM177 15H178V14H177ZM219 15H220V13H219ZM219 15L217 16V18L219 17ZM225 15H226V14H225ZM236 15H237V14H236ZM263 15H264V14H263ZM263 15L260 16V17H263ZM17 16H18V15H17ZM27 16H28V14H27ZM27 16H26V18H33V19L38 18L39 20L41 19V17L44 18V14H43V15L41 14V17H39L40 15H34V14L29 15V17H27ZM32 16H35V18L32 17ZM51 16H52V17H51ZM67 16H66V17H67ZM78 16H80V15L78 14ZM81 16H82V18L85 17V16L83 15V12H82V15H81ZM83 16H84V17H83ZM86 16H87V15H86ZM138 16H139V15H138ZM146 16H147V15H146ZM163 16H164V15H163ZM195 16H197V15H195ZM201 16H203V14H202ZM204 16H205V15H204ZM220 16H221V15H220ZM239 16H241V15H239ZM239 16H238L237 18H235V19H238V21H239V19H241V17L239 18ZM252 16H253V15H252ZM252 16H251V17H252ZM255 16H257V15H255ZM255 16H254V17H255ZM258 16H259V15H258ZM7 17H8V16H7ZM60 17H59V18H60ZM87 17H88V16H87ZM92 17H94V16H92ZM112 17H113V16H111L110 19H113ZM116 17L119 18V16H116ZM121 17H122V16H121ZM130 17H131V16H130ZM140 17H141V16H140ZM149 17H151V16H149ZM157 17H158V16H157ZM167 17H168V16H167ZM174 17H175V16H174ZM248 17H249V16H248ZM254 17H252V19H253ZM1 18H0V22L2 21ZM21 18H22V17H21ZM43 18H42L41 21L44 20ZM61 18H62V17H61ZM61 18L58 19L59 22H62V23L64 22V23H65V22H66V21L64 20L65 18H64V17H63L62 19H61ZM94 18H95L96 20H98L97 16L94 17ZM123 18H124V17H123ZM123 18H122V19H123ZM152 18H153V16H152ZM171 18H172V17H171ZM175 18H177V16H176ZM198 18H199V17H198ZM206 18H207V17H206ZM210 18H211V17H210ZM234 18H233V19H234ZM263 18H264V17H263ZM5 19H6V18H5ZM22 19H23V18H22ZM38 19L36 20V22L40 23L41 21H39ZM78 19H79V18L75 19L76 23H78V21H77ZM99 19H101V17H99ZM104 19H105V18H104ZM108 19H109V17H108ZM110 19H109V20H110ZM139 19H140V18H139ZM141 19H142V18H141ZM145 19H146V18H145ZM145 19H144V20H145ZM201 19H202V18H201ZM204 19H205V18H204ZM219 19H220V18H219ZM243 19H244V18H243ZM246 19H247V18H246ZM248 19H249V18H248ZM17 20H18V19H17ZM25 20H26V19H25ZM58 20H57V22H58ZM60 20H62V21H60ZM89 20H90V19H89ZM91 20L93 21V18H92ZM91 20L89 21V22H90L89 24H90V25H91V24L93 25V22H94V21L91 23ZM117 20H118V19H117ZM126 20H127V19H126ZM135 20H136V19H135ZM137 20H138V18H137ZM137 20H136V21H137ZM153 20H154V19H153ZM157 20H158V19H157ZM174 20H176V19H174ZM180 20H181V19H180ZM184 20H185V16H184ZM192 20H193V19H192ZM195 20H196V19H195ZM206 20H207V19H206ZM221 20H222V19H221ZM241 20H242V19H241ZM259 20H260V19H259ZM261 20H262V19H261ZM11 21H12V20H11ZM14 21H15V20H14ZM26 21H27V20H26ZM73 21H74V19H73ZM79 21H80V20H79ZM102 21H104V20L102 19ZM107 21H108V20H107ZM110 21H111V20H110ZM114 21H115V19H114ZM118 21H120V20H118ZM124 21H125V20H124ZM207 21H209V20H207ZM219 21H220V20H219ZM228 21L230 22V20H228ZM236 21H237V20H236ZM246 21H247V20H246ZM250 21H251V20H250ZM257 21H258V19L256 20V22H257ZM69 22L72 23V19H71ZM69 22H66V23H69ZM82 22H83V20H82ZM82 22H80V23H82ZM104 22H105V21H104ZM111 22H113V20H112ZM139 22H140V21H139ZM143 22H144V21H143ZM153 22H154V21H153ZM176 22H177V21H176ZM248 22H249V20L247 21V24H248ZM3 23H4V22H3ZM20 23H21V22H20ZM46 23H47V22H46ZM46 23H45V24H46ZM50 23L46 24V25H48V26H46V31H47V29L49 28L50 31L53 32L54 30H51L52 27H51V24H50ZM62 23H58L59 26H58V25H57V26H58V27H66V30H67V31H68L69 29H71L70 27H72V26L67 27L68 24L65 25V24L63 23L64 26H60ZM96 23H97V22H96ZM116 23H119V22H116ZM135 23H136V22H134V24H135ZM148 23H149V22H148ZM167 23H168V22H167ZM172 23H173V22H172ZM182 23H183V22H182ZM190 23H191V22H190ZM195 23H196V22H195ZM197 23H198V22H197ZM222 23H223V22H222ZM232 23H236V22H233V21H232ZM239 23H240V22H239ZM260 23H263V20H262L261 22H258V25H259ZM11 24H13V23L11 22ZM40 24H42V23H40ZM49 24H50V25H49ZM72 24L75 25V22L72 23ZM94 24H95V23H94ZM107 24H108V23H107ZM114 24H115V22H114ZM157 24H159V22H157ZM170 24H171V23H170ZM173 24H174V23H173ZM202 24H203V23H202ZM242 24H243V23H242ZM242 24H240V25L242 26ZM247 24H245V25H246L245 27L249 26V25H247ZM263 24H264V23H263ZM16 25H17V24H16ZM76 25H77V28H78V27H79V28L77 29V28L74 27V26H73V28H76L77 31L74 32V33H77V34L75 35V34L72 32V30H71V31H68V33L71 32L72 34H74V36H77V37H76V39H77V38H78V32L80 31L79 39H78V40H81L82 38L85 40V36H86V34H87L88 37L91 36V34L88 35V34L90 33V32L88 31L89 33H85V36L83 37L82 35H84V34H83V33L81 34V31H83V30H82V29H83V26H81V27H82V29H81V27L79 26V24H76ZM76 25H75V26H76ZM80 25H82V24H80ZM102 25H103V24H102ZM110 25H111V24H110ZM116 25H118V24H116ZM137 25H139V24H137ZM152 25H153V24H152ZM154 25H155V24H154ZM164 25H165V24H164ZM177 25H178V24H177ZM184 25H185V24H184ZM186 25H187V23H186ZM192 25H194V24H192ZM196 25H198V24H196ZM212 25H213V24H212ZM218 25H219V24H218ZM218 25H217V27H218ZM226 25H227V24H226ZM237 25H239V24L237 23L236 26H237ZM240 25H239V26H240ZM252 25H253V24H252ZM120 26H121V25H120ZM160 26H161V25H160ZM174 26H175V24H174ZM210 26H211V25H210ZM220 26H221V25H220ZM223 26H224V24H223ZM230 26H231V25H230ZM253 26L255 27V25H253ZM260 26H261V25H259V27H260ZM0 27H1V26H0ZM13 27H15L16 30H18V33H19V31H20L21 28L19 29V28L16 27V26H13ZM27 27H28V26H27ZM27 27H26V28H27ZM43 27H44V25H43ZM47 27H48V28H47ZM50 27H51V28H50ZM138 27H139V26H138ZM148 27H149V26H148ZM148 27H147V28H148ZM196 27H197V26H196ZM204 27H205V26H204ZM207 27H208V25H207ZM207 27H205V29H207ZM234 27H235V26H234ZM234 27H233V28H234ZM256 27H257V26H256ZM2 28H3V26H2ZM2 28H0V29H2ZM53 28H54V26H53ZM53 28H52V29H53ZM67 28H68V29H67ZM87 28H88V27H87ZM94 28H95V27H94ZM162 28H163V27H162ZM162 28H161V29H162ZM174 28H175V27H174ZM190 28H191V27H190ZM209 28H210V27H209ZM222 28H223V27H222ZM229 28H230V27H229ZM248 28H249V27H248ZM248 28H247V29H248ZM251 28H252V26H251ZM4 29H5V27H4ZM11 29H12V28H11ZM31 29H32V28H31ZM49 29H48L47 32H45V30H44V31L42 30L41 35H43V37H44V35H45V36L47 35V36H49V38H50L51 35H50L49 33H51V32L49 31ZM55 29H56V27H55ZM63 29H64V28H63ZM63 29H61V30H63ZM79 29H81V30H79ZM90 29H91V28H90ZM101 29H102V28H101ZM104 29H105V28H104ZM136 29H137V26H136ZM136 29H135V30H136ZM151 29H152V28H151ZM171 29H172V28H171ZM185 29H186V27H185ZM194 29H195V28H194ZM214 29H216V28H214ZM224 29H225V28H224ZM227 29H228V28H227ZM234 29H235V28H234ZM234 29H233V30H234ZM237 29H239V27H237ZM249 29H250V28H249ZM7 30H8V28H7ZM16 30L14 31V33H17ZM23 30H25V29H23ZM23 30H21V31H23ZM29 30H30V29H29ZM59 30H60V29H59ZM59 30H55V32L58 31L56 34L60 33ZM61 30H60V31H61ZM97 30H100V29H97ZM105 30H106V29H105ZM105 30H104V31H105ZM137 30H138V29H137ZM166 30H168V29L166 28ZM173 30H174V29H173ZM173 30H171V31H173ZM186 30H187V29H186ZM198 30H199V29H198ZM200 30L202 31V29H200ZM230 30H231V29H230ZM241 30H242V29H241ZM253 30H254V29H253ZM256 30H257V28H256ZM260 30H261V27H260ZM260 30H259V31H260ZM262 30H264V29H262ZM2 31H3V30H2ZM63 31H64V30H63ZM73 31H75V30L73 29ZM156 31H157V30H156ZM156 31H155V32H156ZM171 31H170V32H171ZM205 31H206V30H205ZM43 32H44V34H43ZM55 32H54V33H55ZM83 32H84V31H83ZM92 32H94V31H92ZM153 32H154V31H153ZM155 32L152 33V34H156V33H158V32H156V33H155ZM159 32H160V31H159ZM163 32H164V31H163ZM177 32H178V31H177ZM214 32H215V31H214ZM225 32H226V30H225ZM229 32H230V31H229ZM255 32H256V31H255ZM262 32H263V31H262ZM0 33H2V32L0 31ZM18 33H17V34H18ZM25 33H27V34H24V33H21V32H20L18 35L21 36V38H23V36L28 35V32H25ZM45 33H46V34H45ZM47 33H48L49 35H48ZM97 33H98V32H97ZM99 33H100V32H99ZM108 33H109V32H108ZM149 33H150V32H149ZM161 33H162V32H161ZM187 33H188V32H187ZM196 33H198V31H197ZM199 33H200V31H199ZM222 33H223V32H222ZM242 33H243V32H242ZM245 33H246V32H245ZM245 33H244V35H246ZM253 33H254V32H253ZM6 34H7V33H6ZM17 34H16V35H17ZM22 34H23V36H22ZM29 34H30V32H29ZM63 34H66V33L63 32ZM120 34H121V33H120ZM122 34H123V33H122ZM128 34H129V33H128ZM142 34H143V33H142ZM182 34H183V33H182ZM185 34H186V33H185ZM200 34H201V33H200ZM202 34H203V33H202ZM232 34H234L233 31H232ZM240 34H241V32H240ZM240 34H239V35H240ZM1 35H4V34L2 33ZM69 35H70V34H69ZM80 35H81V36H80ZM93 35H94V34H93ZM116 35H117V34H116ZM126 35H127V34H126ZM158 35H159V34H158ZM177 35H179V34H175L174 36H177ZM209 35H210V34H209ZM226 35H227V32H226ZM236 35L238 36V34H236ZM241 35H242V34H241ZM241 35H240V36H241ZM244 35H243V36H244ZM247 35H248V33H247ZM252 35H255L254 37L256 38V34H255V33L252 34ZM4 36H5V35H4ZM52 36H54V35H52ZM55 36H56V35H55ZM61 36H63V35L61 34ZM74 36H72L71 39H73V38L75 39ZM101 36H103V35H101ZM106 36H107V35H106ZM127 36H128V35H127ZM135 36H136V35H135ZM135 36H134V37H135ZM140 36H141V35H140ZM161 36H163V35H161ZM166 36H167V35H166ZM168 36H169V35H168ZM199 36H200V35H199ZM207 36H208V35H207ZM240 36H239V38H240ZM243 36H241V37H243ZM257 36H258V35H257ZM0 37L2 38V36H0ZM25 37H26V36H25ZM32 37L34 38L33 35H32ZM59 37H60V35H59ZM68 37H69V36H68ZM96 37H97V36H96ZM114 37H115V36H114ZM114 37H113V38H114ZM177 37H178V36H177ZM194 37H197V36H194ZM219 37H220V36H219ZM248 37H249V35H248ZM12 38H13V36H12ZM17 38H18V37H17ZM21 38H18V39H21ZM26 38H27V37H26ZM35 38H36V37H35ZM35 38H34V39H35ZM37 38H38V37H37ZM39 38H40V37H39ZM39 38H38V40H39ZM44 38H46V37H44ZM44 38H43V40H44ZM91 38H92V37L88 38V39L91 40V42H90V40H89V41L86 40L87 42H89L88 45H90L91 43L94 44V42H96L95 39H94V41H93V40H92L93 38H92V39H91ZM121 38H122V37H121ZM129 38H130V37H129ZM129 38H127V39H129ZM140 38H141V37H140ZM145 38H146V37H145ZM152 38H153V37H152ZM173 38H174V37H173ZM239 38H238V39H239ZM252 38H253V37H252ZM257 38H258V37H257ZM61 39H62V37H61ZM63 39H64V38H63ZM118 39H119V38H118ZM125 39H126V38H125ZM132 39H133V38H132ZM154 39H155V38H154ZM161 39H162V38H161ZM161 39H160V40H161ZM163 39H165V38H163ZM163 39H162V40H163ZM167 39H171V36H170V38L168 37ZM177 39H178V38H177ZM223 39H224V37H223ZM246 39H247V38H246ZM249 39H250V38H249ZM258 39H259V38H258ZM0 40H1V39H0ZM21 40L23 41L24 38L21 39ZM26 40H27V39H26ZM35 40H36V42H37V39H35ZM35 40H34V42H35ZM56 40H57V39H56ZM84 40H82V42H83ZM101 40H102V39H101ZM101 40H100V41H101ZM103 40H104V38H103ZM120 40H121V39H120ZM120 40H119V41H120ZM144 40H145V39H144ZM165 40H166V39H165ZM182 40H183V39H182ZM198 40H200V39H198ZM209 40H210V39H209ZM229 40H230V39H229ZM247 40H248V39H247ZM247 40H246V41H247ZM251 40H252V39H251ZM256 40H257V39H256ZM259 40H260V39H259ZM3 41H4V40H3ZM18 41H19V40H18ZM29 41H30V44H31V39H30ZM76 41H77V40H76ZM97 41H98V40H97ZM104 41H105V40H104ZM116 41H117V40H116ZM138 41H139V40H138ZM163 41H164V40H163ZM170 41H171L170 43H173V45L175 46V43H176V42H174V39H173V41H172V40H170ZM175 41H176V40H175ZM202 41H203V40H202ZM207 41H208V40H207ZM213 41H214V40H213ZM226 41H227V39H226ZM263 41H264V40H262V42H263ZM13 42H14V41H13ZM23 42L25 43V40H24ZM78 42H80V44L82 43L81 41H77V43H78ZM87 42H85V43H87ZM113 42H114V41H113ZM123 42L125 43V40H124ZM129 42H130V41H129ZM132 42H133V41H132ZM143 42H144V41H143ZM167 42H169V40H168ZM167 42H166V43H167ZM180 42H181V41H180ZM184 42H186V41H184ZM194 42H195V41H194ZM211 42H212V41H211ZM224 42H225V41H224ZM237 42H238V41H237ZM253 42H254V41H253ZM260 42H261V41H260ZM2 43H3V42H0L1 45H2ZM21 43H22V42H20V44H21ZM83 43H84V42H83ZM100 43H101V42H100ZM119 43H120V42H119ZM124 43H123V44H124ZM136 43H137V42H136ZM136 43H135V44H136ZM146 43H147V42H146ZM155 43H156V42H155ZM170 43H168V44H170ZM204 43H205V42H204ZM214 43H215V42H214ZM254 43H255V42H254ZM257 43H258V42H257ZM10 44H11V43H10ZM15 44H16V43H15ZM73 44H74V43H73ZM78 44H79V43H78ZM78 44H77V45H78ZM96 44H98V43H96ZM132 44H133V43H132ZM161 44H162V43H161ZM168 44H167V45H168ZM177 44H178V43H177ZM179 44H180V43H179ZM224 44H225V43H223L222 45H224ZM227 44H228V43H227ZM243 44H244V43H243ZM4 45H5V44H4ZM70 45H71V44H70ZM74 45H75L74 47H77L76 44H74ZM81 45H82V44H81ZM84 45H85V44H84ZM84 45H83V48L85 47ZM88 45L86 44V47H88ZM115 45H117V44H115ZM126 45H127V44H126ZM144 45H145V44H144ZM167 45H166V46H167ZM216 45H217V44H216ZM232 45H233V44H232ZM235 45H236V44H235ZM251 45H252V44L250 43V46H251ZM71 46H72V45H71ZM108 46H109V45H108ZM119 46H120V45H119ZM119 46H118V47H119ZM124 46H125V44H124ZM124 46L122 45L123 48L126 47V46H125V47H124ZM146 46H147V45H146ZM170 46H171L172 48H171ZM182 46H183V45H182ZM184 46H185V44H184ZM220 46H221V45H220ZM224 46H225V45H224ZM224 46H223V47H224ZM228 46H229V44H228ZM256 46H257V45H256ZM259 46H260V45H259ZM4 47H5V46H4ZM4 47H3V48H4ZM41 47H42V46H41ZM80 47H82V46H80ZM80 47H79V48H80ZM91 47H92V46H91ZM91 47H89V48H91ZM96 47H98V46H96ZM109 47H110V46H109ZM122 47H121V48H122ZM127 47L129 48L128 45H127ZM130 47H131V46H130ZM140 47H141V46H140ZM176 47H177V46H176ZM202 47H203V44H202ZM218 47H219V46H218ZM223 47H221V48H223ZM230 47H231V46H230ZM239 47H240V46H239ZM243 47H244V45H243ZM260 47H261V46H260ZM260 47H259V48H260ZM69 48H71V47H69ZM69 48H67V50H68ZM79 48H76V49H75V48H72V51H71V52H73V49L78 50ZM92 48H93V47H92ZM121 48H120V49H121ZM160 48H161V47H160ZM167 48H168V46L166 47V49H167ZM170 48L173 49V50L175 49V50H174V53H176V55H177V52H176L177 49L174 48V47L172 46V44L169 45V48H168V49H170ZM225 48H226V47H225ZM233 48H234V46H233ZM240 48H241V47H240ZM245 48H246V47H245ZM257 48H258V47H257ZM257 48H256V49H257ZM259 48H258V49H259ZM41 49H42V48H41ZM61 49H62V48H61ZM81 49H82V48H81ZM129 49H130V48H129ZM142 49H144V48H142ZM182 49H183V48H182ZM185 49L189 51V49H187V48H185ZM198 49H199V48H198ZM212 49H213V48H212ZM228 49H229V48H228ZM230 49H231V48H230ZM63 50H64V49H63ZM65 50H66V49H65ZM69 50H71V49H69ZM83 50H84V49H82V50L79 49L78 52L81 53V51H83ZM116 50H117V52H118V48H117ZM206 50H207V48H206ZM217 50H218V49H217ZM238 50H239V49H238ZM238 50H237V51H238ZM42 51H43V50H42ZM88 51H89V50H88ZM106 51H107V50H106ZM127 51H128V50H126V52H125V51L123 52L122 49H121V54L125 53V55H128V52H127ZM153 51H154V50H153ZM162 51H163V50H162ZM165 51H166V50H165ZM167 51H169V50H167ZM171 51H172V50H171ZM184 51H185V50H184ZM190 51H191V50H190ZM200 51H201V50H200ZM215 51H216V50H215ZM218 51H219V50H218ZM225 51H226V50H225ZM249 51H250V50H249ZM261 51H262V50H261ZM65 52H66V51H65ZM104 52H105V51H104ZM107 52H108V51H107ZM114 52H116V51H114ZM114 52L111 51V53H114ZM119 52H120V51H119ZM122 52H123V53H122ZM136 52H137V51H136ZM186 52H187V51H186ZM221 52H222V51H221ZM227 52H228V51H227ZM231 52H232V51H231ZM241 52H242V51H241ZM68 53H69V51H68ZM73 53H74V52H73ZM75 53H76V52H75ZM83 53H84V51H83ZM88 53H89V52H88ZM126 53H127V54H126ZM179 53H180V52H179ZM179 53H178V54H179ZM181 53H182V52H181ZM228 53H230V52H228ZM239 53H240V52H239ZM239 53H237V55H238ZM256 53H258V52H256ZM261 53H262V52H261ZM63 54H64V53H63ZM71 54H72V53H71ZM84 54L87 55L86 52H85ZM103 54H104V53H103ZM132 54L134 55L135 52H132ZM139 54H140V53H139ZM149 54H150V53H149ZM149 54H148V55H149ZM188 54H189V52H188L187 54L185 53V55H188ZM190 54H192V53H190ZM230 54H231V53H230ZM234 54H235V53H234ZM243 54H245V53H243ZM78 55H80V54L78 53ZM89 55H90V54H89ZM101 55H102V54H101ZM101 55H100V58H101ZM118 55H119V53L117 54V56H118ZM125 55H123V57H125ZM130 55H131V53H130ZM130 55H128V59L131 61L132 58L130 57ZM165 55H166V54H165ZM221 55H222V54H221ZM250 55H251V53H250ZM252 55H253V53H252ZM29 56H30V55H29ZM76 56H77V55H76ZM87 56H88V55H87ZM87 56H86V57H87ZM117 56H116V57H117ZM155 56H156V55H155ZM180 56H181V55H179V58L182 59L183 57H180ZM183 56H184V55H183ZM201 56H202V55H201ZM226 56H227V54H226ZM246 56H247V55H246ZM246 56H245V57H246ZM30 57H31V56H30ZM58 57H59V56H58ZM58 57H57V58H58ZM62 57H63V56H62ZM78 57H79V56H78ZM110 57H111V56H110ZM120 57H121V55H120ZM129 57H130V58H129ZM174 57H175V56H174ZM211 57H212V56H211ZM219 57H220V56H219ZM223 57H224V56H223ZM223 57H221V58H223ZM239 57H240V56H239ZM262 57H263V54H262ZM262 57H261V58H262ZM1 58H2V57H1ZM81 58H82V57H80V59H81ZM138 58H139V56H138ZM169 58H170V57H169ZM177 58H178V55H177ZM185 58H186V57H185ZM187 58H189V56H187ZM192 58H193V57H192ZM242 58H243V57H242ZM251 58H255V56H251ZM257 58H258V57H256V59H257ZM259 58H260V57H259ZM84 59L86 60V58H84ZM84 59H83V60H84ZM103 59H104V58H103ZM107 59H109V58L107 57ZM111 59H112V58H111ZM115 59H117V58H115ZM119 59H120V58H119ZM119 59H117V60L119 61ZM123 59H126L127 66L129 67V62H130V61H128L127 58H123ZM136 59H137V58H136ZM139 59H140V58H139ZM165 59H167V57H166ZM181 59H180V60H181ZM213 59H214V58H213ZM219 59H220V58H219ZM237 59H238V58H237ZM239 59H240V58H239ZM256 59H255V60H256ZM59 60H60V59H59ZM70 60H71V59H70ZM76 60H77V62H79V61H78L79 59L75 58V61H76ZM105 60H106V59H105ZM113 60H114V59H113ZM113 60H112V61H113ZM117 60H116V63L119 64V62H117ZM120 60H121V59H120ZM132 60H133V59H132ZM174 60H175V59H174ZM189 60H190V59H189ZM227 60H228V59H227ZM231 60H233V59H231ZM234 60H235V62H236V59H234ZM243 60H245V59H243ZM247 60H248V59H247ZM247 60H246V62H247ZM252 60H253V59H252ZM252 60H251V61H252ZM257 60H258V59H257ZM263 60H264V58H263ZM75 61H74V54H73L72 62L75 63ZM81 61H82V60H81ZM102 61H103V60H102ZM107 61H108V60H107ZM144 61H146V60H144ZM162 61H163V60H162ZM167 61H168V60H167ZM167 61H166V62H167ZM194 61H195V60H194ZM224 61H225V60H224ZM228 61H229V60H228ZM259 61H260V60H259ZM261 61H262V60H261ZM72 62H71V64H73ZM97 62H98V61H97ZM97 62H96V63H97ZM120 62H121V61H120ZM124 62H125V61H123V63H124ZM133 62H135V61H133ZM140 62H141V61H140ZM140 62H139V64H140ZM160 62H161V61H160ZM169 62H170V61H169ZM187 62H188V60H187ZM219 62H220V61H219ZM233 62H234V61H233ZM238 62H239V61H238ZM241 62H242V61H241ZM244 62H245V61H244ZM253 62L255 63V61H253ZM253 62H252V63H253ZM263 62H264V61H263ZM84 63H85V61H84ZM98 63L100 64V63H101V60H100V62H98ZM113 63H114V62H113ZM113 63H111V64H113ZM116 63H115V64H116ZM131 63H132V61L130 62V65H131ZM144 63H145V62H144ZM163 63H165V62H163ZM175 63L178 64V62H176V61H175ZM175 63H174V64H175ZM179 63H180V62H179ZM182 63H184V60L182 61ZM185 63H186V60H185ZM189 63H190V62H189ZM229 63H230V62H229ZM239 63H240V62H239ZM239 63H238V64H239ZM242 63H243V62H242ZM260 63H261V62H260ZM75 64H77V63H75ZM75 64H74V65H75ZM81 64H82V63H81ZM111 64H110V65H111ZM118 64H116V66H117ZM124 64H125V63H124ZM124 64H123V65H124ZM171 64H173V63H171ZM193 64H194V63H193ZM193 64H192V65H193ZM195 64H196V63H195ZM216 64H217V63H216ZM236 64H237V63H236ZM248 64H249V63H248ZM83 65H84V64H83ZM100 65H101V64H100ZM107 65H109V64L107 63ZM123 65H121V66L123 67ZM125 65H126V64H125ZM125 65H124V67H125ZM133 65H134V64H133ZM146 65H148V62L146 63ZM164 65H165V64H164ZM180 65H181V63H180ZM183 65H184V64H183ZM222 65H223V63H222ZM228 65H229V64H228ZM231 65H232V64H231ZM253 65H255V64H253ZM84 66H85V65H84ZM105 66H106V65H105ZM138 66H139V65H138ZM152 66H153V65H152ZM174 66H175V65H174ZM177 66H178V65H177ZM185 66H187V64H186ZM246 66H247V65H246ZM63 67H64V66H63ZM63 67H62V69H63ZM111 67H112V66H111ZM128 67H127V68H128ZM131 67H132V66H131ZM136 67H137V66H136ZM180 67H182V66H180ZM218 67H219V66H218ZM242 67H243V66H242ZM114 68H115V67H114ZM120 68H121V67H120ZM144 68H145V67H144ZM165 68H167V67H165ZM169 68H170V67H169ZM175 68H176V67H175ZM184 68H185V69H184ZM184 68H181V70H182V69H183V70H186V67H184ZM188 68H189V67H188ZM200 68H201V67H200ZM248 68H249V67H248ZM257 68H259V67H257ZM62 69H61V70H62ZM82 69H83V68H82ZM122 69H123V71L126 70V69L124 70V68H121V69H120V72H121ZM129 69H130V68H129ZM134 69H135V68H134ZM136 69H137V68H136ZM138 69H139V67H138ZM146 69H147V68H146ZM234 69H235V68H234ZM245 69H246V68H245ZM79 70H80V68H79ZM102 70H103V69H102ZM118 70H119V69H118ZM179 70H180V69H179ZM183 70H182V71H183ZM193 70H195V73H196L197 68L195 67L194 69H192V72L194 73ZM205 70H206V69H205ZM221 70H222V68H221ZM231 70H232V68H231ZM247 70H248V69H247ZM84 71H85V70L83 69V73H82V70H81V75L84 74ZM97 71L99 72L98 69H97ZM108 71H110V69H108ZM111 71H114V70H111ZM166 71H167V70H166ZM177 71H178V70H177ZM182 71H181V72H182ZM214 71H215V70H214ZM260 71H261V69H260ZM262 71H263V70H262ZM61 72H63V70H62ZM79 72H80V71H79ZM126 72H127V71H126ZM128 72H129V71H128ZM174 72H175V71H174ZM188 72H189V71H186V73H187L186 76H187V77H189V75H191V73H188ZM59 73H60V72H59ZM112 73H113V72H112ZM112 73H110V75H111ZM116 73H117V72H115V73H113V74H116ZM135 73H136V72H135ZM135 73H134V74H135ZM152 73H154V72H152ZM182 73H183V72H182ZM198 73H199V72L197 71V75H198ZM202 73H204V72H202ZM202 73H201V74H202ZM223 73H224V72H223ZM228 73H229V72H228ZM236 73H237V72H236ZM254 73H255V72H254ZM261 73H262V74H261L262 76L259 77V75H258L257 78H258V77H259V78H262V77H263V73H264V72H261ZM92 74H93V72H92ZM108 74H109V72H108ZM129 74H130V73H129ZM148 74H149V73H148ZM166 74H167V73H166ZM168 74H169V73H168ZM168 74H167V75H168ZM174 74H175V73H174ZM201 74H200V75H201ZM242 74H243V73H242ZM248 74H249V73H248ZM251 74L253 75V73H251ZM81 75H80V77H81ZM93 75H94V74H93ZM110 75H109V76H110ZM117 75H118V74H117ZM117 75H116V76H117ZM124 75H125V74H124ZM149 75H150V74H149ZM158 75H159V74H158ZM192 75H193V74H192ZM221 75H223V74H221ZM226 75H227V74H226ZM74 76H75V75H74ZM77 76H78V75H76V77H77ZM109 76H108V77H109ZM112 76H113V75H111V77H112ZM116 76H115V77H116ZM118 76H120V75H118ZM118 76H117V77H118ZM133 76H134V75H133ZM137 76H138V75H137ZM159 76H160V75H159ZM182 76H183V75H182ZM193 76H194V75H193ZM193 76H192V77H193ZM214 76H215V75H214ZM247 76H248V75H247ZM255 76H256V75H255ZM135 77H136V76H135ZM183 77H185V75H184ZM190 77H191V76H190ZM190 77H189L188 79H190ZM199 77H200V76H199ZM230 77H232V76H230ZM238 77H239V76H238ZM73 78H74V77H73ZM113 78H114V77H113ZM128 78H129V77H128ZM148 78H149V77H148ZM151 78H152V77H151ZM177 78H178V77H176V79H177ZM185 78H186V77H185ZM185 78H184V79L181 78V79L185 80ZM193 78H195V77H193ZM240 78H241V77H240ZM251 78L254 79V77H252V76H251ZM257 78H256V81L258 82ZM77 79H78V77H77ZM77 79H76V80H77ZM79 79L81 80V78H79ZM84 79H85V78H84ZM114 79H115V78H114ZM152 79H153V78H152ZM170 79H171V77H170ZM188 79H187V80H188ZM195 79H196V78H195ZM207 79H208V78H207ZM213 79H214V77H213ZM245 79H247V78H245ZM248 79H250V78H248ZM86 80H87V79H86ZM86 80H83V81L85 82ZM100 80L103 81V82H106V81H107L106 84L108 83V80H107L106 78H103V79L100 78ZM105 80H106V81H105ZM110 80H111V79H110ZM112 80H113V79H112ZM112 80H111V81H112ZM116 80H117V79H116ZM119 80H120V79H119ZM124 80H125V77H124ZM137 80H138L137 82H139L140 79H137ZM141 80H142V79H141ZM141 80H140V81H141ZM144 80H145V79H144ZM146 80H147V79H146ZM173 80H174V79H173ZM173 80H171V81H173ZM198 80H199V79H198ZM198 80H197V81H198ZM261 80H264V78L261 79ZM71 81H72V80H71ZM71 81H70V82H71ZM73 81H74V80H73ZM111 81H110V82H111ZM129 81H130V80H129ZM150 81H151V80H150ZM171 81H170V82H171ZM177 81H178V80H177ZM199 81H201V80H199ZM199 81H198V82H199ZM213 81H214V80H213ZM222 81H223V80H222ZM231 81H232V80H231ZM242 81H243V80H242ZM248 81H249V80H248ZM103 82H102V83L100 82V83L103 84L104 86H106V84H104ZM168 82H169V81H168ZM170 82H169V83H170ZM184 82H185V81H184ZM190 82H192L191 79H190ZM190 82H189V83H190ZM193 82H194V81H193ZM205 82H206V81H205ZM215 82L217 83V81H215ZM236 82H237V81H236ZM238 82H239V81H238ZM238 82H237V83H238ZM252 82H253V80H252ZM262 82H263V81H262ZM72 83H73V82H72ZM72 83H71V84H72ZM92 83H93V82H92ZM96 83H98V81H97ZM114 83H115V81H114ZM119 83H120V82H119ZM134 83H135V82H134ZM143 83H144V82H143ZM148 83H149V82H148ZM159 83H161V82H159ZM186 83H187V81L185 82V84H186ZM189 83H188V84H189ZM216 83H215V84H216ZM233 83H234V82H233ZM255 83H256V82H254V84H255ZM258 83H259V82H258ZM258 83H257V84H258ZM260 83H261V82H260ZM109 84H110V83H109ZM122 84H123V82H122ZM141 84H142V83H141ZM149 84H150V83H149ZM152 84H153V83H152ZM177 84H178V82H177ZM180 84H182V82H181ZM190 84H191V83H190ZM202 84L205 86L204 83H202ZM226 84H227V82H226ZM240 84H241V82H240ZM251 84H252V83H251ZM263 84H264V82H263ZM92 85H93V84H92ZM134 85H135V84H134ZM156 85H157V84H156ZM200 85H201V82H200ZM208 85H209V84H208ZM210 85H212V84H210ZM221 85H222V84H221ZM252 85H253V84H252ZM62 86H64V83H62ZM81 86H82V85H81ZM96 86H98V85L96 84ZM109 86H111V85H109ZM119 86H120V85H119ZM127 86H128V85H127ZM136 86H137V85H136ZM146 86H147V85H146ZM149 86H150V85H149ZM153 86H154V85H153ZM174 86H175V85H174ZM177 86H178V85H177ZM181 86H183V85H181ZM187 86H188V85H187ZM219 86H220V85H219ZM219 86H218V87L216 88V90L214 91V92H215V95H216V92H217L218 90H221V86H220V88H219ZM245 86H246V85H245ZM256 86H257V85H256ZM258 86H259V85H258ZM124 87H125V86H124ZM154 87L156 88V86H154ZM166 87H167V85H166ZM178 87H179V86H178ZM191 87H192V86H191ZM200 87H202V86H200ZM207 87H208V86H207ZM238 87H239V86H238ZM246 87H247V86H246ZM251 87H252V86H251ZM254 87H255V86H254ZM263 87H264V86H263ZM62 88H63V87H60V89H62ZM67 88H68V87H67ZM94 88H95V87H94ZM103 88H104V87H103ZM109 88H110V87H109ZM114 88H115V87H114ZM129 88H130V87H129ZM158 88H159V86H158ZM174 88H175V87H174ZM174 88H173V89H174ZM179 88H180V87H179ZM179 88H178V89H179ZM63 89H64V88H63ZM82 89H83V88H82ZM107 89H108V88H107ZM111 89H112V86H111ZM127 89H128V87H127ZM145 89H146V88H145ZM149 89H151V88H149ZM171 89H172V88H171ZM182 89H183V88H182ZM192 89H193V88H192ZM195 89H196V88H195ZM200 89H201V88H200ZM222 89H223V88H222ZM231 89H232V88H231ZM243 89L245 90V88H243ZM253 89H254V88H253ZM260 89L262 90L261 87H260ZM96 90H97V89H96ZM98 90H99V87H98ZM98 90H97V91H98ZM109 90H110V89H109ZM120 90H121V89H120ZM138 90H139V89H138ZM160 90H162V89H160ZM164 90H165V89H164ZM184 90H185V87H184ZM197 90H199V88L196 89V92H194V93H200V92L202 93V91L199 90V91L197 92ZM204 90H206V89L204 88ZM229 90H230V89H229ZM233 90H234V88H233ZM240 90L242 91V89H240ZM244 90H243V92H244ZM255 90H256V89H255ZM257 90H258V87H257ZM64 91H66V89H65ZM94 91H95V90H94ZM97 91H96V92H97ZM132 91H133V90H132ZM151 91H152V90H151ZM156 91L158 92V90H156ZM165 91H166V90H165ZM169 91H171V90H169ZM185 91H186V90H185ZM189 91H190V90H189ZM192 91H195V90H192ZM192 91H191V92H192ZM209 91H210V90H209ZM211 91H212V90H211ZM247 91H249V88L247 89ZM263 91H264V90H263ZM60 92H61V91H60ZM99 92H100V91H98V93H99ZM114 92H115V91H114ZM130 92H131V91H130ZM153 92H154V91H153ZM153 92H151V94H152ZM159 92H161V91H159ZM187 92H188V91H187ZM203 92H204V91H203ZM219 92H220V91H219ZM219 92H217V93L219 94ZM221 92H222V90H221ZM221 92H220V94H221ZM238 92H239V90H238ZM245 92H246V91H245ZM245 92H244V93H245ZM257 92H258V91H257ZM257 92H256V93H257ZM61 93H62V92H61ZM111 93H113V91H112ZM111 93H110V95H109V93H108L109 96L107 95L108 97H110V99H112V97H111L112 94H111ZM115 93H116V92H115ZM119 93H120V92H119ZM135 93H136V92H135ZM147 93H148V92H147ZM149 93H150V91H149ZM177 93H178V92H177ZM177 93H176V94H177ZM179 93H180V92H179ZM182 93H183V92H182ZM188 93H189V92H188ZM188 93H187V96H188ZM201 93H200V94H201ZM222 93H223V92H222ZM231 93H232V91H231ZM233 93H234V92H233ZM239 93H242V92H239ZM252 93H253V92H252ZM254 93H255V92H254ZM258 93H259V92H258ZM258 93H257V96H258ZM16 94H17V93H16ZM57 94H58V93H57ZM99 94H100V93H99ZM103 94H104V93H103ZM106 94H107V93H106ZM106 94H105V95H106ZM127 94H128V93L125 94L126 97H128L129 95H133V93H132V94H128V95H127ZM168 94H170V93H168ZM202 94H203L204 96L206 95V94H204V93H202ZM208 94H209V93H208ZM208 94H207V96H208ZM218 94H217V95H218ZM226 94H227V93H226ZM261 94H262V93H261ZM96 95H97V94H96ZM113 95H114V94H113ZM123 95H124V94H122L121 96H123ZM153 95H154V94H153ZM164 95H165V94H164ZM180 95H182V94H180ZM194 95H195V94H194ZM196 95H197V94H196ZM196 95H195V96H196ZM198 95H199V94H198ZM203 95H199V99L202 98ZM211 95L214 96V94H211ZM211 95H210V98H211V99H212V98H214V99L216 98V97H211ZM223 95H224V94H223ZM241 95H242V94H241ZM263 95H264V94H263ZM14 96H15V95H14ZM35 96H36V95H35ZM55 96H56V95H55ZM121 96H120V97H121ZM133 96H135V95H133ZM144 96H145V93H144ZM146 96H147V95H146ZM146 96H145V97H146ZM174 96H176V95L174 94ZM200 96H201V97H200ZM237 96H238V95H237ZM243 96H244V95H243ZM261 96H262V95H261ZM261 96H260V97H261ZM32 97H33V95H32ZM108 97H107V98H108ZM120 97H119V98H120ZM149 97H150V96H149ZM151 97H152V96H151ZM151 97H150V98H151ZM156 97H158V96H156ZM189 97H190V96H189ZM192 97H194V96L192 95ZM218 97H219V96H218ZM240 97H241V96H240ZM253 97H255V95H254ZM12 98H15V97H12ZM50 98H51V97H50ZM52 98H53V97H52ZM52 98H51V99H52ZM114 98H115V97H114ZM147 98H148V97H147ZM164 98H166V96H165ZM168 98H169V97H168ZM185 98H186V97H185ZM194 98H195V97H194ZM194 98H193V99H194ZM230 98H231V97H230ZM234 98H235V97H234ZM250 98H251V97H250ZM256 98H257V97H256ZM261 98H262V97H261ZM261 98H257V101H259V99H261ZM24 99H25V98H24ZM26 99H27V98H26ZM28 99H29V98H28ZM176 99H177V97H176ZM199 99H198V100H199ZM211 99H210V101H211ZM223 99H224V98H223ZM238 99H240L239 96H238ZM160 100H161V99H160ZM190 100H191V99H190ZM198 100H196V101H197L198 104H199V101H198ZM200 100H202V99H200ZM203 100H204V99H203ZM217 100H218V99H217ZM225 100H227V99H225ZM228 100H229V99H228ZM230 100H231V99H230ZM230 100H229V102H230ZM234 100H235V99H234ZM240 100H241V99H240ZM25 101H26V100H25ZM28 101H29V100H28ZM164 101H165V100H163V102H164ZM170 101H171V100H170ZM178 101H179V100H178ZM188 101H189V100H188ZM191 101H192V100H191ZM196 101H194V103H195ZM235 101H237V100H235ZM251 101H252V100H251ZM251 101H250V102H251ZM260 101H261V100H260ZM212 102H214V100H212ZM215 102H216V99H215ZM217 102H218V101H217ZM217 102H216V103H217ZM239 102H240V101H239ZM243 102H244V101H243ZM247 102H248V101H247ZM252 102H253V101H252ZM164 103H166V102H164ZM194 103H193V104H194ZM207 103H209V102L207 101ZM216 103H215V104H216ZM220 103H221V102H220ZM259 103H260V105H262L261 102H259ZM150 104H151V103H150ZM166 104H168V103H166ZM180 104H182V103H180ZM191 104H192V103H191ZM201 104H202V103H201ZM223 104H224V103H223ZM227 104H228V103H227ZM243 104H245V103H243ZM249 104H250V103H248V105H249ZM160 105H161V104H160ZM196 105H197V104H196ZM210 105H211V104H210ZM213 105H214V104H213ZM258 105H259V104H258ZM260 105H259V106H260ZM163 106H164V105H163ZM176 106H177V105H175V107H176ZM191 106H192V105H191ZM194 106H195V105H194ZM194 106H193V107H194ZM198 106H199L198 108H200V105H198ZM216 106H218V108H219L218 103H217ZM228 106H229V105H228ZM175 107H174V109H175L174 111H176V108H175ZM179 107H180V106H179ZM186 107H187V106H186ZM196 107H197V106H196ZM226 107H227V106H226ZM226 107H224V110L227 111ZM233 107H234V106H233ZM235 107H236V106H235ZM245 107H247V106L245 105ZM162 108H163V107H162ZM228 108H229V107H228ZM239 108L241 109V106H240ZM258 108H259V107H258ZM261 108H262V107H261ZM13 109H14V108H13ZM149 109H150V107H149ZM154 109H156V108L154 107ZM180 109H181V108H180ZM180 109H179V110H180ZM191 109H192V108H191ZM194 109H195V107H194ZM203 109H204V108H203ZM212 109H213V108H212ZM216 109H217V107L215 108V110H216ZM232 109H233V108H232ZM150 110H151V109H150ZM159 110H160V109H159ZM162 110H163V109H162ZM179 110L177 111V113L179 112ZM198 110H199V109L196 108V110H194V111H198ZM204 110H205V109H204ZM222 110H223V109H221L220 112H222ZM229 110H230V109H229ZM234 110H235V109H234ZM236 110H237V109H236ZM238 110H239V109H238ZM151 111H152V110H151ZM188 111H189V110H188ZM199 111L201 112V110H199ZM202 111H203V110H202ZM216 111L218 112V115H219V111H218V110H216ZM226 111H225V112H226ZM231 111H232V110H231ZM248 111H249V109H248ZM263 111H264V110H263ZM157 112H158V110H157ZM210 112H211V111H210ZM233 112H235V111H233ZM244 112H245V111H244ZM159 113H160V112H159ZM195 113H196V112H195ZM195 113H194V114H195ZM202 113H203V112H201V114H202ZM160 114H161V113H160ZM172 114H173V113H172ZM196 114H197V113H196ZM198 114H199V112H198ZM210 114H211V113H210ZM213 114H214V113H213ZM215 114H216V113H215ZM222 114H223V113H222ZM230 114H231V112H230ZM234 114H235V113H233V116H235ZM236 114H237V112H236ZM241 114H242V113H241ZM211 115H212V114H211ZM231 115H232V114H231ZM237 115H238V114H237ZM245 115H246V114H245ZM245 115H244V116H245ZM220 116H222L221 113H220L219 117H220ZM226 116H227V115H226ZM229 116H230V115H229ZM238 116H239V115H238ZM197 117H198V121H199V118H200V120H201L204 116L201 118V116H200V114H199V116H197ZM208 117H209L208 119H210V116H209V115H208ZM227 117H228V116H227ZM245 117H246V116H245ZM184 118H186V115H184ZM220 118H222V117H220ZM220 118H219V119H220ZM159 119H160V118H159ZM206 119H207V118H206ZM232 119H234V117H233ZM236 119H237V118H236ZM255 119H256V118H255ZM216 120H217V119H216ZM216 120H215V121H216ZM230 120H231V119H230ZM240 120H241V119H240ZM243 120H244V119H243ZM243 120H242V121H243ZM251 120H252V118H251ZM260 120H261V119H260ZM263 120H264V119H263ZM165 121H166V120H165ZM219 121H220V120H218L217 122H219ZM226 121H227V120H226ZM256 121H257V120H256ZM194 122H195V121H194ZM194 122H191V123H194ZM210 122H211V121H210ZM221 122H222V121H221ZM227 122H228V121H227ZM229 122H230V121H229ZM235 122H236V120H235ZM235 122H234V123H235ZM254 122H255V121H254ZM260 122H261V121H260ZM162 123H163V122H162ZM199 123H202V122L199 121ZM199 123H198V124H199ZM203 123H204V122H203ZM203 123H202V124H203ZM213 123H214V122H213ZM219 123H220V122H219ZM234 123H233V120H232V123H231V124H234ZM202 124H200V125H201V127H200L201 130H202ZM207 124H208V123H207ZM207 124H206V125H207ZM227 124H228V123H227ZM144 125H145V123H144ZM194 125H195V126L197 125V121H196V124L194 123ZM203 125H204V124H203ZM209 125H211V124H209ZM215 125H217V123H215ZM215 125H213L212 128L210 127L209 130L213 129ZM229 125H230V123H229ZM234 125H235V124H234ZM246 125H247V124H246ZM253 125H254V123H253ZM256 125H258V123H256ZM260 125H261V124H260ZM148 126H150V125H148ZM154 126H155V125H154ZM156 126H157V125H156ZM197 126H198V125H197ZM197 126L195 127V129H193V128L191 129L192 132H193L194 130H196ZM226 126H227V125H226ZM263 126H264V124H263ZM143 127H144V126H143ZM208 127H209V126H208ZM224 127H225V126H224ZM230 127H231V125H230ZM232 127H233V129L235 128L234 126H232ZM248 127H249V126H248ZM257 127H258V126H257ZM169 128H170V127H169ZM205 128H206V127H205ZM215 128L217 129V126H215ZM215 128H214V129H215ZM219 128H220V127H219ZM237 128H238V127H237ZM237 128H235V129H237ZM254 128H255V125H254ZM149 129H151V127H150ZM161 129H162V128H161ZM171 129H172V128H171ZM185 129H186V128H185ZM207 129H208V128H207ZM239 129H240V128H239ZM243 129H244V128H243ZM250 129H251V128H250ZM165 130H166V131H169L168 129H165ZM189 130H190V129H189ZM191 130H190L188 133H190ZM205 130H206V129H205ZM205 130H204V131H205ZM218 130H219V129H217V130H213V131H218ZM230 130H231V129H230ZM263 130H264V129H263ZM158 131H160V129H159ZM172 131H173V130H172ZM184 131H185V130H184ZM186 131H188V130H186ZM213 131H212V132H213ZM235 131H236V130H234V132H235ZM244 131H245V130H244ZM260 131H262V130H259V132H260ZM154 132H155V131H154ZM160 132H161V131H160ZM176 132H177V131H176ZM192 132H191V133H192ZM194 132H195V131H194ZM201 132H202V131H201ZM206 132L208 133L209 131H206ZM206 132H203L204 135L207 134ZM246 132H248V131H247V128H246ZM259 132H258V133H259ZM156 133H157V131H156ZM156 133H155V135H156ZM184 133H185V132H183V135L188 134L187 132H186L185 134H184ZM216 133H217V132H216ZM229 133H230V132H229ZM232 133H233V132H232ZM238 133H239V132H238ZM238 133L235 132L234 135H236V134L238 135ZM252 133H253V132H252ZM256 133H257V132H256ZM158 134H159V133H158ZM166 134H167V132H166ZM177 134H178V133H177ZM180 134H182V133H180ZM200 134H201V133H200ZM200 134H199V135H200ZM213 134H214V132H213ZM247 134H248V133H247ZM249 134H250V132H249ZM169 135L171 136L172 133L170 132ZM169 135H168V137H170ZM174 135H176V134L174 133ZM174 135H172L171 138L174 137ZM178 135H179V134H178ZM178 135H176V136H178ZM189 135H190V134H189ZM192 135H193V134H192ZM192 135H191V136H192ZM210 135H211V134H210ZM217 135H218V134H217ZM226 135H227V134H226ZM239 135H240V134H239ZM243 135L245 136V134H243ZM253 135H254V134H253ZM261 135H262V134H261ZM158 136H159V135H158ZM165 136H166V135H165ZM200 136H201V135H200ZM212 136H213V135H212ZM214 136H215V135H214ZM214 136H213V137H214ZM221 136H222V135H221ZM227 136L231 137L230 135H227ZM254 136H255V135H254ZM254 136H252V137H254ZM257 136H258V135H257ZM155 137H156V136H155ZM168 137H166V138H168ZM198 137H199V136L197 135V138H198ZM205 137H206V136H205ZM215 137H216V136H215ZM219 137H220V136H219ZM233 137H234V136H233ZM233 137H231V138H233ZM163 138H164V137H163ZM183 138H185V137H183ZM231 138H229V139H231ZM238 138H240V137H238ZM247 138H249V137H246V139H247ZM254 138H255V137H254ZM159 139H160V138H159ZM159 139H158V141H159ZM181 139H182V138H181ZM220 139L222 140V138H220ZM224 139H225V138H224ZM233 139H234V138H233ZM182 140H183V139H182ZM192 140H193V138H192ZM204 140H205V139H204ZM206 140H207V139H206ZM217 140H218V138L216 139V141H217ZM234 140H235V139H234ZM241 140H242V138H241ZM243 140H244V138H243ZM255 140H256V139H255ZM257 140H258V139H257ZM257 140H256V141H257ZM261 140H262V139H261ZM154 141H155V140H154ZM154 141H153V142H154ZM162 141H163V140H162ZM176 141H177V140H176ZM180 141H181V140H180ZM185 141H186V140L184 139L183 142L185 143ZM222 141H223V140H222ZM224 141H228V139H227V140L225 139ZM224 141H223V142H224ZM244 141H245V140H244ZM155 142H156V141H155ZM155 142H154V143H155ZM164 142H165V141H164ZM164 142H163V143H164ZM186 142H187V141H186ZM189 142H190V141H189ZM191 142H192V141H191ZM196 142H197V144H198L200 141H196ZM207 142H208V141H207ZM207 142H206V143H207ZM212 142H213V141H212ZM219 142H220V140H219ZM229 142H230V140H229ZM249 142H250V141H249ZM249 142H247V144H249ZM252 142H253V141H252ZM257 142H258V141H257ZM154 143H153L152 145H154ZM203 143H204V142H203ZM217 143H218V142H217ZM231 143H233V141H232ZM234 143H235V142H234ZM240 143H242V142H240ZM253 143H254V142H253ZM255 143H256V142H255ZM137 144H138V143H137ZM144 144H145V146H144ZM144 144H143V146H144L145 148H146V145H148V144L150 145V143H148L147 140L145 141ZM157 144H158V143H157ZM182 144H183V143H181L180 145H182ZM187 144H188V142H187ZM194 144H195V141H194V143L192 144L193 149H194ZM207 144H208V143H207ZM215 144H216V143H215ZM220 144H221V143H220ZM227 144H228V143H226V145H227ZM261 144H262V143H261ZM149 145L147 146V148L149 147ZM160 145H161V144H160ZM163 145H164V144H163ZM169 145H171V143H170ZM183 145H184V144H183ZM201 145H202V144H201ZM211 145H212V144H211ZM229 145H230V144H229ZM120 146H121V145H120ZM128 146H130V145H128ZM136 146H137V145H136ZM136 146H135L134 148H137V149H138V147H136ZM143 146H142V147H143ZM164 146H165V145H164ZM172 146H175V145L172 144ZM186 146H189V147H190V144H189V145H186ZM186 146H185V148H186L187 150L185 149V150H184L185 152H187V151L190 149L189 147H186ZM219 146H220V145H219ZM223 146H224V145H223ZM238 146H239V145H238ZM249 146H250V144H249ZM256 146H257V144H256ZM259 146H260V145H259ZM109 147H110V146H109ZM112 147H113V144H112ZM144 147H143V148H144ZM152 147H153V146H152ZM152 147H151V148H152ZM175 147H176V146H175ZM181 147H182V146H180V148H181ZM209 147H210V145H209ZM220 147H221V146H220ZM227 147H228V145H227ZM227 147H226V148H227ZM145 148H144V149H145ZM153 148H154V147H153ZM156 148H157V147H155V150H156ZM165 148H166V147H165ZM173 148H174V147H173ZM178 148H179V145H178L177 149H178ZM180 148H179V149H180ZM182 148L184 149V147H182ZM195 148H196V147H195ZM206 148H207V147H206ZM243 148H244V147H243ZM258 148H259V147H258ZM108 149H109V148H108ZM111 149H112V148H110V152H112ZM113 149L115 150V147H114ZM116 149H117V151H118L120 148L118 149V146H117ZM137 149L134 150V152L137 151ZM179 149H178V152H179ZM183 149H182V150H183ZM193 149H192V150H193ZM202 149H203V148H202ZM256 149H257V148H256ZM262 149H264V147H263ZM146 150H147V149H145V151H144L145 153H147ZM160 150H161V149H160ZM170 150H171V148H170ZM174 150H175V149H174ZM214 150H215V149H214ZM218 150H219V149H218ZM222 150H223V149H222ZM235 150H236V149H235ZM245 150H246V151H244V152H248V151H249V150H248V146H247V149H245ZM106 151H107V150H106ZM106 151H104V152H106ZM108 151H109V150H108ZM115 151H116V150H115ZM122 151H123V150H122ZM125 151H126V150H125ZM141 151H142V150H141ZM153 151H154V150H153ZM157 151H158V150H157ZM157 151H155V152H157ZM176 151H177V150H176ZM199 151H200V150H199ZM199 151H198V152H199ZM206 151H207V150H206ZM220 151H221V150H220ZM220 151H219V154H221ZM229 151H230V150H229ZM242 151H243V150H242ZM134 152H133V153H134ZM181 152H182V151H181ZM207 152H208V151H207ZM216 152H217V151H216ZM223 152H224V151H223ZM230 152H231V151H230ZM233 152H234V151H233ZM253 152H254V150H253ZM106 153H107V155L109 154V152H106ZM115 153H116V152H115ZM117 153H118V152H117ZM130 153L132 154V152H130ZM139 153H140V152H139ZM145 153H144V154H145ZM164 153H165V152H164ZM164 153H163V155H164ZM204 153H205V152H204ZM213 153H214V152H213ZM225 153H226V152H225ZM242 153H243V152H242ZM242 153L239 152V154H242ZM111 154H112V153H111ZM111 154L108 155V158L111 156ZM120 154H121V153H120ZM127 154H129V153H127ZM131 154H130V155H131ZM142 154H143V152H142ZM157 154H158V153H157ZM168 154H169V153H168ZM189 154H190V153H189ZM227 154L229 155L228 152H227ZM234 154H235V153H234ZM246 154H247V153H246ZM246 154H245V156H246ZM262 154H263V153H262ZM102 155H103V153H102ZM112 155H113V154H112ZM124 155H126V154H124ZM145 155H146V154H145ZM165 155H166V154H165ZM174 155H175V154H174ZM176 155H178V154H176ZM181 155H182V153H181ZM206 155H207V154H206ZM213 155H214V154H213ZM216 155H218V154L215 153V156H216ZM225 155H226V154H224V156H225ZM236 155H237V154H236ZM242 155H243V154H242ZM242 155H237V157H239V156L241 157ZM253 155H254V153H253ZM114 156H115V155H114ZM143 156H144V155H143ZM146 156H147V155H146ZM146 156H145V157H146ZM150 156H151V155H150ZM167 156H169V155H167ZM182 156H183V155H182ZM198 156H199V155H198ZM210 156H211V155H210ZM218 156H219V155H218ZM226 156H227V155H226ZM229 156H230V155H229ZM243 156H244V155H243ZM258 156H259V154H258ZM111 157H112V156H111ZM119 157H120V156H119ZM171 157H172V156H171ZM178 157H179V155H178ZM246 157H247V156H246ZM10 158H11V157H10ZM101 158H102L103 160H104V158H105V160H106V156H105V155H104V158L101 157V156H100V158L98 157V160H101ZM108 158H107V161H108ZM122 158H123V157H122ZM126 158H128V157H126ZM149 158H150V157H149ZM151 158H153V157H151ZM155 158H156V157H155ZM155 158H153V159H155ZM158 158H159V157H158ZM160 158H161V157H160ZM160 158H159V159H160ZM163 158H164V157H163ZM165 158H166V157H165ZM176 158H177V157H176ZM211 158H212V157H211ZM217 158H218V157H217ZM178 159H179V158H178ZM184 159H185V158H184ZM191 159H192V158H191ZM214 159H215V157H214ZM218 159H219V158H218ZM221 159H222V158H221ZM236 159H237V158H236ZM245 159H246V158H245ZM103 160H102V161H103ZM135 160H136V159H135ZM170 160H171V159H170ZM173 160H174V162H175V158H173ZM173 160H172V161H173ZM246 160H247V159H246ZM253 160H254V156H253ZM92 161H93V160H92ZM94 161H95V162H92V163L90 162V164H98V163H96V158H95ZM133 161H134V159H133ZM144 161H145V160H144ZM154 161H155V160H154ZM159 161H160V160H159ZM176 161H177V159H176ZM187 161H188V160H187ZM187 161H186V163H187ZM226 161H227V160H226ZM234 161H236V160H234ZM241 161H242V160H241ZM119 162H120V161H119ZM119 162H118V163H119ZM122 162H123V161H122ZM130 162H131V161H130ZM130 162L128 161V163H126V165L129 164ZM134 162H135V161H134ZM146 162H148V161H146ZM174 162H172V163H174ZM188 162H189V161H188ZM215 162H216V159H215ZM227 162H228V161H227ZM247 162H248V161H247ZM9 163H10V161H9L7 164L9 165ZM88 163H89V161H88ZM101 163H102V162H101ZM104 163H106V162L104 161ZM149 163H150V162H149ZM151 163H152V159H151ZM151 163H150V164H151ZM168 163H169V162H168ZM170 163H171V161H170ZM181 163H182V162H181ZM181 163H180V164H181ZM184 163H185V162H184ZM196 163H197V162H196ZM262 163H263V162H262ZM0 164H1V163H0ZM4 164H5V163H4ZM90 164H89V165H90ZM116 164H117V163H116ZM130 164H131V166H128V169H129V167H132V162H131ZM130 164H129V165H130ZM135 164H136V163H135ZM141 164H142V163H141ZM145 164H147V163H145ZM157 164H158V163H157ZM165 164H166V163H165ZM217 164H218V163H217ZM236 164H237V163H236ZM245 164H246V163H245ZM89 165H87V166H89ZM98 165H99V164H98ZM101 165H103V163H102ZM107 165H108V164H107ZM133 165H134V164H133ZM137 165H138V164H137ZM163 165H164V164H163ZM172 165H173V164H172ZM182 165H183V164H182ZM190 165H191V164H190ZM200 165H201V164H200ZM213 165H214V164H213ZM237 165H238V164H237ZM243 165H244V164H243ZM2 166H3V165H2ZM114 166H115V165H114ZM118 166H119V165H118ZM143 166H144V165H143ZM143 166H142V167H143ZM154 166H155V165H154ZM157 166H158V165H157ZM180 166H181V165H180ZM195 166H196V165H195ZM230 166H231V165H230ZM230 166H229V167H230ZM258 166H259V165H258ZM263 166H264V165H263ZM263 166H262V167H263ZM3 167H4V166H3ZM5 167H6V166H5ZM15 167H16V166H15ZM81 167H82V166H81ZM81 167H80V168H81ZM84 167H85V165H84ZM99 167H101V166H99ZM99 167H95V168L98 169ZM104 167H105V166H104ZM104 167H102V168H104ZM142 167H141V170H142ZM145 167H146V166H145ZM159 167H160V166H159ZM163 167L167 168L166 165L163 166ZM175 167H178V166H175ZM186 167H187V166H186ZM196 167H197V166H196ZM211 167H212V166H211ZM259 167H260V166H259ZM259 167H258V168H259ZM7 168H8V167H7ZM11 168H12V167H11ZM11 168H10V170H11L12 173H13V172L15 173V170L17 171V169H14V171H13V170H12L13 168H12V169H11ZM87 168H89V167H87ZM87 168L85 167L83 170H82V168H81V171H83V172H82V173H83V174H82L83 176H81V178H79V179H80V182H82L81 179H84V178H82V177H84V175H85L84 173H87V172H84L85 169H87ZM108 168H109V167H108ZM111 168H114L113 165H112ZM119 168H121V167H119ZM171 168H172V167H171ZM180 168L182 169V166H181ZM190 168H193V167H190ZM190 168H189V169H190ZM199 168H200V171H201V167H199ZM199 168H198V169H199ZM202 168H203V167H202ZM89 169H90V168H89ZM93 169H94V168H93ZM126 169H127V168H126ZM136 169H137V168H136ZM136 169H135V170H136ZM138 169H139V168H138ZM167 169H168V168H167ZM78 170H79V169H78ZM121 170H123V169H121ZM145 170H146V168L143 169V171H145ZM151 170H152V169H151ZM151 170H150V171H151ZM176 170H178V169H176ZM185 170H186V169H185ZM216 170H217V169H216ZM228 170H229V169H228ZM239 170H240V169H239ZM81 171H79V172H81ZM95 171H96V170H95ZM98 171H100V169H98L97 172H98ZM101 171H102V170H101ZM103 171H104V170H103ZM103 171H102V172H103ZM116 171H117V170H116ZM118 171H119V170H118ZM118 171H117V172H118ZM124 171H125V169L123 170V172H124ZM128 171H129V170H128ZM128 171H127V172H128ZM193 171H194V170H193ZM229 171H230V170H229ZM241 171H242V170H241ZM255 171H256V170H254V172H255ZM257 171H258V170H257ZM7 172H8V171H7ZM7 172H6V173H5V172H2L3 175L5 174L3 177H5V178L7 177V176H6V174H8ZM22 172H24V171H22ZM58 172H59V174L62 173V175H63V171H58ZM60 172H61V173H60ZM65 172H67V174L69 173L68 170H67V171L65 170ZM70 172H72V171H70ZM88 172H89V170H88ZM91 172H94V171H91ZM110 172H111V171H110ZM119 172H120V171H119ZM145 172H146V171H145ZM154 172H155V169H154ZM154 172H153V174H155ZM162 172H163V171H162ZM162 172H161V175H162ZM164 172H165V171H164ZM166 172H167V174H168L169 170L166 171ZM170 172H171V171H170ZM170 172H169V173H170ZM177 172H178V171H177ZM194 172H195V171H194ZM206 172H207V171H206ZM222 172H223V171H222ZM232 172H234V171H232ZM245 172H246V171H245ZM260 172H261V170H260ZM14 173H13V175H10V177L12 176V177H11L12 179L9 178V181L13 180V182H15V180H14L15 177H14V176H15L18 172H16L15 174H14ZM46 173H47V172H46ZM73 173L75 174V171H73ZM73 173H72V174H73ZM76 173H77V172H76ZM94 173L96 174V172H94ZM94 173H92V174L94 175ZM104 173H105V172H104ZM112 173H113V171H112ZM131 173H132V172H131ZM131 173H130V174H131ZM138 173H139V172H138ZM150 173H151V172H150ZM171 173H172V172H171ZM198 173H199V171H198ZM217 173H218V172H217ZM224 173H225V172H224ZM242 173H243V172H242ZM242 173H241V174H242ZM261 173H262V172H261ZM0 174H1V173H0ZM24 174H25V173H24ZM39 174L41 175V173H39ZM65 174H66V173H65ZM74 174H73V175H74ZM125 174H126V173H125ZM132 174H133V173H132ZM144 174H145V173H144ZM146 174H147V173H146ZM146 174H145V175H146ZM156 174H157V173H156ZM174 174H175V173H174ZM201 174H202V173H201ZM229 174H230V172H229ZM236 174H237V172H236ZM243 174H244V173H243ZM243 174H242V175H243ZM251 174H252V172H251ZM254 174H255V173H254ZM254 174H253V175H254ZM256 174H257V173H256ZM17 175H18V174H17ZM17 175H16V176H17ZM19 175H20V173H19ZM47 175H48V174H47ZM47 175H46V176H47ZM75 175H76V174H75ZM86 175H87V176H86ZM86 175H85V176L88 177L89 173H87ZM109 175H110V174H109ZM111 175H112V174H111ZM165 175H166V174H165ZM234 175H235V174H234ZM253 175H252V176H253ZM257 175H258V174H257ZM8 176H9V174H8ZM26 176H27V175H26ZM43 176H44V175H42V178H41V177H40V178H41V179H44L45 177L43 178ZM99 176H100V175H99ZM106 176H107V175H106ZM113 176H114V175H113ZM127 176H130V175L127 174ZM154 176H155V175H154ZM168 176H169V175H168ZM217 176H218V175H217ZM227 176H228V175H227ZM235 176H236V175H235ZM235 176H234V177H235ZM248 176H249V174H248ZM250 176H251V175H250ZM13 177H14V178H13ZM28 177H29V175H28ZM36 177H37V176H35V177L32 178V179H34V181H35V180H36ZM50 177H52V175H50ZM86 177H85V178H86ZM90 177H91V176L89 175L88 179H89ZM96 177H97V176H96ZM101 177H102V175H101ZM117 177H118V176H117ZM130 177H132V176H130ZM134 177H136V175H134ZM139 177H140V176H139ZM139 177H138V178H139ZM150 177H151V176H150ZM159 177H160V176H159ZM218 177H220V176H218ZM218 177H217V178H218ZM7 178H8V177H7ZM16 178H17V179H16V182L18 183V181H17V180H18V177H16ZM22 178H23V177H22ZM24 178H26L27 181H28V179H29V181H30V178H27V177H24ZM38 178H39V177H38ZM40 178H39V179H40ZM104 178H106V177L103 176V179H104ZM109 178H110V177H109ZM109 178H108V179H109ZM143 178H144V176H143ZM146 178H147V176H146ZM157 178H158V177H156V179H157ZM175 178H176V177H175ZM179 178H180V177H179ZM179 178H178V179H179ZM215 178H216V177H215ZM247 178H248V177H247ZM46 179H47V177H46ZM56 179H58V175H57V178H56ZM76 179L78 180V177H77ZM90 179H91V178H90ZM90 179H89V180H90ZM93 179H94V178H93ZM99 179H100V178H99ZM101 179H102V178H101ZM103 179H102V181H104ZM106 179H107V178H106ZM113 179H114V178H113ZM127 179H128V178H127ZM129 179H130V178H129ZM151 179H152V178H150V180H151ZM159 179H160V178H159ZM218 179H219V178H218ZM252 179H253V178H252ZM252 179H251V180H252ZM6 180H7V179H6ZM19 180H20V179H19ZM49 180H50V179H49ZM66 180L69 182V179H66ZM89 180H88V181H89ZM114 180H115V179H114ZM114 180H111V181H114ZM117 180H118V179H117ZM131 180H132V178H131ZM136 180H137V178H136ZM142 180H143V179H142ZM176 180H177V179H176ZM176 180H175V181H176ZM216 180H217V179H216ZM3 181L6 183L8 180H7V181L3 180ZM27 181H25V182H27ZM38 181H39V180H37L36 182H38ZM42 181H43V182H42ZM53 181H54V180H52V182H53ZM56 181H58V180H55V182H56ZM59 181H64V180H59ZM72 181H73V180H72ZM72 181H71V182H72ZM84 181H85V180H84ZM137 181H138V180H137ZM140 181H141V180H140ZM140 181H139V182H140ZM147 181H149V179H147ZM198 181H199V180H198ZM234 181H236V179H235ZM257 181H258V179H257ZM13 182H12V183H13ZM16 182H15V183H16ZM30 182H31V181H30ZM41 182H42V183H41ZM41 182H40V188H39V185H37L38 188H39L38 194H39L40 192L43 191V192L41 193V196H42V195H46V197H47V194H48V193L45 194V189H44V188H41V187H44V185L48 186V185L50 184V181H48V183H49L48 185H47L46 183H44V180H41ZM46 182H47V181H46ZM55 182H53V183H55ZM65 182H66V181H65ZM68 182H67V185H69ZM73 182H74V181H73ZM86 182H87V181H86ZM90 182H91V181H90ZM114 182H115V181H114ZM116 182H117V181H116ZM139 182H138V183H139ZM141 182H142V181H141ZM141 182H140V183H141ZM173 182H174V181H173ZM5 183H4V184H5ZM12 183H11V184H12ZM20 183H21V182H20ZM34 183H35V182H34ZM43 183H44V185H43ZM56 183H57V182H56ZM56 183H55V184H56ZM76 183H77V181H76ZM76 183H75V182H74V183H70L71 188L73 187V186H72L73 184H75V186H76ZM91 183H93V182H91ZM98 183H100V182H98ZM125 183H126V182H125ZM178 183H179V182H178ZM210 183H211V182H210ZM217 183H218V182H217ZM228 183H231V182H228ZM228 183H226V185H227ZM244 183H245V181H244ZM6 184H7V183H6ZM6 184H5V185H6ZM55 184H54V186H53L54 188H55V186L58 185V184H56V185H55ZM60 184H61V183H60ZM86 184H89V183L87 182ZM103 184H104V183H103ZM103 184H102V185H103ZM120 184H121V182H120ZM129 184H130V183H129ZM156 184H157V183H156ZM198 184H199V183H198ZM222 184H224V183H222ZM232 184H233V183H232ZM234 184H235V183H234ZM237 184H238V183H237ZM2 185H3V183H2ZM17 185H18V184H17ZM41 185H43V186H41ZM52 185H53V184H52ZM63 185L66 187L65 184H63ZM63 185H62V186H63ZM82 185H83V183H82ZM82 185H81V186H82ZM89 185H90V184H89ZM94 185H95V186H98L97 184H94ZM100 185H101V184H100ZM121 185H122V184H121ZM143 185H144V184H143ZM151 185H152V182H151ZM170 185H171V184H170ZM196 185H197V184H196ZM206 185H207V184H206ZM209 185H210V184H209ZM240 185H241V184H240ZM247 185H248V184H247ZM261 185H262V184H261ZM261 185H259V187H260ZM30 186H32V185L30 184ZM46 186H45V188H46ZM50 186H51V185H50ZM58 186L62 188L61 185H58ZM58 186H57V187H58ZM70 186H68V188H69L68 191H71L70 193H72V190H70V189H71ZM78 186H80V185H78ZM95 186H94V187H95ZM106 186H107V185H106ZM118 186H120V185H118ZM122 186H123V185H122ZM125 186H126V185H125ZM160 186H161V185H160ZM201 186H202V185H201ZM211 186H212V185H211ZM213 186L215 187V185H213ZM216 186H217V185H216ZM230 186H231V185H230ZM230 186H229V187H230ZM252 186H253V185H252ZM257 186H258V185H257ZM34 187H35V186H34ZM90 187L92 188L93 186H90ZM94 187H93V188H94ZM103 187H104V186H103ZM103 187H102V188H103ZM123 187H124V186H123ZM132 187H133V186H132ZM138 187H140V186H138ZM148 187H151V186H148ZM148 187H147V188H148ZM165 187H166V186H165ZM189 187H190V186H189ZM199 187H200V186H199ZM218 187H219V186H218ZM218 187H217V188H218ZM227 187H228V185H227ZM229 187H228V188H229ZM238 187L240 188L241 186H238ZM1 188H2V187H1V184H0V189H1ZM47 188H48V190H49V187H47ZM47 188H46V189H47ZM50 188H52V186H51ZM75 188H76V187H75ZM80 188L83 189V188H85V187L82 186V187H79V189H80ZM95 188H97V187H95ZM95 188H94V189H95ZM102 188H101V189H102ZM106 188H107V187H106ZM111 188H113V187H111ZM116 188H117V187H116ZM136 188H137V187H136ZM203 188H204V187H203ZM212 188H213V187H212ZM235 188H237V187L235 186ZM239 188H238V190H239ZM247 188H248V186H247ZM251 188H252V187H251ZM261 188H262V187H261ZM3 189H4V187H3ZM52 189H53V188H52ZM64 189H67V188H64ZM79 189H78V190H79ZM82 189H81V192H82ZM126 189H127V188H126ZM134 189H135V188H134ZM148 189H149V188H148ZM182 189H183V188H182ZM182 189H181V190H182ZM199 189H200V188H199ZM221 189H222V187H221ZM221 189H220V190H221ZM231 189H232V188H231ZM4 190H5V189H4ZM40 190H41V191H40ZM53 190H56V189H53ZM57 190H59V189L57 188ZM62 190H63V189H62ZM73 190H74V189H73ZM75 190L78 191L77 189H75ZM75 190H74V191H75ZM85 190H86V189H85ZM105 190H106V189H105ZM155 190H156V189H155ZM155 190H153V191H155ZM171 190H172V188H171ZM173 190H174V189H173ZM200 190H201V189H200ZM220 190H218L217 192H219ZM240 190H241V189H240ZM240 190H239V191H240ZM244 190H245V189H244ZM244 190H243V191H244ZM250 190H251V189H250ZM256 190H258V187H257ZM1 191H2V189H1ZM1 191H0V192H1ZM29 191H30V190H29ZM46 191H47V190H46ZM63 191H65V190H63ZM66 191H67V190H66ZM74 191H73V192H74ZM96 191H97V190H96ZM98 191H99V190H98ZM106 191H107V190H106ZM150 191H152V190H150ZM162 191H163V190H162ZM179 191H180V190H179ZM233 191H234V190H233ZM246 191H247V190H246ZM246 191H244V192H246ZM248 191H249V190H248ZM4 192H5V191H4ZM21 192L26 193L24 190L21 191ZM31 192H33V190H32ZM34 192H35V190H34ZM34 192H33V193H34ZM57 192H58V191H57ZM61 192H62V191H61ZM61 192H60V193H61ZM89 192H91V191H89ZM92 192H93V191H92ZM110 192H111V191H110ZM146 192H147V191H146ZM222 192H223V191H222ZM228 192H229V191H228ZM230 192H231V191H230ZM241 192H242V191H240V193H241ZM261 192H262V191H261ZM261 192H260V193H261ZM24 193H23V196H24ZM51 193H53V191H51ZM54 193H55V192H54ZM54 193H53V194H54ZM63 193H64L63 199H64V197H67V198L69 197V198H68V199H69V202L71 203V205L73 204V207H74V204H76V205L78 204V201L76 202V201L74 200V198L77 196V194H76L75 197L73 196V198H72V197L70 198V194H67V195H69V196H67V195L65 194V193H69V192H63ZM94 193H95V192H94ZM142 193H143V192H142ZM158 193H160V192H158ZM168 193H169V192H168ZM200 193H201V192H199V194H200ZM248 193H249V192H248ZM256 193H257V192H256ZM260 193H259V194H260ZM28 194H29V192H28ZM30 194H31V193H30ZM30 194H29V196H26V195H25V196H26V197H29V199H30ZM56 194H57V193H56ZM82 194H83V193H82ZM92 194H93V193H92ZM110 194H111V193H110ZM125 194H126V193H125ZM135 194H136V193H135ZM143 194H144V193H143ZM154 194H155V193H154ZM154 194H153V195H154ZM171 194H173V193H171ZM178 194H179V193H178ZM193 194H194V193H193ZM209 194H211V193H209ZM222 194H223V193H222ZM226 194H227V193H226ZM246 194H247V192L245 193V195H246ZM249 194H251V193H249ZM253 194H254V193H253ZM39 195H40V194H39ZM39 195H36V196H39ZM71 195H72V194H71ZM80 195H81V194H80ZM98 195H99V194H98ZM114 195H115V194H114ZM138 195H139V194H138ZM158 195H159V194H158ZM173 195H174V194H173ZM207 195H208V194H207ZM211 195H212V194H211ZM213 195H214V194H213ZM216 195H217V194H216ZM241 195H242V194H241ZM245 195H244V197H247V196H248V195H247V196H245ZM53 196H55V195H53ZM53 196H52V198H55V197H53ZM126 196H127V194H126ZM126 196H125V197H126ZM140 196H141V195H140ZM147 196H148V195H147ZM160 196H161V193H160ZM160 196H159V197H160ZM167 196H168V195H167ZM169 196H170V194H169ZM180 196H181V195H180ZM199 196H200V195H199ZM229 196H230V195H229ZM231 196H232V195H231ZM242 196H243V195H242ZM242 196H241V197H242ZM3 197H4V196H3ZM5 197H6V195H5ZM11 197H12V196H11ZM11 197L9 196V198H11ZM14 197H15V196H14ZM33 197H34L33 199L35 200V195H34ZM58 197H61V195L58 196ZM111 197H112V195H111ZM134 197H135V196H134ZM143 197H145V196H143ZM153 197H154V196H153ZM159 197H158V198H159ZM163 197H164V195H163ZM165 197H166V196H165ZM224 197H225V196H224ZM235 197H236V196H235ZM244 197H243V198H244ZM261 197H262V196H261ZM6 198H8V197H6ZM6 198H5V200H6ZM9 198H8V199H9ZM38 198H39V197H38ZM38 198H37V199H38ZM40 198H41V197H40ZM81 198H82V197H81ZM118 198H119V197H118ZM122 198H123V196H122ZM139 198H140V197H139ZM151 198H152V197H151ZM192 198H193V197H192ZM197 198H198V197H197ZM214 198H215V197H214ZM220 198H221V197H220ZM229 198H230V197H229ZM258 198H259V197H258ZM17 199H19V198H17ZM25 199H26V198H25ZM42 199H44L43 196H42ZM47 199H48V197H47ZM47 199H46V200H47ZM50 199H51V198H49V201H50ZM68 199H67V201H68ZM83 199H85V198H83ZM145 199H146V198H145ZM147 199H148V197H147ZM149 199H150V198H149ZM194 199H195V198H194ZM217 199H218V198H217ZM233 199H234V198H233ZM240 199H241V198H240ZM250 199H251V198H250ZM252 199H253V197H252ZM261 199H262V198H261ZM5 200H2V201H5ZM38 200H39V199H38ZM38 200H37V201H38ZM40 200H41V199H40ZM44 200H45V199H44ZM56 200H57V201H56ZM64 200H65V199H64ZM111 200H112V199H111ZM111 200H109V201H111ZM151 200H152V199H151ZM154 200H155V199H154ZM160 200H161V199H160ZM190 200H191V199H190ZM190 200H189V201H190ZM203 200H204V199H203ZM214 200H216V199H214ZM229 200H230V199H229ZM231 200H232V199H231ZM236 200L239 201L237 198H236ZM253 200H254V199H253ZM263 200H264V199H263ZM6 201H7V200H6ZM26 201H28V198H27ZM35 201H36V200H35ZM51 201H52V199H51ZM51 201H50V202H51ZM55 201L58 203L59 200H58V199H55ZM95 201H97V200H95ZM105 201H106V200H105ZM113 201H114V200H113ZM115 201H116V200H115ZM118 201H119V200H118ZM124 201H126V200H124ZM142 201H143V200H142ZM208 201H209V200H208ZM217 201H218V200H217ZM243 201H245V198H244ZM257 201H259V200H257ZM41 202H42V200H41ZM62 202H63V201H62ZM79 202H80V201H79ZM131 202H132V201H131ZM134 202H135V201H134ZM134 202H133V203H134ZM145 202H146V201H145ZM192 202H193V201H192ZM192 202H191L190 204H192ZM218 202H219V201H218ZM233 202H234V201H233ZM253 202H254V201H253ZM30 203H31V202H30ZM38 203H39V202H38ZM45 203H46V204H45ZM45 203H44L45 206L48 205V204H47V201H46ZM48 203H49V202H48ZM59 203H60V202H59ZM59 203H58V204H59ZM90 203H91V202H90ZM104 203H105V202H104ZM147 203H149V201H148ZM216 203H217V202H216ZM238 203H239V202H238ZM0 204H1V203H0ZM26 204H27V202H26ZM51 204H53V203H51ZM60 204H61V203H60ZM65 204H66V203H65ZM79 204H81V202H80ZM84 204H85V203H84ZM114 204H115V203H114ZM123 204H124V203H123ZM123 204H122V205H123ZM141 204H142V203H141ZM145 204H146V203H145ZM152 204H153V203H152ZM163 204H164V203H163ZM165 204H166V203H165ZM184 204H185V203H184ZM203 204H204V203H203ZM211 204L213 205L214 203L211 202ZM220 204H222V203H220ZM227 204H228V203H227ZM231 204H233V203L231 202ZM244 204H246V203H244ZM253 204H254V203H253ZM35 205H36V204H34V206H35ZM38 205H39V204H37V209H40L41 207H40V208H38V207H39L41 204H40L39 206H38ZM71 205H70V206H71ZM92 205H93V204H92ZM115 205H116V204H115ZM125 205H126V203H125ZM125 205H124V206H125ZM143 205H144V204H143ZM150 205H151V204H150ZM160 205H161V204H160ZM179 205H180V204H179ZM225 205H226V204H225ZM229 205H230V203H229ZM238 205H239V204H238ZM238 205H237V206H238ZM259 205H260V204H259ZM259 205H258V207H259ZM48 206L50 207V205H48ZM48 206H46V207H48ZM51 206H52V205H51ZM61 206H64V204H63V205L61 204ZM65 206H66V207H65ZM65 206H64L65 208L68 207V205H65ZM77 206H78V207H77ZM77 206H75V210L78 209V208L80 207L79 205H77ZM109 206H110V204H109ZM156 206H157V205H156ZM174 206H175V205H174ZM174 206H173V207H174ZM185 206H186V205H185ZM208 206H210V205H208ZM251 206H252V205H251ZM58 207H59V206H58ZM58 207H57V209H58ZM73 207H72V206H71V208L68 207L67 210L72 209ZM84 207H85V206H84ZM136 207H137V206H136ZM138 207H139V205H138ZM146 207H147V206H146ZM177 207H178V206H177ZM186 207H187V206H186ZM213 207H214V206H213ZM232 207H234V205H232ZM235 207H236V206H235ZM240 207L242 208L243 205L241 204ZM247 207H248V206H247ZM55 208H56V207H55ZM60 208H61V207H60ZM60 208H59V209H60ZM62 208H63V207H62ZM80 208H81V207H80ZM92 208H93V207H92ZM111 208H113V207L111 206ZM111 208H109V212H111V211H110ZM127 208H128V207H127ZM167 208H168V207H167ZM194 208H195V207H194ZM206 208H207V207H206ZM245 208H246V207H245ZM50 209H52V208H50ZM57 209H55V210L53 209L54 212H55ZM114 209H115V208H114ZM132 209H133V208H132ZM150 209H151V208H150ZM160 209H161V208H160ZM183 209H184V208H183ZM203 209H204V208H203ZM242 209H244V207H243ZM246 209H248V208H246ZM246 209H245V210H246ZM256 209H257V208H256ZM261 209H262V208H261ZM29 210H30V209H29ZM43 210H45V209H43ZM53 210H51V211H53ZM63 210H65V209L63 208ZM81 210H82V209H81ZM144 210H145V209H144ZM157 210H158V209H157ZM157 210H156V211H157ZM170 210H171V209H170ZM180 210H181V209H180ZM185 210H186V208L184 209V211H185ZM231 210H232V209H231ZM240 210H241V209H240ZM76 211H78V210H76ZM98 211H99V210H97L96 212H98ZM119 211H120V210H119ZM125 211H126V210H125ZM158 211L160 212V210H158ZM158 211H157V212H158ZM164 211H165V210H164ZM177 211H178V210H177ZM207 211H208V210H207ZM218 211H219V210H218ZM232 211H233V210H232ZM237 211H238V210H237ZM243 211H244V210H243ZM248 211H249V210H248ZM248 211L246 210L245 212H248ZM40 212H41V211H40ZM57 212H58V210H57ZM66 212H68V211H66ZM70 212H72V211H69L68 213H70ZM79 212H80V211H79ZM92 212H93V211H92ZM102 212H104V210H102ZM106 212H108V211H106ZM133 212H134V211H133ZM138 212H139V211H138ZM152 212H153V211H152ZM161 212L163 213V210H162ZM174 212H175V211H174ZM185 212H186V211H185ZM205 212H206V211H205ZM205 212H204V213H205ZM210 212H213L212 209H211V211H208L207 214H209ZM223 212H224V211H223ZM225 212H227V211H225ZM238 212H239V211H238ZM240 212H242V210H241ZM62 213H63V212H62ZM76 213H77V212H76ZM104 213H105V212H104ZM126 213H127V212H126ZM134 213H135V212H134ZM148 213H149V212H148ZM148 213H147V214H148ZM162 213H161V214H162ZM182 213H183V212H182ZM194 213H195V212H194ZM202 213H203V212H202ZM220 213H221V211H220ZM235 213H236V212H235ZM248 213H249V212H248ZM250 213H251V212H250ZM250 213L247 214V215H248V220L250 219V218H249V217H250L249 215H251ZM258 213H260V211H259ZM40 214H41V213H40ZM65 214H66V213H65ZM71 214H72V213H71ZM87 214H88V212H87ZM107 214H108V213H107ZM118 214H119V213H118ZM120 214H121V213H120ZM123 214H124V213H123ZM159 214H160V213H159ZM168 214H169V213H168ZM205 214H206V213H205ZM217 214H218V212H217ZM217 214H216V215H217ZM226 214H227V213H226ZM256 214H257V213H256ZM37 215H38V214H37ZM45 215H46V214H45ZM48 215H49V214H48ZM52 215L54 216V214H52ZM56 215H57V214H56ZM67 215H70V214H67ZM74 215H75V214H74ZM77 215H78V214H77ZM81 215H82V214H81ZM88 215H89V214H88ZM93 215H94V214H93ZM96 215H97V214H96ZM101 215H102V214H101ZM112 215H113V214H112ZM135 215H136V214H135ZM163 215H165V214L163 213ZM163 215H162V216H163ZM174 215H175V213H174ZM183 215H184V214H183ZM211 215H214V214H211ZM79 216H80V215H79ZM98 216H100V212H99V215H98ZM104 216H105V215H104ZM108 216H110V215H108ZM114 216H115V215H114ZM137 216H138V215H137ZM137 216H136V217H137ZM142 216H143V215H142ZM156 216H157V215H156ZM162 216H161V218H162ZM169 216H170V214H169ZM178 216H179V214H178ZM199 216H200V215H199ZM203 216H204V215H203ZM220 216H221V215H220ZM225 216H226V215H225ZM236 216H237V215H236ZM241 216H242V215H241ZM241 216H240V217H241ZM251 216H252V215H251ZM42 217H43V216H42ZM42 217H40V218H42ZM59 217H60V216H59ZM133 217H134V215H133ZM133 217H132V218H133ZM153 217H155V215H154ZM166 217H167V216H166ZM171 217H173V216H171ZM174 217H175V216H174ZM174 217H173V218H174ZM187 217H188V216H187ZM192 217H193V216H192ZM209 217H210V215H209ZM209 217H208V220H211L212 218L210 217L211 219H209ZM226 217H227V216H226ZM232 217H233V216H232ZM238 217H239V216H238ZM238 217H237V218H238ZM40 218H38V219H40ZM74 218H75V217H74ZM104 218H105V217H104ZM104 218H103V219H104ZM110 218H111V217H110ZM115 218H116V217H115ZM115 218H113V219H115ZM118 218H119V217H118ZM124 218H125V217H124ZM140 218H143V217H140ZM146 218H147V217H146ZM148 218H149V217H148ZM156 218H157V217H156ZM180 218H181V217H180ZM182 218H183V216H182ZM220 218H221V217H220ZM229 218H230V217H229ZM234 218H235V216H234ZM237 218H236L235 220H237ZM251 218H252V217H251ZM36 219H37V217H36ZM92 219H93V218H92ZM103 219H102V220H103ZM111 219H112V218H111ZM111 219H110V220H111ZM129 219H130V218H129ZM129 219H128V220H129ZM133 219H134V218H133ZM144 219H145V218H144ZM151 219H152V218H151ZM151 219H150V221H151V223H152L153 220H151ZM153 219H154V218H153ZM159 219H160V218H159ZM164 219H165V218H164ZM164 219H163V220H164ZM176 219H178L177 216H176ZM176 219H175V220H176ZM191 219H192V218H191ZM191 219H190V220H191ZM213 219H214V218H213ZM223 219H224V218H223ZM253 219H254V218H253ZM6 220H7V219H6ZM27 220H28V219H27ZM29 220H30V219H29ZM95 220H97V219L95 218ZM95 220H94V221H95ZM107 220H108V218H107ZM116 220H117V219H116ZM118 220H119V219H118ZM123 220H124V219H123ZM137 220H138V219H137ZM155 220H156V219H155ZM157 220H158V219H157ZM163 220H162V221H163ZM168 220H169V219H167V221H168ZM199 220H200V219H199ZM208 220H206V221H208ZM214 220H215V219H214ZM216 220H217V219H216ZM226 220H228V219H226ZM231 220H232V218H231ZM37 221H38V220H37ZM51 221H52V220H51ZM97 221H98V220H97ZM104 221H105V220H104ZM112 221H113V220H112ZM114 221H115V220H114ZM159 221H160V220H159ZM178 221H179V220H178ZM194 221H195V220H194ZM242 221H243V220H242ZM249 221H250V220H249ZM49 222H50V221H49ZM100 222H102V221H100ZM119 222H120V221H119ZM128 222H129V221H128ZM140 222H141V221H140ZM170 222H171V221H170ZM173 222H174V219H173ZM173 222H172V224H173ZM202 222H203V221L200 222V225L202 224ZM212 222H213V224H215V225H216V223H217V221H212ZM212 222H211V223H212ZM215 222H216V223H215ZM219 222H220V221H219ZM219 222H218V224H219ZM224 222H225L224 220L221 221V223H222V224L220 223L221 226L224 224ZM229 222H230V221H229ZM237 222H238V221H236V223H237ZM245 222H246V221H245ZM256 222H257V221H256ZM42 223H43V222H42ZM94 223H96V222H94ZM109 223H110V222H109ZM113 223H114V222H113ZM155 223H158V222H155ZM183 223H185V222H183ZM208 223H209V222H208ZM231 223H233V222H231ZM118 224H119V223H118ZM124 224H125V223H124ZM140 224H141V223H140ZM161 224H163V223L161 222ZM191 224H192V223H191ZM191 224H190V225H191ZM233 224H234V223H233ZM233 224H232V225H233ZM0 225H1V224H0ZM31 225H32V224H31ZM45 225H46V224H45ZM100 225H101V223H100ZM106 225H108V224H106ZM116 225H117V224H116ZM169 225H170V224H169ZM169 225H168V227H169ZM203 225H204V224H202L200 227H199V225H198L197 227L201 228ZM208 225L210 226V229H211V227H213L212 224H208ZM208 225H206V226H208ZM215 225H214V226H215ZM226 225H227V222H226ZM236 225H237V224H236ZM238 225H241V224L238 223ZM238 225H237V226L234 225V226L237 227L239 230L241 229L240 227L243 226V227H242V231L240 230L241 233H242L241 236L243 235V230H246V229H247L246 231H249V230L251 231V229L255 228V227H251L252 225H251V226L249 225V226H247L246 228H244V225H242V226H238ZM245 225H246V224H245ZM1 226H3V225H1ZM13 226H14V225H13ZM20 226H22V225H20ZM42 226H43V225H42ZM96 226H97V225H96ZM96 226H95V227H96ZM101 226H102V225H101ZM163 226H164V225H163ZM177 226H178V225H177ZM209 226H208V229H209ZM218 226H219V225H218ZM221 226H219V227H221ZM224 226H225V224H224ZM227 226H228V225H227ZM230 226H231V224H230ZM234 226H233V227H234ZM10 227H12V226H10ZM10 227H9V230H10ZM23 227H24V226H23ZM76 227H77V226H76ZM95 227H94V228H95ZM102 227H103V226H102ZM152 227H153V226H152ZM155 227H157V226H155ZM165 227H166V226H165ZM183 227H184V226H183ZM0 228H3V227H0ZM15 228H16V227H15ZM20 228H21V227H20ZM20 228H19V229H20ZM24 228L26 229V228H28V226H25ZM35 228H36V227H34V229H35ZM61 228H62V227H61ZM64 228H65V227H64ZM69 228H70V227H69ZM96 228H97V227H96ZM113 228H114V227H113ZM119 228H120V227H119ZM162 228H163V227H162ZM177 228H178V227H177ZM180 228H181V227H180ZM180 228H179V229H180ZM194 228H195V227H194ZM199 228H198V229H199ZM215 228L217 229L216 226H215ZM215 228H214V229H215ZM231 228H232V227H230L229 230H231ZM248 228H251V229H248ZM260 228H261V227H260ZM3 229H5V228H3ZM6 229H7V228H6ZM13 229H14V228H13ZM13 229H12V230H13ZM42 229H45V228H42ZM74 229H75V228H74ZM91 229H92V228H91ZM100 229H101V228H100ZM106 229H107V228H106ZM121 229H122V226H121ZM124 229H125V228H124ZM124 229H123V230H124ZM136 229H138V228H136ZM139 229H140V228H139ZM150 229H151V228H150ZM150 229H149V230H150ZM153 229H154V228H153ZM157 229H158V228H157ZM163 229H165V228H163ZM172 229H173V228H172ZM175 229H176V228H175ZM191 229H192V228H191ZM205 229H206V227H205ZM205 229H202V231H201V230H200V231L203 232V230H205ZM210 229H209V230H210ZM216 229H215V230H216ZM219 229H220L222 232H224L223 229H221V228H219ZM219 229H217L216 231L213 230L215 233H214L213 231H212V233H213L214 235L217 234L216 232L219 231ZM225 229H226V228H225ZM7 230H8V229H7ZM7 230H6V231H7ZM9 230H8V231H9ZM40 230H41V228H40ZM40 230H39V231H40ZM78 230H79V229H78ZM78 230H76V231H78ZM84 230H85V229H84ZM126 230H127V229H126ZM134 230H135V229H134ZM169 230H170V229H169ZM169 230H168V231H169ZM186 230H187V229H185V232H186ZM206 230H207V229H206ZM206 230H205V232H208V231H206ZM211 230H212V229H211ZM226 230H227V229H226ZM256 230H258V229H256ZM263 230H264V229H263ZM263 230H258V231H261V232H262ZM4 231H5V230H4ZM4 231H3V232H4ZM8 231H7V232H8ZM23 231H24V229H23ZM41 231H42V230H41ZM46 231H48V230H46ZM63 231H64V230H63ZM87 231H88V230H87ZM105 231H106V230H105ZM142 231H143V230H142ZM150 231H151V230H150ZM154 231H156V230H154ZM159 231H160V230H159ZM161 231H162V229H161ZM168 231H167V232H168ZM179 231H180V230H179ZM181 231H182V230H181ZM189 231H190V230H189ZM189 231H188V232H189ZM194 231L196 232V231H198V230L196 229V230H194ZM194 231L191 230V233H194ZM221 231L218 232V233H220L221 236H222V232H221ZM233 231H236V230L234 229V230H232V232H233ZM246 231H245V232H246ZM7 232H6V233H7ZM20 232H21V231H20ZM42 232H44V231H42ZM66 232H67V231H66ZM79 232H80V231H79ZM152 232H153V231H152ZM152 232H151V233H152ZM170 232H171V231H170ZM177 232H178V230H177ZM182 232H183V231H182ZM201 232H200V233H201ZM228 232H229L228 234H230V231H228ZM251 232H252V231H251ZM251 232H246V234H247V233H251ZM9 233L11 234V232H9ZM73 233H74V232H73ZM89 233H90V232H89ZM121 233H122V232H121ZM128 233H129V232H128ZM145 233H146V232H145ZM171 233H172V232H171ZM210 233H211V232H210ZM212 233L210 234L211 236L213 235ZM258 233H259V232H258ZM0 234H1V232H0ZM18 234H22V235L24 234V236H25V234H27V232L25 231V232H23V233H18ZM56 234H57V232H56ZM114 234H115V233H114ZM134 234H135V233H134ZM136 234H137V233H136ZM140 234H142V233H140ZM148 234H149V233H148ZM154 234H155V233H154ZM179 234H180V232H179ZM181 234H182V233H181ZM195 234H196V233H195ZM195 234H194V235H195ZM12 235H13V234H12ZM16 235H17V234H16ZM22 235H20V236L22 237ZM39 235H40V234H39ZM39 235H38V236H39ZM42 235H43V234H42ZM42 235H41V236H42ZM59 235L61 236V234H58V237H56V238H57V239H58V238H59V239H63V238H60ZM62 235H63V234H62ZM80 235H81V234H80ZM107 235H108V234H107ZM121 235H122V234H121ZM137 235H138V234H137ZM137 235H136V236H137ZM146 235H147V234H146ZM161 235H162V234H161ZM168 235H169V234H168ZM168 235H167L166 237H168V239H169L170 236H168ZM174 235H175V234H174ZM206 235H207V233H206ZM210 235H209V236H210ZM217 235H218V234H217ZM217 235H215V236H217ZM233 235H235V234H233ZM244 235H245V233H244ZM255 235H256V234H255ZM255 235H253V236L251 235L252 237L249 236V238H250V239L253 238V240H254V236H255ZM9 236H10V235H9ZM24 236H23V237H24ZM31 236H33V234H31ZM31 236L29 235V237H31ZM38 236H37V237H38ZM47 236H48V235H47ZM64 236H65V235H64ZM66 236H69V237H70V240H73V242L79 240V238H78V240H74V236H73L72 239H71V236H72V235H66ZM82 236H84V235H82ZM82 236H81V237H82ZM89 236H90V237H91V236L93 237V235H89ZM94 236H95V239H96V238H97L96 235H94ZM103 236H104V235H103ZM105 236H106V234H105ZM132 236H133V235H132ZM134 236H135V235H134ZM144 236H145V235H144ZM147 236H148V235H147ZM153 236H154V235H153ZM175 236H176V235H175ZM182 236L184 237V235H181V236H180V235H177V236H176V239L173 240V241H175V244H176V242H178L177 239L181 238ZM203 236H205V235H203ZM203 236H202V237H203ZM215 236H214V238H215ZM227 236H228V238H229V237H232V239H231V240H232L231 243H230V240L227 241L226 238H225L226 240H224V241H227L226 243L228 244V246H229L230 244L232 245V243H235V241H236V243H237V240H238L237 238L233 237L232 235H227ZM246 236H247V235H246ZM246 236H244V240H243V241H245V238H247ZM10 237H11V236H10ZM15 237H17V236H15ZM23 237H22V238H23ZM27 237H28V236L26 235V238H27ZM45 237H46V236H45ZM54 237H55V236H54ZM54 237H52V238H54ZM90 237L85 238V239H87V240H85V242H86L85 244H87V242H88V244H89V241H90L89 238H90ZM99 237H100V236H99ZM107 237H108V236H107ZM110 237H111V236H110ZM110 237H109V238H110ZM114 237H115V236H114ZM124 237H125V236H124ZM130 237H131V236H130ZM148 237H149V236H148ZM148 237H146V238H148ZM163 237H164V236H163ZM171 237H172V236H171ZM177 237H178V238H177ZM183 237H182V239H183ZM189 237H190V235H189ZM202 237H201V238H202ZM206 237H207V236H206ZM218 237H220V235H219ZM225 237H226V236H225ZM34 238H36V237L34 236ZM56 238H55V239H56ZM76 238H77V237H75V239H76ZM101 238H102V237L97 238V239H99V240H97V239H96V240H97V241H100ZM117 238H118V236H117ZM131 238H132V237H131ZM141 238H142V237H141ZM149 238H150V237H149ZM149 238H148V239H149ZM155 238H156V237H155ZM158 238H159V236H158ZM195 238H196V237H195ZM204 238H205V237H204ZM214 238H213V236H212V239H214ZM222 238H223V237H222ZM233 238L235 239V241H233ZM241 238H242V237H241ZM259 238H260V237H259ZM13 239H15V238H13ZM18 239H19V238H18ZM18 239H17V240H18ZM23 239H25V238H23ZM55 239H54V241H55ZM57 239H56V240H57ZM64 239H65V238H64ZM151 239H152V238H151ZM164 239H167V238H164ZM164 239H163V242H164ZM168 239H167L166 241H168ZM172 239H173V238H172ZM172 239H171V240H172ZM196 239H197V238H196ZM196 239H195V240H196ZM199 239H200V238H199ZM199 239H198V240H199ZM209 239H211V238H209ZM209 239H208V240H209ZM212 239H211V240H212ZM216 239H217V237L215 238V240H216ZM218 239H219V241H221V240H220L221 238H218ZM218 239H217V240H218ZM236 239H237V240H236ZM239 239H240V237H239ZM247 239H248V238H247ZM3 240H8V242H9V238H8V237H7V239H3ZM27 240H28V239H27ZM29 240H30V238H29ZM29 240H28V241H29ZM46 240H49V241H50L51 239L46 238ZM83 240H84V238H83ZM96 240H95V242H97ZM113 240H116V239H113ZM125 240H126V239H125ZM127 240H128V239H127ZM129 240H130V239H129ZM138 240H139V239H138ZM146 240H147V239H146ZM153 240H154V239H153ZM156 240H158V239H156ZM156 240H155V241H156ZM171 240H170V241H171ZM184 240H187V238H185ZM188 240H191V239H188ZM195 240L193 241V243H194V242H198V240H196V241H195ZM253 240H252V239L249 240V241H250V242H249L250 245L252 244L251 242H252ZM261 240H262V237H261ZM32 241H33V240H32ZM43 241H44V240H43ZM107 241H108V240H107ZM107 241H106V244H107ZM117 241H118V240H117ZM140 241H141V240H140ZM148 241H149V240H148ZM148 241H147V242H148ZM212 241L214 242V240H212ZM222 241H223V240H222ZM247 241H248V240H247ZM262 241H263V240H262ZM0 242H1V241H0ZM2 242H4V241H2ZM18 242H19V241H18ZM18 242H17V245H18ZM20 242H23V240L20 241ZM33 242L35 243V241H33ZM33 242H31V243L33 244ZM45 242H46V241H45ZM45 242H43V243H45ZM70 242L72 243V241H70ZM93 242H94V241H93ZM95 242H94V245H95V246H94V245L92 246L91 244H89V245H91L90 248H91V251H92V252H93V251L95 252L94 248H95V247H98V245H97ZM109 242L111 243V241H109ZM131 242H132V241H131ZM134 242H135V240H134ZM134 242H133V243H134ZM145 242H146V241H145ZM151 242H152V241H151ZM183 242H184V241H183ZM183 242H181L180 244H182ZM204 242H209V241H207V240L205 239ZM204 242H203V245L206 247V248H205L206 250L209 249V248L207 247V245L211 246L210 243H211L212 245H215V244L212 243L211 241L209 242V244H208V243L204 244ZM215 242H216V241H215ZM228 242H229L230 244H229ZM12 243H13V242H12ZM14 243H15V242H14ZM50 243H51V241H50ZM53 243H54V244H53ZM53 243H52V244H53V247L50 246V245H48L47 242H46V244H44V246L46 245L45 247H47V249H48V251H49V250H50L49 248L52 247L53 249H52V248H51V249H52V250H55L56 247H57L58 245L61 246V244H63V243H61V244H57L56 241L53 242ZM80 243H82V242H80ZM90 243H91V242H90ZM104 243H105V242H104ZM127 243H129V242H127ZM136 243H137V242H136ZM152 243H156V242H152ZM157 243H158V242H157ZM157 243H156V245H157ZM164 243H165V242H164ZM164 243H162V242L159 243V246H160V244H161V245H163V247H165V246H164ZM166 243H167V242H166ZM169 243H170V242H169ZM185 243H186V242H185ZM220 243H221V242H220ZM220 243H219V244H220ZM222 243H223V242H222ZM241 243H242V242H241ZM261 243H262V242H260V244H261ZM32 244H30V246H31ZM55 244H57V246H56ZM65 244H66V245H72V244H73L72 246H75L74 243H72V244H68L66 241H65ZM85 244H84V246H85ZM101 244H103V241H102V242H99V246H100ZM113 244H115V243H113ZM120 244H121V243H120ZM141 244H144V243H141ZM145 244H146V243H145ZM187 244H188V242H187ZM187 244H186V245H187ZM216 244H217V243H216ZM227 244H226V245H227ZM247 244H248V242H247ZM247 244L245 245V242H244V244L242 243V244L240 245V248H242L243 246H245V247L248 248V245H249V244H248V245H247ZM1 245H2V244H1ZM35 245H36V244H35ZM76 245H77V244H76ZM111 245H112V244H111ZM115 245H116V246H115ZM115 245H113V247H116V248H117V247H118V248H121V247H122V246L120 247V245H117V244H115ZM127 245H128V244H127ZM131 245H133V244L130 243L129 246H131ZM165 245H166V244H165ZM172 245H173V244H172ZM195 245L198 247L199 244L197 245V243H195ZM223 245H224V244H223ZM226 245H225V248L227 247V249H228V246H226ZM242 245H243V246H242ZM9 246H11V245H9ZM13 246H14V245H13ZM19 246L21 247V244H20V243H19ZM22 246H23V245H22ZM64 246H65V245H64ZM72 246H71V248H72ZM123 246H124V245H123ZM141 246H142V245H141ZM143 246H144V245H143ZM147 246H148V243H147ZM152 246H153V244H152ZM154 246H155V245H154ZM159 246H158V247H159ZM168 246H169V244H168ZM168 246H167V247H168ZM176 246H177V245H176ZM176 246H175L174 248H173V246H172V247H169V248H170V249H171V248H172V249H175V248H178V249H179V248L182 247V245H181V247H178V246L176 247ZM187 246H188V245H187ZM187 246H185V247H186V250H187V248H188ZM196 246H194V247H196ZM200 246H201V245H200ZM204 246H201V247H200V248H202V254L200 253V255H203V251H204L203 247H204ZM254 246H255V245H254ZM261 246L263 247V245H261ZM20 247H19V248H20ZM24 247H27V248H28L27 243H26V246H25V244H24ZM34 247H35V246H34ZM61 247H62V246H61ZM68 247H69V246H68ZM75 247H76V248H79V251H75L76 255H77V252H78V254H81V251L83 252V250L80 249L81 246H80V247L75 246ZM92 247H94V248H92ZM102 247H103V246H102ZM106 247H107V246H106ZM113 247H112V248H113ZM185 247H184V248H185ZM194 247H192V248H194ZM214 247H216V245H215ZM221 247H222V246H221ZM262 247H261V248H262ZM14 248H15V247H14ZM32 248H33V247H32ZM71 248H68V249H71ZM76 248H75V249H76ZM112 248L109 250V251H110V254H111V252H112L111 250H113ZM116 248H115V249H116ZM128 248H129V247L126 246V248H125V249L123 248V250H119V249H118V250L120 251L119 254H120L121 251H122V253L124 254L123 256L126 257V260L130 258V257H129L130 254H129V253L135 251V249H134V251H130V252L128 251L127 254H129V256H125V252H127L126 250H127ZM131 248H132V247H131ZM145 248H146V246H145ZM159 248H160V247H159ZM159 248H158V249H159ZM169 248H168V249H169ZM207 248H208V249H207ZM217 248H220V247L217 246ZM229 248H230V247H229ZM240 248H239V252H240V253H243L242 251H240V250H241ZM250 248H252V247H250ZM20 249L23 250V247L20 248ZM65 249H66V248H65ZM129 249H130V248H129ZM148 249H149V248H148ZM160 249H162V248H160ZM172 249H171V250H172ZM195 249H198V248H194V250L192 249V251H195ZM210 249H212V247H211ZM220 249H221V250H219V251H221L222 253H223L224 250H225L224 248H220ZM222 249H224V250L222 251ZM227 249H226V250H227ZM245 249H246V248H245ZM252 249H254V248H252ZM255 249H256V248H255ZM257 249H258V247H257ZM0 250H1V249H0ZM5 250H6V249H5ZM7 250H8V249H7ZM7 250H6V251H7ZM14 250H15V249H14ZM22 250H21V251H22ZM37 250L40 251V249H37ZM60 250H61V249H60ZM77 250H78V249H77ZM80 250H81V251H80ZM86 250H88V249H86ZM96 250H97V248H96ZM104 250H105V249L102 248V252H104ZM107 250H108V249H107ZM107 250H105V252H107ZM116 250H117V249H116ZM118 250H117V251H118ZM145 250H146V249H145ZM165 250H166V249H165ZM199 250H200V249H199ZM212 250H214V248H213ZM226 250H225V252H226ZM243 250H244V249H243ZM262 250H263V248H262ZM11 251H12V249H11ZM18 251H19V250H18ZM18 251L16 250L17 253H16V252L14 253V254H17V256H18ZM28 251H29V250H28ZM31 251H32V250H30V251L28 252V253H29V256H31V257H35L36 259H35V258H33V259H32V258H26V259H28V260L30 259V260H29L30 262L27 260V261H28L27 263H30V264H31V262L34 261V259H35V261H36V260H37V256H38V255H37V256L33 255V252H32V254H31V253H30ZM35 251H36V248H35ZM48 251H47V252H48ZM50 251H51V250H50ZM97 251H98V250H97ZM114 251H115V250H114ZM114 251H113V253H114ZM153 251H154V250H153ZM159 251H160V250H159ZM159 251H158V252H159ZM163 251H164V250H163ZM163 251H162V252H163ZM167 251H168V252H167ZM167 251H166V253H169V250H167ZM173 251H174V250H173ZM175 251H176V250H175ZM187 251H188V250H187ZM192 251H191V254H189V255H188V253L186 252L187 255H188L189 257H190V255L193 254ZM208 251H211V250H208ZM215 251H216V249H215ZM215 251H211V253H212V252H215ZM248 251H249V249L247 250V252H248ZM57 252H58V251H57ZM63 252H64V253H63ZM68 252H69V250L66 251V253H65V251H64L63 248H62L61 252H58V254L61 253L62 256L65 257V256H67ZM88 252H89V251H88ZM100 252H101V251H100ZM100 252H99V253H100ZM149 252H150V251H149ZM149 252H147V254H148ZM164 252H165V251H164ZM164 252H163V253H164ZM181 252H184V251L182 250ZM181 252H180V251H179V252L176 251L175 253H177L176 255H179V254H180L181 257H183V259H184V256H185V255H184V253H183V255H184V256H183ZM188 252L190 253V251H188ZM197 252L199 253L200 251H196V253H197ZM225 252H224V253H225ZM244 252L246 253V251H244ZM249 252H250V251H249ZM249 252L246 253V254H248V257L251 256V255L249 256ZM253 252H254V251H253ZM9 253H10V250H9ZM9 253H8V251H7V253L4 252V253H2V254H3V256H5L4 254H8V255H9ZM21 253H24V251H23V252H20V254H21ZM26 253H27V252H25V254H26ZM37 253H38V252H37ZM54 253H55V252H54ZM70 253H71V252H70ZM99 253H98V256H101V255H99ZM142 253H143L142 256H143L144 258L142 257V258H140L139 260H141L143 264H145L146 262L148 263V260H150L148 264H151V263L156 264V263H154V262H151V260H153V258H154L155 262H156V260L159 262L160 259L162 258V257H160L159 260L157 259V257H158V256H157L158 253H157V255L155 254V256H153V254L156 253V252L154 251V253L152 252V256H153V258H152L151 255H150L151 257H149V256L146 254V255H147L146 257H149V258H148V260H145L146 257L144 256V254H145L146 252H145V253L142 252ZM142 253L140 252V256H139V257H141V254H142ZM170 253H171V256H172V253H174V252H171V251H170ZM196 253L194 252V254H193L195 258L197 257V254H196ZM206 253H207V252H206ZM206 253L204 252V256H205ZM211 253L209 252L208 254H211ZM262 253H263V252H262ZM12 254H13V253H12ZM20 254H19V256L16 257V258L19 259V258L21 257ZM30 254H31V255H30ZM38 254H39V256H38V259H39V257H41V256L43 255V253H41V254H42L41 256H40V253H38ZM50 254H51V253H50ZM64 254H66V255H64ZM72 254H73V256H76V255H74V253H72ZM72 254H71V255H72ZM91 254H92V253H91ZM100 254H101V253H100ZM127 254H126V255H127ZM149 254H151V253H149ZM161 254H162V253H161ZM195 254H196V255H195ZM259 254H260V253H259ZM8 255H7V256H8ZM10 255H11V254H10ZM10 255H9V257H10ZM23 255H24V254H22V256H23ZM53 255H54V254H53ZM71 255H68L69 258H67V259L64 261L65 263H66V261H67L68 259L72 258V260H68L67 262H68L69 264H70V262H71V264H74L72 261L75 262V258H74V257H71ZM116 255H118V254H116ZM116 255H115V256H116ZM162 255H163V254H162ZM166 255H168V254H166ZM231 255H232V254H231ZM255 255H256V254L253 255L254 258H256ZM7 256H6V257H7ZM15 256H16V255H14V258H12V259H16ZM26 256H27V255H26ZM29 256H27V257H29ZM48 256H49V255H48ZM55 256H56V254H55ZM62 256H61L62 260H58V261H61V262H62V261L64 260ZM120 256H122V255H120ZM123 256H122V257H123ZM137 256H138V255H137ZM156 256H157V257H156ZM163 256L165 257V254H164ZM171 256H170V258H171ZM173 256H174V254H173ZM204 256H198V257H199L198 259H200L201 261H202V260L204 261V259H206V258L203 259ZM212 256H213V255H212ZM221 256H222V255H221ZM225 256H226V255H225ZM229 256H230V255H229ZM240 256H241V255H240ZM240 256H239V257H240ZM259 256H261V255H259ZM44 257H45V256H44ZM76 257H77V256H76ZM110 257H111V256H110ZM127 257H129V258H127ZM132 257H133V256H132ZM134 257H135V256H134ZM174 257H175V256H174ZM174 257H172L173 260H174ZM192 257H193V256H192ZM192 257H190V258H191L190 261H191V260L195 261V260H194V257H193V258H192ZM200 257H201V258H200ZM215 257H216V256H215ZM215 257H213L214 259L211 257V259H213V260H211V259H210V260H211V261H214V260H215ZM222 257H223V256H222ZM241 257H242L243 259H244V257L246 258V256L243 257V255H242ZM241 257L239 258V261H240ZM3 258H4V257H3ZM3 258H2V260H1V259H0V260L3 261ZM41 258H42V257H41ZM49 258H50V257H49ZM49 258H47V259H49ZM53 258H54V257H53ZM57 258H58V257H57ZM61 258H60V259H61ZM73 258H74V260H73ZM85 258H86V256H82V255L80 256V255H79V259H81V261L84 260ZM93 258H97V257L93 256L91 259H93ZM117 258H121V257H119V255H118ZM150 258H151V259H150ZM155 258H156V259H155ZM170 258H169V259H170ZM179 258H180V257H179ZM179 258H178V256H176L174 261H176V260L179 259ZM254 258L252 257V259H254ZM259 258H261V257H259ZM20 259H21V258H20ZM51 259H52V258H50V260H51ZM86 259H87V258H86ZM91 259H90V260H91ZM99 259H100V260H101V259L103 260V257H102V258L99 257V258L95 259V261H96V260L99 261ZM107 259H108V258H107ZM107 259H106V260H107ZM111 259H112V258H111ZM113 259H114V257H113ZM142 259H143V260H142ZM162 259H163V260H164V259H167L166 261H168V263H169L170 261H172V259L169 260L167 256H166V258H162ZM162 259H161V261H162ZM180 259H182V258H180ZM180 259H179V261H180V264H181L182 261H181ZM183 259H182V260H183ZM186 259H187V257H186ZM207 259H208V258H207ZM217 259H218V258L216 257V260H217ZM231 259L233 260V258H231ZM231 259H226L225 261H228V260H231ZM243 259H241V262H242ZM246 259H247V258H246ZM252 259H251V260H252ZM7 260H8V258H7ZM22 260H23V259H22ZM24 260H25V259H24ZM31 260H33V261H31ZM40 260H41V259H40ZM40 260H39V262L41 263ZM102 260H101V262H106L105 260H103V261H102ZM108 260H110V259H108ZM126 260H121V259L118 260V259H117V261H116V260H115V261H116L117 264H118V262L121 264L122 261L127 262ZM133 260H135V258H133ZM139 260H138V261H139ZM154 260H153V261H154ZM196 260H197V259H196ZM248 260H250V259H248ZM260 260H262V258H261ZM16 261H18V260H16ZM25 261H26V260H25ZM48 261H49V260H48ZM56 261H57V260H56ZM98 261L96 262V264H101V262L98 263ZM115 261H114V262H115ZM141 261H139V262H140L139 264H142ZM143 261H146V262H143ZM161 261H160V262H161ZM174 261H172V262H170V263H173ZM177 261H178V260H177ZM187 261H188V260H187ZM190 261H188V262H190ZM198 261H199V260H198ZM198 261H196V263H197ZM206 261H208L207 264H213V263H216V261L213 262V263L210 262L209 260H206ZM225 261H224V263H225ZM239 261H238V262H239ZM246 261H247V260L243 261L244 263H241V262H239V263H241V264H245ZM6 262L8 263V261H6ZM12 262H13V261H12ZM39 262L37 261L36 264H39ZM50 262H51V261H50ZM82 262H83V261H82ZM86 262L88 263V259H87ZM90 262H91V263H90ZM109 262H110V261H109ZM114 262L111 261L110 263L113 264ZM124 262H123V263H124ZM131 262H132V261H131ZM150 262H151V263H150ZM164 262H165V260H164ZM184 262H185V261H184ZM188 262H186V263H188ZM230 262H231V261H230ZM230 262H226V264H228V263H230ZM9 263H10V262H9ZM23 263H24V261H23ZM23 263H22V261H20V260L17 262V264H23ZM27 263H26V264H27ZM33 263L35 264V262H33ZM51 263H52V262H51ZM53 263H54V261H53ZM56 263L58 264V262H56ZM56 263H55V264H56ZM77 263H78V262H77ZM89 263L92 264V260L89 261ZM123 263H122V264H123ZM127 263H128V264L130 263L129 260H128ZM127 263H126V264H127ZM162 263H163V262H162ZM170 263H169V264H170ZM190 263H191V262H190ZM198 263H201V262H198ZM198 263H197V264H198ZM247 263H249V261H247ZM247 263H246V264H247ZM251 263H252V262L250 261L249 264H251ZM2 264H4V263H2ZM13 264H15V262H13ZM49 264H50V263H49ZM66 264H67V263H66ZM78 264H79V263H78ZM80 264H81V263H80ZM84 264H86L85 261H84ZM94 264H95V263H94ZM102 264H104V263H102ZM106 264H108V263H106ZM114 264H115V263H114ZM130 264H136V263L133 262V263H130ZM163 264H165V263H163ZM173 264H174V263H173ZM177 264H179V262H178ZM193 264H194V263H193ZM217 264H218V263H217ZM219 264H220V263H219ZM221 264H223V263H221ZM237 264H238V263H237Z\"/></svg>",
    "mask_w": 264,
    "mask_h": 264
}]
</instances>
